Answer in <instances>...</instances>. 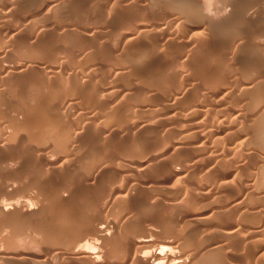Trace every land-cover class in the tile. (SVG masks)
I'll use <instances>...</instances> for the list:
<instances>
[{"label": "bare ground", "instance_id": "obj_1", "mask_svg": "<svg viewBox=\"0 0 264 264\" xmlns=\"http://www.w3.org/2000/svg\"><path fill=\"white\" fill-rule=\"evenodd\" d=\"M5 1V2H4ZM3 1V3H5L4 5H6L9 9H10V11H11V9L13 10V8H15V6L17 5V3H18V0H4ZM71 1V0H70ZM92 1V0H91ZM90 1V2H91ZM96 1V0H95ZM107 2L109 1V0H106ZM106 1L105 0H103L102 1V3L104 4V3H106ZM112 1V0H111ZM120 2L122 1V0H119ZM144 1V3H146L145 2V0H143ZM149 1V0H148ZM152 2H156V4L158 3V5H160V3L161 4H163V3H165L166 1L167 2H170V3H168V4H165V5H163V6H159L158 7V5H157V7H156V4H154L153 3V6H154V8H157V9H161L162 7H164V9H166V5H168L167 7L169 8V10L170 9H172V7H176L177 9H179L178 11H180V12H177V10L175 11V9L172 11V12H174L175 11V14H176V12H177V16L176 15H174V13H172L171 11H169L168 9V13L167 14H173L174 16H176V17H180L181 18V16H182V14L184 15V13H183V10L185 9L184 7H188L189 5H190V3H192L193 1H191L190 3H189V5L188 6H186V4H185V6L184 5H182V4H184L183 3V1L184 0H160V2L158 1L157 2V0H151ZM151 1L150 2H148V4L149 3H151ZM163 3H162V2ZM201 1V0H200ZM209 1V0H208ZM213 0H211V2H212ZM222 1V0H221ZM226 1V0H225ZM225 1H223L222 3H224ZM234 1H236V0H233V2ZM246 2V0H238L237 2H238V4H239V2ZM254 1V0H253ZM45 3H44V5H42L43 6V9H45V10H47V11H45V10H43L45 13H50V12H54V9L56 10L57 8V11H58V13L60 14L62 11V5L65 3H68V1L67 2H63V0H45L44 1ZM73 2V1H72ZM72 2L71 3H68V4H71V5H76L77 3H74V4H72ZM89 2V4L88 5H90V4H92V3H94L93 1L90 3ZM113 2H116V3H118V1H116V0H114V1H112V3ZM119 2V3H120ZM172 2H174V5L173 4H171ZM187 3L189 2V1H186ZM196 2H199V1H196ZM217 2V1H216ZM247 2H250V1H247ZM256 2V1H255ZM79 3H81L82 4V2H81V0H79V2H78V9H76L77 10V12H75V11H73V12H75L76 13V15H77V13H79V12H81V11H79L78 12V10H79V7H82L83 5H80ZM84 3H87V2H84ZM97 3H101L99 0H97ZM96 3V4H97ZM101 3V4H102ZM111 3V2H110ZM109 3V5H111L110 7H109V9L111 8L112 10L110 11L109 9H107L106 7H107V4L105 5L104 4V7L102 8V10H109V11H105V12H111L112 14H111V16L113 15V12L112 11H117V10H115V9H113V8H115V7H113L114 5L111 3L110 4ZM123 3V2H122ZM138 3H140V4H142V6L141 7H143V3H141V2H138ZM201 3H204V1L202 0L201 1ZM206 3V2H205ZM208 3V2H207ZM214 3V2H213ZM228 3H231L230 1H228ZM227 3V4H228ZM42 4H43V2H42ZM101 4H98V6H100ZM115 4V3H114ZM147 4V3H146ZM152 4V3H151ZM151 4H149V7H150V5ZM169 4H171V6L169 5ZM221 4V3H220ZM234 4H236L235 2L233 3V5L232 6H234ZM246 4V3H245ZM250 4V3H249ZM70 5V6H71ZM87 6V4H84V6ZM116 5V4H115ZM119 5V10L120 9H124V7L122 6V5H128V4H122V5H120V4H118ZM130 5V4H129ZM128 5V6H129ZM136 5H137V2H136ZM177 5V6H176ZM194 5V4H193ZM203 5V4H202ZM214 5V4H213ZM217 5V4H216ZM219 5V4H218ZM217 5V6H218ZM256 5H257V3H256ZM40 6H41V4H40ZM39 6V7H40ZM62 6V7H61ZM68 6V5H67ZM83 6V8H86V7H84ZM93 6H95L94 4H93ZM106 6V7H105ZM145 6H148V5H145ZM144 6V7H145ZM152 6V5H151ZM204 6V5H203ZM224 6H226V3H225V5ZM228 6V5H227ZM226 6V7H227ZM231 6V5H230ZM236 6V5H235ZM235 6H234V8H235ZM239 6V5H238ZM241 6H243L244 7V5H242L241 4ZM59 7H61V8H59ZM73 6H71L70 7V9L72 8ZM88 7V6H87ZM113 7V8H112ZM122 7V8H121ZM143 7V8H144ZM148 7V8H149ZM171 7V8H170ZM179 7V8H178ZM190 7H193V6H190ZM190 7H188V9H190ZM202 7V6H201ZM214 7H215V5H214ZM65 8L66 7H64V10H65ZM68 8H69V6H68ZM67 8V9H68ZM99 8H101V6L99 7ZM98 7H97V9H99ZM116 8H118V7H116ZM128 8V7H127ZM126 8V9H127ZM132 7L130 6V8L129 9H127V10H123V12H124V14L123 13H121L122 12V10H121V12H120V14H122L123 16H124V19H125V17L127 18V15L125 14V13H127L128 15L130 14V13H128V12H125V11H128V10H130ZM134 8V10H135V8H138V7H133ZM145 8H147V7H145ZM150 8H153V7H150ZM204 9L206 8V10H208V12H210V11H212L213 10V8H212V10H211V8H210V6H204L203 7ZM216 8V7H215ZM233 8V9H234ZM248 8H250V7H248ZM8 9V10H9ZM40 9H42L41 7H40ZM61 9V10H60ZM66 9V10H67ZM73 9V8H72ZM74 9H75V7H74ZM88 8H86V10H87ZM92 9V11L94 10L93 8H91ZM96 9V10H97ZM187 9V10H188ZM200 9V8H199ZM227 9V8H226ZM242 9V12L241 13H243V8H241ZM247 9V8H246ZM65 10V11H66ZM81 10H82V8H81ZM86 10H84V11H82L83 13L86 11ZM101 10V11H102ZM138 10V9H137ZM139 10H142L141 8L139 9ZM145 10V9H144ZM143 10V11H144ZM154 10V9H153ZM161 10H163V8L161 9ZM161 10H158V11H161ZM182 10V11H181ZM186 10V11H187ZM203 10V9H202ZM223 10V9H222ZM232 10V9H231ZM240 10V9H239ZM248 10V9H247ZM251 10V9H250ZM249 10V11H250ZM263 11H264V9H262ZM50 11V12H49ZM71 11V10H70ZM69 11V12H70ZM88 11H90L89 9H88ZM88 11L86 12V13H84V14H87L88 13ZM98 12L100 11V10H97ZM100 11V12H101ZM104 11H102L101 13H103V14H105L104 13ZM143 11L142 12H140L139 11V15H141V14H143ZM154 11H157L156 9L154 10ZM154 11H152V12H154ZM157 11V12H158ZM185 11V10H184ZM186 11H185V13H186ZM189 11H191V13L190 12H188V13H186V14H189V15H191L192 14V12H193V10L191 9V10H189ZM194 11H196V9L194 10ZM199 11H201V10H199ZM215 11H217L216 9H215ZM228 11V10H227ZM254 11V10H253ZM256 11V10H255ZM261 11V10H260ZM9 12V11H8ZM56 12V11H55ZM64 12V11H63ZM62 12V13H63ZM118 12V11H117ZM146 12H147V15L148 14H154V13H148L149 11H147L146 10ZM146 12H144V13H146ZM162 12V11H161ZM165 12V11H164ZM197 12L198 11H196V13H195V16H197ZM232 12H234L233 10H232ZM250 12H252V11H250ZM257 12H258V10H257ZM57 13V12H56ZM83 13H79L80 15V19L82 20L84 17H86L87 18V16H85L84 15V17L83 16H81V15H83ZM89 13H91V12H89ZM116 13V12H115ZM132 13V12H131ZM160 13V12H159ZM158 13V14H159ZM166 13V12H165ZM178 13L179 14H181V16L180 15H178ZM194 13H193V15H194ZM201 13V12H200ZM212 13V12H211ZM211 13L210 14H207V15H211ZM215 13V12H214ZM228 13V12H227ZM247 12H245V14H246ZM261 13V12H260ZM263 13V12H262ZM65 14V13H64ZM92 14H94V15H96L97 16V14H96V12H93ZM92 14H90V16H89V14H88V16L89 17H91V15ZM157 14V13H156ZM156 14H154V15H151L150 17V19H153V17H154V19L155 18H157L156 17ZM216 14V13H215ZM219 14H221V13H219ZM248 14V13H247ZM246 14V15H247ZM57 15V14H56ZM73 15V14H72ZM76 15H73V16H75V17H77ZM108 15H110V14H108ZM115 15V14H114ZM132 15H133V13H132ZM132 15L130 16V17H132ZM137 15H138V13H137ZM147 15H146V19H149V17H147ZM163 16H165V14H162ZM193 15H191V16H189V17H192ZM204 15V14H203ZM228 15V14H227ZM245 15V16H246ZM249 15H251V14H249ZM62 16V15H61ZM64 16V15H63ZM67 16H70V15H67ZM96 16H94L93 17V19H94V21H96ZM98 16H100V17H98V20H97V22H96V24H98V25H100L98 22L101 20V24H102V22L104 21V19H108V16H107V14H105L104 16H102L101 14L100 15H98ZM101 16L102 17H104L103 19H99V18H101ZM141 16H143V15H141ZM153 16V17H152ZM163 16H162V18H163ZM170 16H172V15H170ZM174 16H172V18H170L171 20L173 19V17ZM216 16V15H215ZM235 16V15H234ZM263 16V15H262ZM74 17V18H75ZM83 17V18H82ZM112 17H114V16H112ZM140 17V16H139ZM143 17H145V16H143ZM161 17V16H160ZM160 17H158V19L160 18ZM177 18V22L174 24V26L172 25V26H168L169 28H162V27H167V25H165V26H162V27H160L161 26V24H159L160 26H158V24L157 23H153V25L151 24L152 23V21H151V23H148V21H150V20H148V21H146L145 22V20L143 21V19L142 18H140L141 20H137L136 21V19L135 20H131V22L132 21H136V22H133V23H131V26H129L130 25V23H129V27H130V29H127L126 27H127V25H126V22H124V21H126L127 19H129V17L126 19V20H124L123 21V23L125 24V26H124V28L127 30V31H125V30H123V28H121L122 29V31H121V33H120V31L116 28V31H118L119 32V34L117 35V34H115V30H114V32H113V29H112V34H114V35H116V36H113V37H116L115 38V40H114V42L112 41L113 39H112V37L109 39V40H111V42H112V44L110 43V42H107L106 40L107 39H105L104 40V37L102 38V36H104V35H99L100 36V39L99 40H95L96 39V37L95 36H97L96 34H95V30H93V31H95V32H93V31H91V32H93V34H95L94 36H93V34H86V36H83V34H85L84 32H83V34H82V36H80L81 38H83V39H86V40H84V41H82L83 43H81V47L80 46H78L79 48H77V49H73V48H75V47H77V41H76V39L77 40H79L78 39V37H77V33H80V31H85V28L87 27L86 25V27H84V25L82 26V24L81 23H79L78 25H81L80 27H84V30H80L81 28L79 27V28H72L71 30H70V35H71V32H72V30L73 31H75V29L77 30L78 29V31H76V32H73L74 34H72V36L74 37V40H75V42H77V43H74V42H72V38L73 37H70V39H71V41H67V44H66V41L65 42H63V43H65L66 45H68V43H69V45L68 46H71L72 44H71V42L73 43V48L72 47H70V51H71V49H72V52L74 53V55L72 54V56H74L78 61L80 60L81 62L83 61V60H81V59H88V61H86V59L83 61V64H81V66H83L82 68H80V69H77V70H72L71 69V71H73V72H71V73H73L74 74V77L72 78V80H71V77L70 76H73V75H71L70 74V72H67L68 74H70V78L69 77H67V78H69V80L68 81H71L72 82V84L73 85H71L72 87H69V86H66V85H68L67 84V82L68 81H66L65 80V83H66V85H63V86H65V88H64V95L65 96H67L69 93L71 94V90L73 91L72 93V95H74V96H72V97H75L76 98V96L78 95H80V96H83V97H80L79 96V98H78V100H81V102L80 103H78L79 105L78 106H80V104L83 102V100H85L86 102H87V104H89L90 102H94L95 103V105H96V103H97V101L98 102H101V103H105V101H104V99H105V97H106V99L108 100V99H111L112 97H114V96H116L118 93V90L116 91V90H114V91H112V88H111V91L109 90V89H106V91H108V92H104V90L103 89H105V88H103L104 87V85H101V86H103V87H101L102 88V90H103V92H102V90H98V88L100 87L99 85L100 84H103V83H101L100 82V84L99 85H97V83H98V79L100 78V76L102 75H105V74H103L104 73V68L106 69V68H108L109 66H112V62L110 61L111 60V58H113V59H116V58H114V56H112V57H110L109 56V59L105 56V54H107V53H109V50L111 51V50H113L114 48L116 49V48H118V50H119V48H123V47H125L124 45H125V43H126V41H129V38H130V35H132L133 34V37L135 38V35H140V33H142V32H144V34L146 33L145 31H147V30H149L148 32H151L152 34H154V35H156L157 33H158V35L159 34H164V35H166V36H170L169 34H171V35H179L180 34V36L178 37V38H175V39H179V41H180V39H182V37H181V35H185L184 37H186V38H184V39H186V40H184V41H187L188 43L189 42H192L191 44H193V42L195 43V41H200V39L203 37V35L205 36V34H207V33H205L204 31H198V30H195L196 28H194V30H189L190 28H191V26H190V28H183V25H186L187 23H188V26L189 25H191V24H193L194 25V27H196V25L197 24H199V25H201V23L203 22H198V21H196V22H198V23H195V22H190V21H186L187 23L185 24L182 20L183 19H187V18H184L185 16H183V18H181L182 20H180V18ZM212 17V16H211ZM219 17V16H218ZM222 16H220V18H221ZM241 17V16H240ZM242 17H243V15H242ZM71 18V17H70ZM73 18V17H72ZM73 18V19H74ZM109 18H111L110 16H109ZM133 19L134 18H136V15L134 16V17H132ZM161 18V19H162ZM175 18V17H174ZM205 18H208V17H205ZM228 18H230V17H228ZM231 18H234V17H231ZM238 18V17H237ZM250 18V17H249ZM253 18H255V17H252V19ZM85 19V18H84ZM89 19V18H88ZM90 19H92V17L90 18ZM114 19H116V17L114 18ZM113 19V20H114ZM145 19V18H144ZM161 19H159L158 20V22L159 21H161ZM169 19V18H168ZM169 19V20H170ZM191 19V18H190ZM196 19V18H195ZM200 19H201V17H200ZM200 19H198L199 21H200ZM213 19V18H212ZM217 19V18H216ZM223 19V18H222ZM225 19V18H224ZM239 19V18H238ZM238 19H236V20H238ZM246 19V18H245ZM256 19V18H255ZM77 19L75 18V21H76ZM79 20V19H78ZM103 20V21H102ZM108 20H110V22H111V20L112 19H108ZM107 20V21H108ZM170 20V21H171ZM184 20V21H185ZM188 20V19H187ZM201 20H203V17H202V19ZM219 20V19H218ZM217 20V21H218ZM228 20V19H227ZM241 20H243L242 18H241ZM264 20V19H263ZM70 21H73V20H70ZM74 21V22H75ZM88 21V20H87ZM156 22H157V20H155ZM170 21H168L167 20V22H166V24H173V23H171ZM174 21H176V20H174ZM193 21H194V17H193ZM211 20H209V22H210ZM212 21H214V20H212ZM216 21V23H218ZM223 21V20H222ZM230 21V20H229ZM229 21H227V22H229ZM232 21V20H231ZM239 21V20H238ZM248 22L250 21V20H247ZM259 21H262V19H259ZM4 22V27L3 28H0V37H2V39L4 38V39H7V40H9L11 43V47L12 48H14V49H16V48H18L16 45L18 44L19 45V42H22L23 40H22V38H24V43L25 42H28V43H26V44H24L23 46L26 48L27 46H29L30 44L29 43H32V44H37V43H39L41 40H43L44 39V37H45V33H47L46 31L48 30H46V29H44V27H34V26H32L33 28L30 30H26V31H24V32H22V31H19V29H16L17 31H15V30H10V28H7L6 26H5V22H6V20H4L3 21ZM69 22V21H68ZM77 22V21H76ZM79 22V21H78ZM81 22V21H80ZM83 22H86V21H83ZM93 22V21H92ZM91 21H90V23H92ZM109 22V21H108ZM127 22H129V21H127ZM205 22H206V20H205ZM205 22H204V24H205ZM234 22V21H233ZM251 22H253V21H251ZM251 22H249V23H251ZM256 22H258L257 20H256ZM72 23V22H71ZM86 23H89V22H86ZM104 23H105V21H104ZM103 23V24H104ZM112 23H115V22H113L112 21ZM116 23H117V21H116ZM123 23H122V26H123ZM208 23V22H207ZM211 23H213V22H211ZM225 23V22H224ZM230 23V22H229ZM248 23V24H249ZM254 23H255V21H254ZM262 23V22H261ZM73 24V23H72ZM74 24H77V23H74ZM73 24V25H74ZM83 24H85V23H83ZM101 25V26H103L104 27V25ZM157 24V25H156ZM196 24V25H195ZM203 24V23H202ZM231 24H234V23H231ZM252 24V23H251ZM259 25H263V24H260V23H258ZM116 25V24H115ZM225 25V24H224ZM223 25V26H224ZM250 25V24H249ZM254 25V24H253ZM76 26V25H75ZM75 26H73V27H75ZM177 26H179V28L177 27ZM204 26V25H203ZM217 26V25H216ZM231 26H233V25H231ZM251 26V25H250ZM264 26V25H263ZM0 27H2V25L0 26ZM77 27V26H76ZM175 27V28H174ZM186 27V26H185ZM193 27V26H192ZM205 27V29H203V30H206V26H204ZM204 27H202V28H204ZM211 27V26H210ZM215 27V26H214ZM219 27V26H218ZM227 27V26H226ZM257 27H259V26H257ZM257 27H255V25H254V28H257ZM31 28V27H30ZM101 28V27H100ZM105 28V27H104ZM181 28H183V29H181ZM212 28V27H211ZM230 28V27H229ZM233 28H235V27H233ZM237 28V27H236ZM250 27H248L247 29H249ZM252 28H253V26H252ZM187 29V30H186ZM221 29V28H220ZM251 29V28H250ZM262 31H264V28L262 27ZM46 30V31H45ZM184 30H186L185 31V33H183V31ZM189 30V31H188ZM202 30V29H201ZM211 30H215V29H211ZM224 31H226L225 29H223ZM237 29H235V31H236ZM245 30V29H244ZM253 30V29H252ZM257 30V29H256ZM261 30V29H260ZM220 31V30H219ZM224 31L222 32V33H224ZM251 31V30H250ZM255 31V30H254ZM257 31H259V30H257ZM261 31V32H262ZM204 32V33H203ZM213 32V31H212ZM217 32V31H216ZM221 32V31H220ZM230 32V31H229ZM240 32H242V31H240ZM240 32H238V33H240ZM245 32H247L246 30H245ZM252 32V31H251ZM137 33V34H136ZM238 33H236V34H238ZM252 33H255V32H252ZM258 33V32H257ZM77 34V35H76ZM135 34V35H134ZM144 34H142V35H144ZM162 34H161V37H162ZM216 34H218V33H216ZM221 34V33H220ZM231 34V33H230ZM242 34H244V33H242ZM248 34V33H247ZM261 34V33H260ZM47 35V34H46ZM93 36V39H94V37H95V39L92 41V43L94 42V41H96L97 43H101V41L100 40H104V41H102L103 42V46L104 47H108V45H104V42L106 41L107 42V44H111V49L109 48V49H106V48H104L103 46H102V44H101V46L104 48V49H106V51H107V53H104L103 55L105 56L104 57V59L106 58V60H108V61H110V64L111 65H109V63H107L108 61H106V60H103V55L102 56H100V53H103L104 52V50H102V49H100L97 53H99V55L98 56H100V57H98L97 55H94L95 57L97 56L98 58H100L99 60L100 61H102V63L101 62H99V60L97 59V58H92V59H89V56L91 57V53L90 52H93L92 50V48H94V46L92 47V44H91V42L88 40L91 36ZM136 36V37H140V36ZM141 35V36H142ZM163 35V36H164ZM222 35V34H221ZM221 35H217V36H220L221 38H222V36ZM240 35V34H239ZM238 35V37H240ZM256 35V34H255ZM42 36H44V37H42ZM58 36H60V35H58ZM87 36H89V37H87ZM99 36H97V38L99 37ZM145 36H147L146 38H148V39H150L149 37H148V34H146V35H144V37ZM150 36V35H149ZM157 36V35H156ZM155 36V37H156ZM160 36V35H159ZM165 36V37H166ZM209 36H212V35H209ZM244 37H246V38H249V36L247 37V36H245V35H243ZM253 36V35H252ZM61 38H62V36H60ZM59 37V38H60ZM69 36H66V39H69L68 38ZM75 37H77V38H75ZM84 37H87V38H84ZM133 37H131V38H133ZM144 37H142V38H144ZM151 37L153 38V35H151ZM170 37H173V36H170ZM169 37V38H170ZM181 37V38H180ZM214 37V36H213ZM232 37V36H231ZM243 37V38H244ZM251 37V36H250ZM257 37H258V35H257ZM261 37V36H260ZM262 37H264L263 36V32H262ZM261 37V38H262ZM46 38V37H45ZM80 38V39H81ZM109 38V37H108ZM130 38V39H131ZM145 38V39H146ZM159 39H160V37H158ZM163 38V37H162ZM161 38V39H162ZM168 38V39H169ZM208 38V37H207ZM217 38H219V37H217ZM256 38V37H255ZM261 38H259V39H261ZM172 39H174V38H171V41H172ZM199 39V40H198ZM210 39V38H209ZM216 39V38H215ZM228 39H230V38H228ZM242 39V38H241ZM245 39V38H244ZM250 39V38H249ZM251 39H253V38H251ZM250 39V40H251ZM258 39V40H259ZM1 40V39H0ZM54 40H56V38L54 39ZM61 40V39H60ZM65 40V38L64 39H62V41H64ZM91 40V39H90ZM193 40H195V41H193ZM222 40H225V39H222ZM238 40V39H237ZM254 40V39H253ZM262 40V39H261ZM39 41V42H38ZM44 41V40H43ZM81 41V40H80ZM99 41V42H98ZM146 41H148L147 39H146ZM146 41L144 42V44H143V48H142V45H141V48H139L138 50V52H140L139 54L140 55H137V56H135L134 54H133V56H135V57H133L131 54H129V56L127 57V54H126V56H124L125 55V53H122L123 54V59H122V62H118V59H120V61H121V58H120V56H119V54H121V53H115V54H118V55H116V56H119L118 58H117V62L116 61H114V62H116V64H117V66L115 65V66H113V68H115V70H112V69H107V71L105 70V72H106V74H107V72H109L110 70L111 71H114V72H116V70L118 71L117 73H118V75L119 74H121V75H123L124 76V74H122L123 72H125V74L126 73H128V72H133L134 73V75H136V77L137 76H139L140 75V78H142L141 80H143V82H141V84H140V81H139V85H137L136 83H134L135 85H137L136 86V90L138 91V89H140L141 91H139V92H145V90L147 91V89L146 88H144L143 89V87H144V85L146 84L145 83V81L147 82L150 78L152 79V77L154 76L155 77V79L156 78H158V77H156L155 75H156V73L157 74H159V71H156V70H159V69H161V68H157V67H154V65L153 64H150V63H152V62H154L153 61V58H154V56H155V54H157L156 52H158L159 53V51H155L156 50V48H154V46L152 45V46H150L149 45V43H146ZM150 41V40H149ZM148 41V42H149ZM175 41H177L178 42V40H175ZM175 41H173L174 43H175ZM182 41V40H181ZM180 41V42H181ZM212 41H214V40H212ZM219 41V40H218ZM226 41V40H225ZM239 41H240V39H239ZM238 41V43H240ZM245 41V40H244ZM45 42V41H44ZM47 43L49 42V41H46ZM53 42V41H52ZM105 42V43H106ZM197 42V43H198ZM222 42V41H221ZM233 42V41H232ZM235 42V41H234ZM262 42H263V40H262ZM12 43H14V44H16L15 46H13L12 45ZM46 43V44H47ZM99 43V44H100ZM128 43V42H127ZM145 43L147 44V45H145ZM179 43V42H178ZM187 43V44H188ZM196 43V45H198L199 46V44H200V42H199V44H197ZM207 43V42H206ZM211 43V42H210ZM214 43V42H213ZM220 43V42H219ZM219 43H217V44H219ZM226 43H229V41H227ZM252 43V42H251ZM250 43V44H251ZM258 43V42H257ZM256 43V44H257ZM42 44H45V43H42ZM54 44H57V43H55L54 42ZM71 44V45H70ZM79 44H80V42H79ZM95 44V47H96V43H94ZM93 44V45H94ZM177 44V43H176ZM184 44L185 45H187L186 43H182V45H183V47H180V49L181 48H185L184 47ZM222 44V43H221ZM235 44H237V43H235ZM243 43H241V45H242ZM259 44V43H258ZM27 45V46H26ZM41 45V44H40ZM59 45H62V44H59ZM65 45V46H66ZM74 45H76L75 47H74ZM179 45H181V44H179ZM179 45H177V46H179ZM223 45H224V43H223ZM229 45H230V43H229ZM232 46H233V44H231ZM243 45H245V44H243ZM248 45H249V43H248ZM260 45V46H259ZM259 45H257V46H255V43H254V45L252 44V46H255V47H253V54L254 55H258V52H260L259 53V55L258 56H260V54L263 52L264 53V44H261V42H260V44ZM20 46V45H19ZM43 47H42V51H45L44 49H45V45H42ZM45 46V47H44ZM101 46L100 45H98V48H101ZM189 45H187L186 46V49H187V47H188ZM193 46H194V44H193ZM197 46V47H198ZM202 46V45H201ZM213 46H214V44H213ZM232 46H228L227 47V44H225V46L223 47V49L225 50V47H227L229 50V52H231V47ZM236 46H238V44L236 45ZM246 46V45H245ZM251 46V45H250ZM249 46V47H250ZM16 47V48H15ZM30 47V46H29ZM33 47H35V46H33ZM33 47H30L31 49H29L30 51L32 50V48ZM38 49L40 48L39 47V44H38V46H36ZM49 47H51L50 45H49ZM54 47H56L55 45H54ZM57 47H59V46H57ZM63 47V46H62ZM67 47V46H66ZM92 47V48H91ZM114 47V48H113ZM140 47V46H139ZM217 47V46H216ZM215 47V48H216ZM219 47H221V46H219ZM234 47V50H236V47H235V45L233 46ZM240 47V46H239ZM247 47V46H246ZM19 48H21V46L19 47ZM34 49L33 50V53L34 52H38V51H41V49L40 50H38V49ZM44 48V49H43ZM63 48H65V47H63ZM68 48V47H67ZM67 48H66V50H67ZM179 48V47H178ZM191 48H193L192 47V45H191ZM191 48H188V49H191ZM196 48V47H195ZM195 48H193L194 50H197V48L195 49ZM202 48H204V47H202ZM222 48V47H221ZM221 48H219V49H221ZM226 48V49H227ZM238 48V47H237ZM242 49H243V47H241ZM248 48V47H247ZM247 48H245V49H247ZM251 48V47H250ZM24 49V48H23ZM22 49V50H23ZM27 49V48H26ZM27 49V50H28ZM90 49H92V50H90ZM114 49V50H115ZM193 49H191V51H193ZM198 49L200 50V46L198 47ZM206 48H204L203 50H205ZM212 49V48H211ZM245 49H244V51H245ZM13 50V49H12ZM17 50V49H16ZM36 50H38V51H36ZM55 50V49H54ZM57 50H60V47L59 48H57ZM56 50V51H57ZM62 50V51H61ZM60 51L61 52H63L64 51V49H61ZM68 50V52H70ZM74 50V51H73ZM113 50V51H114ZM117 50V49H116ZM123 50V49H122ZM121 50V51H122ZM199 50H197L196 52H198ZM202 50V49H201ZM202 50V51H203ZM206 50H208L209 51V49L207 48ZM239 49H237L236 51H238ZM21 51V50H20ZM90 51V52H89ZM96 49L94 50V53L96 54ZM103 51V52H102ZM120 50L118 51V52H121ZM190 51V50H189ZM220 51V50H219ZM250 51H252V48L247 52L248 53V55L249 54H251V52ZM60 52V53H61ZM64 52H66V51H64ZM68 52H67V55H68ZM112 52V51H111ZM111 52L109 53V54H111ZM115 52V51H114ZM114 52H112V53H114ZM117 52V51H116ZM178 52V51H177ZM181 52V51H180ZM184 52V51H183ZM201 52V51H200ZM57 54H58V52H56ZM59 53V54H60ZM93 53V54H94ZM188 53V52H187ZM189 53H195V52H189ZM206 53H208V52H206ZM223 53V52H222ZM235 52L232 50V54L233 55H228V54H223L224 56L223 57H225V58H227V60H225V59H220V57L222 58V55L220 56V55H217V54H220V52L219 53H216V56L212 59L214 62H213V64H211V63H209L210 61H212V60H210V61H208L207 60V62L209 63V65L211 64V66H212V68L210 69V67H209V65L207 66V67H209V70H208V72H207V74H206V76H202L201 78L202 79H200V81H197L198 83H194L193 81H192V79L190 78L191 77V75L189 76V78L187 77V79H185L184 78V76H186L185 74H181L180 73V71L179 70H177V68L175 69V65L171 68V66L172 65H170V68H169V65L168 64H170V62H167L168 64H166V62H164V61H162L163 63L160 65V67H163L162 69H165V70H167V72H168V74H169V72H170V74H169V78L172 80V82H174L176 79H179L180 80V78H184L185 79V81H186V83H183V84H185L184 85V89L183 90H181V89H179V88H177V86L174 88V86H173V88H172V91L170 92V96H172L173 98H171L173 101L171 102L170 101V98L169 97H167L166 98V93H168L167 91H169L170 90V88L168 89V90H166V92H164L165 94H164V97L168 100V98H169V101H170V103L172 104H170L169 102H165L164 100H163V93L161 94L162 96V100L161 101H163V102H165V103H163L161 106L159 105L158 106V104L155 102V105H157L158 106V108H156L157 106H155L154 107V109H149V107H148V109H139V107L137 106V105H140V104H138V103H141V102H139V100H135V99H132V102L131 103H128V102H130L131 100L129 99V98H126V99H128V100H130V101H125L126 99H124L123 97H120V95H122L124 92H122V91H119V92H122L119 96H117V98H115L114 97V99H118V97H120L119 99L121 100H124V103H122V106L120 107V108H122L123 106H126V104L125 103H127V107H123V109L124 110H122V111H126L125 112V114H122V112L120 111V108L118 109L119 110V112H121V114H122V116L123 115H125V116H127L129 113V119H131V116L132 115H135V114H137V113H140L141 111H145L143 114V116H139L138 118L137 117H133L132 116V118H134L133 120L135 121H133V120H131V122L128 124V126H130V127H132V126H135V129L137 130V127L138 128H141V129H139L140 130V132H141V134H138L139 135V137L136 139L134 136H132V135H130V134H133V133H135V131H133V130H135L134 128L131 130V133L130 132H128L129 134H128V136H125V137H123L124 136V133H125V135L127 134V132H123V136H122V134H120V133H122V132H119L121 129H123L124 127L126 128V126H127V124L126 123H124V124H126L125 126H124V124L123 123H121V125L120 126H118V128H117V132H116V134H114V136L112 137L111 135H109V133L108 132H106L107 134H108V136H111L110 138H113L114 140L116 139L115 137H116V135L117 134H119V135H117V136H119V138H120V136H121V138H120V141L118 140L119 138L117 137V142L115 143V141H114V143L115 144H118L119 145V142H120V146H118L119 148H121L122 146H121V144H123L124 145V147L125 146H129V148L131 149V150H135L136 151V149L138 150V153H139V155L141 154L140 152H143V154H145V155H142V157L141 156H138V157H135L136 155H133V151H131V152H129V148L128 149H124L123 147L121 148L122 150L124 149V152H129V154L131 153V155H133V156H131V155H128V153L127 154H125L124 153V155H121V156H119L120 154H118V153H120L121 151H117L116 149V151L114 150V149H112L114 152H118L117 153V158L115 157V159L118 161V163L116 162V161H114V160H111V161H114V162H111L110 161V155L111 156H113V152L112 153H110V155L108 154H106V156H108L109 158V161L107 160V159H102V161L103 160H107L106 161V163H109V166H110V168L111 167H113L114 165L116 166V168H112L113 170L114 169H116L117 171L115 172L114 171V173H112V174H110V172L112 171L113 172V170L112 169H110L109 168V170H111L110 172H108L109 170L108 169H104V168H101L99 165H97V162L100 160V159H98L97 160V162H91L90 163V161H89V158H90V160H92L93 158H94V155H95V158L97 157V153H99L98 155V157L97 158H99V157H101V156H103V155H101V151H99L98 150V152H97V150L95 151V154L93 155L92 153H90L91 154V156L93 155V158H91L90 157V155H88V154H86L87 156H89L88 157V161H89V163H88V166H89V164H92V165H90L91 166V168H90V166L89 167H87L86 168V166H83V167H78V165H75L73 168H76V169H74V171H69V173H63V172H59V170H62L63 168H65V167H62L61 166V164H60V162H63L62 161V159L64 160V157H60L59 158V160H58V156L56 157V159H55V156H53V158L52 159H47V164L49 163V164H52L53 166H56V167H54V173H57V171H58V173L57 174H54L53 175V177L55 178V179H53V178H51V179H49V180H53V182H51L50 184H48V185H46V186H44L43 184H42V182H44L43 180L44 179H46V178H44V177H42L43 179H41L42 180V182H39V179L38 178H33V179H35L36 181H35V183H36V187L38 186V187H40L41 188V190H40V192H38V191H36V190H34V191H36V192H38V193H41V194H39V196H41V195H44V197L43 196H41L42 198H44V200H46L47 199V197L49 198V197H51V199H50V201L53 199V200H55L56 202H57V204H58V211L60 210L59 209V207H65V209L67 210V207L66 206H73V207H68V209H69V213H72V214H69V219H68V217L66 218L65 216H67L68 214H65V215H63L62 213V215H63V217L62 216H60L61 217V220L64 218V219H66L65 221H64V219L59 223L60 225L58 226H55V227H53L52 226V228H54V230L55 231H53V229H51V227H50V230L51 231H45V229L46 228H44V230L43 229H39L40 230V233H39V231H37L38 232V234L40 235V237H41V239L43 238V234H45L46 236H44V238H43V240H45L46 239V237H47V235L48 234H46V232L47 233H49V232H53V233H51V235L49 236V237H47V238H50V240H45L44 241V243L46 244V242L47 241H52L51 243L49 242V245H45L44 247L45 248H42V249H44V252H42V253H40V252H36L35 251V253H32V252H28V251H26V250H24V249H19V248H21V247H17L16 249H13V250H10V249H12L13 248V245H12V243H14L13 241H12V243L10 242V241H6L7 243H11V245H8V244H6V242L4 243V241H3V238H7V237H5V236H7V233H9V231H10V229H11V231L13 232V233H16V234H19L20 236H22V238L24 239L25 238V240H26V237H23V235L25 234L24 232H23V230H20V226L21 227H23L22 225H24V224H22V221L24 220V219H22V217L23 216H25V214H28V213H32V209H31V207H29V206H26V205H23V206H19L18 207V205H20V203L21 202H19V204L17 205H14L13 206V204H11V202H9L8 204L9 205H12L13 207H9V206H7L8 204L6 203V200H5V198H3L2 197V195H1V193L3 192V190L5 191V189H3V188H1L3 185H4V188H8V186H6L5 184H8V182L10 183V184H12V183H15V184H12V185H14V187H15V185L18 183V182H20L21 180H22V178H21V176H20V178H21V180L18 178V176L19 175H23L24 176V174H21V173H19V172H22V171H19V169H21V166L20 165H23V164H20V162L22 163H24V161H18L17 159H20V158H18L17 157V159L15 158H12V157H9V156H2V157H0V237H1V239H2V241L3 242H1V240H0V264H104V263H102L101 261L100 262H98L97 260L99 259L100 260V255L101 254H99V253H102V252H98V254H93V252L95 253V251H98V250H100V251H103V250H101V248L99 247V246H97L99 243H95V244H97L96 246L98 247L97 249L94 247V245L92 244V243H94L93 241L94 240H92V242H90V240L89 239H92V238H95V239H97L98 240V242H104V240L105 239H107L106 237H108V235L110 234V233H112V230H114L117 226V222H115V221H113V224H104V222H102V221H104V216H105V214H104V212H102L103 210H101L100 208H104L106 205L107 206H109V207H106V208H111L110 206H112L113 205V203H115V205H119V207L117 208V211L120 209H122L121 210V212H120V210H119V212H120V214H119V216H117L118 218H120V219H118V223L119 224H121L125 229H123V227L122 226H119V224H118V227L120 228V227H122V229H123V231H122V233H127V232H130V233H128V234H125V237H123L122 236V238L119 240V241H121V240H123L124 238L126 239L128 236H126V235H130L132 232V236H130V237H128L127 239H126V241H124V243L123 242H120V244H118L117 246H120V247H117V248H119V249H115V251H121L122 249L125 251V253L123 252V250H122V252L124 253V256H125V258H124V256H122L121 254H120V252H119V254L117 253V252H115V253H117L118 254V256H120V258L121 257H123L122 259H124V261L122 262V264H127V263H129V264H223V259L221 260V259H219L218 258V256L219 255H221V253L220 254H218V252H217V255L214 257V260H212L211 258V256H209V257H206V256H208V252H207V255L206 256H203L202 255V253L200 252V251H203V250H201V249H198V248H200L201 247V245H197V246H195L193 243L196 241L197 242V240L198 239H192L191 237L193 236V237H195V233H200L202 230H204V231H202L203 233H205V230H208V231H210L211 230V232L213 231V228H212V223L214 222V219H215V217L216 218H220V216H216V213H220V208L222 207L223 208V206H220V208H219V206H218V208L217 207H214V206H210L209 207V204H208V202H206L207 204H208V206L206 207V203H205V205H204V203L203 202H205L204 200H206L207 201V199L210 197V199L213 201L212 203L214 204V203H217V202H215L212 198H214V195L215 194H218V196H220L219 195V193L221 194V192H224V193H222V195L224 196V195H226L227 193H231V194H233L232 196H231V202H233L231 205H235V206H239V209H240V211H238L239 209L237 208L236 210H235V212L236 211H238V214L237 215H239L240 216V214H244L243 215V218H245V219H247V218H249L247 215H248V213H249V211L250 212H252L253 210H255V208H258L259 210H255L256 211V213H257V211H260V209H262V208H259V207H253V210L251 211V210H249L248 211V207L247 206H251L252 205V203H251V205L250 204H247V203H245V201H247V198H248V196L250 197V195L249 194H253V193H257L258 191L262 194V195H258V193L256 194V195H258L257 196V198L259 197V196H262L263 198H264V101H263V99H264V96H261L260 97V99L259 100H257V101H252V100H255V98H258L260 95H264L263 93H264V68L262 69V68H256V67H254L255 68V70H254V68H252L253 66H251V64H248V67L249 68H252V69H250L251 71H247L248 70V68L247 67H245V68H243V67H240V68H237V65H244V63L246 62H242V61H240V60H236L235 58H237V57H235V58H233L234 57V55L235 54H237L238 55V53L241 55V53H240V51L239 52H237V53H235ZM262 53V54H263ZM39 54H41V52H39ZM53 54H55V53H53ZM61 54H63V53H61ZM69 54H71V52L69 53ZM92 54V55H93ZM108 54V55H109ZM115 54H113V55H115ZM179 55L181 54V53H178ZM192 54H190L191 55V57L189 58H185V57H183L182 59H185L184 61H186L185 63H187L188 61H189V63L188 64H186V66H184L183 68L185 69V67H188V68H186L187 69V71H189V72H191V74H194V73H192V71L194 70V71H196V60L197 59H199L200 58V56H199V58L194 54L193 56H196V57H193L192 56ZM199 54V53H198ZM197 54V55H198ZM205 54V53H204ZM209 54V53H208ZM208 54H206V55H208ZM244 54V53H243ZM246 54V53H245ZM11 55H15V53L14 54H11ZM37 55H38V53H37ZM65 55V54H64ZM63 55V56H64ZM199 55H201V54H199ZM210 55H211V53H210ZM214 55H215V53H214ZM213 55V56H214ZM240 55H239V57H240ZM115 56V57H116ZM130 56H132V57H130ZM184 56H188V54L187 55H185V53H184ZM204 56V55H203ZM212 56V55H211ZM210 56V58H212ZM233 56V57H232ZM243 56V55H242ZM257 56V57H258ZM12 57V56H11ZM14 57V56H13ZM67 57V56H66ZM70 57V56H69ZM73 57V58H74ZM125 57H127V58H131V59H127V58H125ZM156 57H157V55H156ZM217 57V58H216ZM219 57V58H218ZM247 57V56H246ZM245 57V58H246ZM254 57H256V56H254ZM180 58V57H179ZM195 58H197L196 60H195ZM206 58L207 57H205L204 56V58H203V60H205L206 61ZM259 58H262V56L261 57H259ZM263 58H264V54H263ZM262 58V60L264 61V59ZM113 59H112V61H113ZM154 59H157V58H154ZM201 59H202V57H201ZM201 59H199V61L201 60ZM207 59H209V58H207ZM217 59H219L220 60V62L217 60ZM238 59V58H237ZM240 59V58H239ZM246 59H249V58H246ZM258 59V58H257ZM160 60H162V59H159V61ZM166 60H168V59H166ZM195 60V61H194ZM203 60H201V61H203ZM216 60V61H215ZM223 60H225V61H223ZM251 60V59H250ZM256 60V59H255ZM259 61H260V59H258ZM79 61V62H80ZM104 61H106V65L105 66H107L108 65V67H105L103 64H105V62ZM150 61V62H149ZM169 61V60H168ZM199 61H198V64H200V63H202V62H200L199 63ZM204 61V63H206ZM218 61V62H217ZM223 61V62H222ZM263 61H260V62H263ZM147 62H149L148 64H149V66L151 67L152 65V67L151 68H148L149 66H148V64H147ZM156 62H158V59H157V61ZM172 62H173V60H172ZM196 64H195V63ZM251 62H253L252 63V65H254V66H257V65H259V63H257V64H255V61H251ZM258 62V61H257ZM47 64H48V62H46ZM146 63V64H145ZM159 63H161V62H159ZM208 63H206V64H208ZM246 63H248V62H246ZM245 63V64H246ZM33 64H35V63H33ZM114 64V63H113ZM173 64H174V62H173ZM176 64V63H175ZM198 64H197V66H198ZM261 64V63H260ZM27 64H25L24 65V67H21L22 68V70L23 69H25L26 67H28V66H26ZM45 65V64H44ZM48 65H52L51 64V62H50V64H48ZM156 65H157V63H156ZM155 65V66H156ZM247 65V64H246ZM246 65H244V66H246ZM251 67H250V66ZM1 66H2V68H1ZM26 66V67H25ZM31 66V65H30ZM29 66V67H30ZM53 66V65H52ZM52 66L51 67H49V68H52ZM104 66V67H103ZM202 66H206V65H202ZM261 66H262V64H261ZM264 66V65H263ZM47 67V66H46ZM45 67V68H46ZM53 67H55V65L53 66ZM66 67V66H65ZM201 67V66H200ZM200 67H198L197 69H200ZM206 67V68H207ZM39 68V67H38ZM44 67H42V69H43ZM44 68V69H45ZM182 68V67H181ZM202 68H205V67H202ZM4 69V70H3ZM9 70L8 68H6V67H4L3 65H0V99H1V101H3V102H5V103H3V102H0V104L1 103H3V106L5 105V106H7V103H6V101H5V97L3 98V96L2 95H4V93H3V89L2 88H4L3 86H6L5 85V83H8L7 85L9 86V87H11V86H13V85H10V84H12V83H14L16 80H14L15 79V77H17V81H18V79L23 83V81L25 80L24 78L25 77H27V76H25V74L23 75L22 74V72L23 71H25V70H27L28 68H26L25 70H23V71H21V73H20V66H19V71H15V70H13L14 72H11L10 70L9 71H7V70ZM12 69V68H11ZM17 69V68H16ZM29 69H31V68H29ZM28 69V70H29ZM57 69V68H56ZM178 69H180V68H178ZM185 69V70H186ZM262 69V70H261ZM49 70H52V69H49ZM58 70H60V72H61V69H58ZM58 70H55V71H58ZM63 71L62 72H64V70H66V69H62ZM109 70V71H108ZM165 70H163L166 74H167V72L165 71ZM180 70H182V69H180ZM203 70L204 69H202L201 71L203 72ZM252 70H254V71H252ZM6 71V72H5ZM33 71V70H32ZM55 71H48V69H47V72H55ZM66 71H68V70H66ZM182 71H184V70H182ZM198 71H200V70H197V72ZM206 71H207V69H206ZM28 72H30V71H28ZM61 72V73H62ZM160 72H162V70L160 71ZM13 73V80H14V82H12L13 80L11 79V77H12V74ZM25 73H26V71H25ZM32 73V72H31ZM45 74H46V76H48V77H50V74H48V73H46V70H45V72H44ZM59 72H57V74H58ZM110 73V72H109ZM117 73H115V75H117ZM139 73V75H137ZM182 73H184V72H182ZM210 75H209V74ZM21 75V76H25L24 78H23V81H22V78L19 76V78H18V75ZM34 74V73H33ZM63 74V73H62ZM62 74H58L59 75V77L56 75V72H55V75L58 77V79L60 80V77H61V80L60 81H64V80H62L65 76H60V75H62ZM66 74V73H65ZM128 74H130V73H128ZM164 73L162 72V74H159V75H161L162 77L164 76V75H166V74H164ZM204 74H205V72H204ZM36 75V74H35ZM55 75H51L52 76V78H54L55 77ZM110 75V74H109ZM114 74H113V76H109V77H114L115 76ZM120 75V76H121ZM131 75V74H130ZM129 75V76H130ZM159 75H157V76H159ZM28 76H30V75H28ZM54 76V77H53ZM67 76V75H66ZM107 76H108V74H107ZM120 76H117V77H120ZM126 76L127 75H125L124 76V78H126ZM129 76H128V79H129ZM199 77L201 76L200 74L198 75ZM197 76V77H198ZM40 77V76H39ZM44 77V76H43ZM57 77H55V78H57ZM63 77V78H62ZM108 77V78H109ZM130 77H134L133 75L132 76H130ZM136 77H134V78H136ZM194 77V76H193ZM196 77V78H197ZM21 78V79H20ZM35 78V77H34ZM110 78V79H111ZM138 79H139V77H137ZM165 78H167V80L169 79L168 78V75L167 76H165ZM195 78V77H194ZM10 79L12 80L11 82L12 83H10ZM47 79V78H46ZM58 79H55V80H58ZM66 79V78H65ZM127 79V78H126ZM148 79V80H147ZM159 79H161L160 78V76H159V78L157 79V80H153L154 81V83L156 82V81H159ZM170 79H169V81H170ZM27 80V79H26ZM53 81V84H57V83H55V82H58V81ZM113 80H115V78L113 79ZM125 80V79H124ZM133 80V79H132ZM134 80H136V79H134ZM133 80V81H134ZM162 80H166V79H162ZM179 80H177V82H179ZM28 81H33L32 79L31 80H28ZM36 82H39L38 81V79L37 80H35ZM41 81L43 82L44 81V78H43V80H42V78H41ZM97 81V82H96ZM152 81V80H151ZM182 81H184V80H182ZM184 81V82H185ZM35 82V83H36ZM42 82H40L41 84H42V86H43V89H45L44 88V83H42ZM129 82V81H128ZM131 82V81H130ZM137 82V81H136ZM160 83L159 84H161V82L162 81H159ZM164 83L166 82V84H167V81H163ZM171 82V81H170ZM169 82V83H170ZM20 83V82H19ZM33 83H34V81H33ZM33 83H31L30 84V86H28V87H31V85L33 84ZM46 83V82H45ZM60 82H58V85H60L59 84ZM125 83H126V81H125ZM157 83V82H156ZM163 83V84H164ZM175 83V82H174ZM173 83V84H174ZM14 84H17V83H14ZM24 84H26V83H24ZM41 84H39L38 85V83H37V85H36V87H40L41 86ZM49 83H46L45 85H48ZM64 84V83H63ZM153 84V83H152ZM23 85V84H22ZM126 85H130V84H127L126 83ZM126 85H124L123 84V86L125 87ZM150 85V84H149ZM156 85V84H155ZM178 85H180V86H182L181 85V83H179ZM8 86H6V87H8ZM18 86V88H15V89H20V87H21V85H17ZM16 85L14 86V87H17ZM41 86V87H42ZM49 86V85H48ZM52 86V85H51ZM53 86H57V85H53ZM51 87V88H54V90H55V87ZM61 86V85H60ZM60 86H58L56 89H58V90H60V89H62ZM97 86H99V87H97ZM122 86V85H121ZM131 86H134V85H131ZM154 86V85H153ZM160 86V85H159ZM162 86V85H161ZM164 86H166V85H164ZM172 86V85H171ZM179 86V87H180ZM5 87V88H6ZM27 87V86H26ZM60 87V88H59ZM67 87V88H66ZM112 87V86H111ZM124 87H121V88H123L122 90H125V89H127V88H125L124 89ZM146 87H148V86H146ZM150 87V86H149ZM157 87H158V85H157ZM167 87H169V86H167ZM22 89L24 88L23 86L21 87ZM32 89H31V93H29V88H28V90L26 89V88H24V89H26L27 90V94L25 93V94H23V96H27L28 97V95L29 94H32V90H33V85H32V87H31ZM50 88V87H49ZM48 88V89H49ZM69 88V89H68ZM72 88V89H71ZM120 88V89H121ZM135 88V87H134ZM138 88V89H137ZM152 88V87H151ZM164 87H161L160 89H163ZM180 88H182V87H180ZM15 89H10L9 88V90H11L13 93L15 92ZM41 89V88H40ZM40 89H38V88H36V90H34V91H37L36 93H38V90H39V92H40ZM43 89H41V90H43ZM46 89H47V87H46ZM45 89V90H46ZM48 89L46 90V92L48 91ZM71 89V90H70ZM115 89H119V88H116L115 87ZM5 90H7V91H9L8 89H5ZM21 90V89H20ZM51 90V89H50ZM53 90V89H52ZM51 90V91H52ZM53 90V91H54ZM68 90H70V91H68ZM158 90V89H157ZM156 90V91H157ZM164 90V91H165ZM18 92H17V95H19L18 93H20V95H22V92H20L19 90H17ZM22 91H24V90H22ZM52 91V92H53ZM67 91L69 92V93H67ZM150 91H151V89H150ZM155 91V90H154ZM163 91V90H162ZM46 93L45 91H41L39 94L41 95L42 93ZM49 92V91H48ZM60 92V91H59ZM59 92H53V98H54V96H56L57 94L56 93H59ZM142 92V93H143ZM217 92H219V93H217ZM11 93V92H10ZM35 93V94H36ZM50 93V92H49ZM49 93H46V97H47V94L49 95ZM152 93V92H151ZM154 93V92H153ZM158 93V92H157ZM8 94V93H7ZM6 94V95H7ZM12 94V93H11ZM33 94H34V92H33ZM30 95L31 96V98H32V96L34 97V98H32V99H30V97L29 98H27L26 100H24V99H22L23 101H21V102H18V100H17V102L16 101H12V102H14V104H16L15 105V107H14V105L13 104H11V106L13 105V108H9L8 106V109L7 110H5V112L3 111V113H5L6 115H10L11 116V118H10V120L9 121H5V119L6 118H9V117H5L6 115L5 114H3L2 112V115H4V120H2V121H5V122H9V124L8 125H10V123H11V126H13V125H15L16 123H18V120H19V118L21 117V116H24V115H26L25 117H28L29 118V111L32 109V108H37L38 110H39V108H40V100H41V97L39 96V94L37 95V97H36V95ZM51 94V93H50ZM56 94V95H55ZM67 94V95H66ZM143 94H145V93H143ZM156 94V93H155ZM247 94V95H246ZM14 94H12V96H13ZM15 95H16V92H15ZM16 95V96H17ZM20 95H19V97L17 96V97H13V98H21L20 97ZM43 95V94H42ZM62 95H63V93H61V96H60V98H63L62 97ZM63 95V96H64ZM76 95V96H75ZM152 95V94H151ZM156 95H158V94H156ZM166 95V96H165ZM209 95V96H208ZM216 95H218V97H217V99L215 98V96ZM10 96V95H9ZM9 96H7V98H6V100L8 99V100H10V99H12L11 98V96L9 97ZM25 96V97H26ZM44 96H45V94H44ZM50 96V95H49ZM64 96V97H65ZM71 96V95H70ZM70 96H68L69 98H70ZM77 96V97H78ZM124 96V95H123ZM154 96V95H153ZM159 96V95H158ZM169 96V95H168ZM208 96V97H207ZM242 96H244V98H245V100L247 101L248 99H252V100H249V101H247L248 102V107L250 106V107H252V110L254 111V112H256V116H257V114L260 116H258V117H256V118H260V121L258 120L257 122H255V123H257V124H255L254 123V125H256V127H254V128H256V129H253L252 131H254V130H256L257 132H255V133H259V136H258V134H255V136H248L247 134H245L244 135V131L243 130H241V131H243L242 133V138H238V142L240 143V145L238 144V142L236 143L237 145H239V146H237V147H235L236 149H238V151L236 150H234L232 147H228V148H232L234 151L233 152H229L228 154H229V156H227V158L230 160V156H232L231 158H235V159H233V163L235 164V163H237V162H234V160H236L237 159V161H241V163H240V167H242L243 169H244V164L246 165L247 163H249L250 162V155L253 153L250 149V151L248 150L247 152H245L244 151V147L245 146H242L241 147V145H243V144H245V143H247V144H245L246 145V147L247 146H251V144H253L254 146V148H253V150L254 149H256V151H258L257 150V148H255V145L258 147V149L260 148V149H262V151H260L259 150V152H261L260 154H257V153H255V156H256V154H257V161H253L254 162V165H255V167H253V169H252V176H253V184H251V183H249V182H247V181H244L243 179V181L242 182H244V183H242V184H238L239 186H237L236 184L238 183V180L237 179H240V178H243V177H240V172H239V176L238 177H233V175H230L229 174V172L230 171H228V168L227 167H225V165L224 166H222L224 169H220V171L218 172L217 171V168H216V170H213L212 168H210L209 169V171H212V173L209 175V177L208 176H205V174L203 175V176H205L204 177V180H202V181H200V178L202 177V175L200 176V175H195L196 173H194V172H196L198 169L196 168V166H195V164H196V162H195V160H193L194 162H195V164H192V163H194V162H192V161H190L189 163H187V165L188 164H190V166H186V162H184L185 164V166L186 167H189V168H187V169H185V170H187V172L185 173V170H184V173L185 174H187V177L186 178H190V179H192L193 177H196V176H200L199 178H198V181L197 182H195L196 180L195 179H197V177L194 179H192V180H194L193 182L194 183H196V184H192V182H190L189 183V181H186L187 183H188V186L187 185H185V184H187L186 182H185V186H187V187H185V188H188L187 189V191H185L186 189H184V193H185V195H182V196H184V197H182L181 199H175V198H177V197H175L174 198V195H172V197H164V198H159V196L161 195V194H159V196H155L154 194H155V192H153L154 190H151L154 194H152V193H149V192H147L148 194H145V193H143L142 191H141V189L143 188L144 189V187L146 188V186H144V187H142V186H139V183L141 182V180L143 179L142 177H144V176H142V175H144V173L148 176L149 174L148 173H146L147 171L150 173L151 171H149L152 167H154V166H158V167H160L161 165H163V166H161V167H166V166H164L165 164H169L168 162L169 161H166V163H165V161H164V157L167 155V153H170L169 152V150L171 151V149H167V148H165V149H163V151H160V152H158V153H155V154H153V153H151V152H149V151H151V150H153L154 151V149H152V147L153 146H151L150 147V143L148 144V142L150 141L149 139H151V134L150 133H148V131H156L157 132V128L159 127L158 125H160V124H163L164 122H167V118H169V117H167V116H171V110L169 111V108L170 107H172L173 106V102H174V104H175V102H177L178 103V100L180 101V100H182L183 101V99L185 100L184 101V103L186 104L185 105V108H186V111H185V109H184V111L186 112V114L184 113V111H183V114H182V116L185 114V122H186V124H185V128H184V137H183V140H184V138H185V142H184V144L185 145H187V147H189V148H192V149H194V148H196V147H199V148H197L198 150H200L201 151V149H202V146H205V145H207V142H209L210 143V140H211V142H213L212 140H216V141H220V139H222V138H226L227 137V135L229 134V133H231V132H227V130L229 131L230 130V128L232 127V125H234L235 124V122H233L232 121V123L233 124H231V127H229L228 126V124L226 125V123H231V118H229V120H228V116H229V113L231 112V114H232V112H236L237 110L235 109L234 110V106L232 105L233 103H234V101L232 102V100H233V98L234 97H236L237 99H242ZM10 99H9V98ZM51 97V96H50ZM201 97H203V98H208L207 100H209L210 98L209 97H211V98H213L212 100H210V101H213L214 100V102H209L208 101V103H207V101H202V98ZM246 97H248V98H246ZM2 98H3V100H2ZM48 98V97H47ZM59 98V97H58ZM66 98L67 97H65V99L63 98V100L62 99H58V100H61V101H63V102H61V101H59V107H60V111H62V113H65V114H67L66 112V110H69L70 108L72 109V107H73V109L75 110H79L78 108H77V104H75L76 102H77V100H74L73 98L71 99L72 100V102H75L74 104H75V106H76V108L74 107V106H72V105H70V104H72V102L70 101H68L67 102V100H66ZM159 98H160V96H159ZM181 98H183V99H181ZM215 98V99H214ZM243 98V99H244ZM29 99V100H28ZM43 99V98H42ZM50 100H52L51 98H49ZM56 99V98H55ZM83 99V100H82ZM113 99V100H114ZM165 99V100H166ZM201 99V100H200ZM205 99V100H206ZM236 99V100H237ZM242 99V100H243ZM13 100V99H12ZM21 100V99H20ZM44 100V99H43ZM58 100L57 101H51V102H57L58 103ZM106 100V101H107ZM119 100V101H120ZM155 100H156V98H155ZM154 100V101H155ZM157 100H158V98H157ZM235 100V99H234ZM45 101H47L46 99H45ZM103 101V102H102ZM119 101H117V102H119ZM136 102V101H138V103L137 104H135V103H133V102ZM159 101H160V99H159ZM182 101H180V102H182ZM61 102V103H60ZM114 102V101H113ZM179 102V103H180ZM8 103H9V101H8ZM43 103H45V102H43ZM56 103V104H57ZM67 103V104H66ZM93 103V104H94ZM106 103H108V105L109 104H112V103H110V102H106ZM159 103V102H158ZM161 103V102H160ZM176 103V104H177ZM178 103V104H179ZM10 104H9V106H10ZM48 104H50V101H49V103ZM47 102H46V107H47ZM54 105H56L55 103H53ZM99 103H97V105H98ZM114 104H115V102H114ZM124 104V105H123ZM142 104V103H141ZM236 104V103H235ZM86 105V104H85ZM104 106L106 105V104H103ZM117 105V104H116ZM121 105V104H120ZM154 105V104H153ZM236 105H238V104H236ZM10 106V107H11ZM37 106V107H36ZM71 106V107H70ZM84 106V105H83ZM90 106V105H89ZM91 106H92V104H91ZM136 106V107H135ZM184 106V105H183ZM238 106H240V105H238ZM238 106H236V108L238 107ZM6 107V108H7ZM45 107V106H44ZM43 107V108H44ZM55 108H54V110H56L57 108H56V106H54ZM70 107V108H69ZM88 107V106H87ZM99 107H100V105H99ZM102 107V106H101ZM117 108H118V105L116 106ZM115 106L113 107L114 109H115V111H116V108ZM143 107H144V105H143ZM150 107H152V106H150ZM218 107H219V109H218ZM248 107L246 108V109H248ZM0 108H1V105H0ZM51 108V107H50ZM68 108V109H67ZM81 108H82V106H81ZM86 108V107H85ZM84 107H83V110H86ZM104 108V107H103ZM113 108H111V110L113 109ZM127 108V109H126ZM153 108V107H152ZM156 108V109H155ZM5 109V107L4 108H2V110H4ZM47 109V108H46ZM52 109H53V107H52ZM66 109V110H65ZM241 109V108H240ZM1 110V109H0ZM1 110V111H2ZM42 110V109H41ZM88 110H89V108H88ZM88 110H86V111H88ZM130 110V111H129ZM141 110V111H140ZM232 110H234V111H232ZM242 110V109H241ZM241 110H238V111H241ZM244 110V109H243ZM249 110V109H248ZM251 109H250V111H252ZM43 111V110H42ZM50 111V110H49ZM48 111V112H49ZM66 111V112H65ZM85 111V112H86ZM246 111V110H245ZM250 111H247V112H250ZM39 112H41V111H39ZM47 112V111H46ZM51 112H53V110H51ZM55 112V111H54ZM57 112V111H56ZM77 114H82V113H80L81 112V110H80V112L79 111H75ZM79 112V113H78ZM83 112V111H82ZM90 112V111H89ZM88 112V113H89ZM110 113H111V111H109ZM119 112H117V113H113V111H112V115H111V117L112 116H114V114H115V116L117 115V114H119ZM129 112V113H128ZM234 112V113H235ZM254 112H253V114H254ZM0 113V114H1ZM31 113V112H30ZM34 113V112H33ZM32 113V114H33ZM43 112H41V114H42ZM45 113V112H44ZM50 113V112H49ZM84 113V112H83ZM90 113H92V112H90ZM124 113V112H123ZM142 113V112H141ZM40 114V113H39ZM48 114V113H47ZM52 114H54V113H52ZM57 114H59V115H61V113H58L57 112ZM86 114V113H85ZM81 115V118L84 120L85 118H83L82 116H86V115ZM127 114V115H126ZM230 114V115H231ZM237 114H242V113H238L237 112ZM237 114L235 113V114H233V116L234 115H236L237 116ZM244 114H245V112H244ZM249 114H251V113H249ZM2 115H1V117H0V119L2 118ZM13 115H15V116H13ZM31 115V114H30ZM45 116H46V114H44ZM55 115V114H54ZM54 115H49V117H52V116H54ZM59 115H58V117H59ZM71 115V114H70ZM70 115L68 116V117H70ZM75 115L76 114H74V116H72L71 117V119L73 120L74 118L76 119L75 121H77V123L81 120L80 118H78V116L77 117H75ZM88 115H90V116H94V113H92V114H88ZM86 116L87 118V120H88V122H90L89 121V118H90V116ZM239 115V116H240ZM252 115V114H251ZM17 116V118H14V117H16ZM32 116V115H31ZM35 116H37V114L35 115ZM40 116V115H39ZM48 116V115H47ZM46 116V117H47ZM65 116V115H64ZM63 116V117H64ZM92 116V117H93ZM108 116V115H107ZM138 116V115H137ZM263 116V117H262ZM43 116L41 115V117L40 118H42ZM49 117H48V119H44V121L46 120H49ZM56 117V119H57V115L56 116H54V118ZM62 117V118H63ZM95 117V116H94ZM117 117L118 118H121L120 116H118L117 115ZM114 118V117H112L113 119H110V116H109V118L108 117H106V119L108 118V120L110 119V121L111 120H114V119H117L118 121H120L118 118ZM124 117V116H123ZM230 117H232V116H230ZM252 117V116H251ZM254 117H255V114H254ZM23 118V117H22ZM32 118V117H31ZM30 118V119H31ZM39 117H38V119H40ZM104 118H105V115H104ZM125 118V117H124ZM124 118L122 119L121 118V121L122 120H124ZM137 118V119H136ZM234 118V120H235V116L233 117ZM237 118V117H236ZM253 118V117H252ZM256 118H254V119H256ZM262 118H263V120H262ZM3 119V118H2ZM17 120V122H16V120ZM34 119V118H33ZM50 119H53V118H50ZM56 119H54V121L56 120ZM59 119V118H58ZM57 119V120H58ZM65 119H68V121H69V118H67V116L66 117H64V120ZM70 119V120H71ZM77 119H80L79 121L77 120ZM105 119V120H106ZM254 119L252 120V121H254ZM25 120V119H24ZM24 120H23V122H24ZM26 120H29V119H26ZM34 120H36V119H34ZM55 121V122H53L52 121V123H55L56 124V126H55V124L54 125H52V126H49L50 124H52L51 122H47V123H50L47 127H45V126H43L44 128H48L49 130H46V132L47 131H50V129L52 128V130H51V133H52V135L50 136V133L49 132H47L48 134H46V136L44 137V139L45 138H48V137H50V138H48V139H46V140H44V143H46L45 141H50L51 143H52V140H53V143H55V141H56V143H60V144H56V145H60L59 146V148H61V149H63V150H66V149H70L69 150V152L71 153V150L73 149V148H75L76 146H75V143L76 144H80L81 143V147L83 146L82 144V140L84 141V140H86V139H90V138H92V137H96L97 138V136H98V134H96V135H92L91 134V131H90V128L93 126V127H95L94 126V124L92 125V126H88L89 127V130L88 129H86V128H83V127H81V128H78L76 125H73V124H75V122L72 124V123H70V122H68L67 123V120L66 121H64V123H67V124H62L63 123V119L61 120V122L58 120V121ZM91 120H93V119H91ZM1 121V122H2ZM30 121V120H29ZM37 121H39V120H37ZM49 121H51V120H49ZM82 121V120H81ZM85 121L86 120H84V123H85ZM126 121H128L129 122V120H126ZM240 121V120H239ZM238 121V122H239ZM242 121V120H241ZM16 122V123H15ZM22 122V121H21ZM27 122V121H26ZM42 122V121H41ZM60 122V123H59ZM83 122V121H82ZM111 122H113V121H111ZM115 122H116V120H115ZM246 122V121H245ZM13 123H15V124H13ZM32 123V122H31ZM31 123H30V125H31ZM34 123V122H33ZM40 123V122H39ZM43 123V122H42ZM47 123H45V125L47 124ZM101 123H103L102 121H101ZM114 123V122H113ZM113 123H110V124H113ZM117 123H119V122H116V124ZM237 123V122H236ZM241 123V122H240ZM242 123H244V121H242ZM241 123V124H242ZM246 123H249V121L248 122H246ZM3 124V123H2ZM6 124V125H7ZM23 124V123H22ZM25 124V123H24ZM26 124H29V123H26ZM35 124V123H34ZM37 124V123H36ZM69 124H71V125H69ZM115 123H114V125H116ZM123 124V125H122ZM4 125V124H3ZM2 125V126H3ZM30 125H28V127H31ZM89 125H91V122H90V124ZM96 125V124H95ZM108 125V127L110 126L109 125V123L107 124ZM237 125H239V123L237 124ZM243 125H245V124H243ZM23 126V125H22ZM25 126V125H24ZM24 126H23V128H24ZM36 126H40V125H36ZM101 126H105V128H101ZM117 126V125H116ZM122 126H124V127H122ZM4 127V126H3ZM10 127V126H9ZM19 127V126H18ZM41 127V126H40ZM39 127V128H40ZM43 127H41V128H43ZM49 127H51V128H49ZM92 127V128H93ZM96 127H98L99 128V125L97 124L96 125ZM106 125H105V122L103 123V125H100V128L101 129H106ZM154 127H157V128H154ZM246 125L244 126V128L246 129ZM250 127L252 128V125H250ZM4 128H6V126L4 127ZM4 128H1V130L2 129H4ZM12 128V127H11ZM11 128H8L9 130L11 129ZM14 128H17V125H16V127H14ZM36 127H34V129H35ZM38 128V127H37ZM43 128V129H44ZM59 128V129H58ZM83 128V129H82ZM91 128V129H92ZM97 128V129H98ZM99 128V129H100ZM110 128H112V129H109V130H111L110 132H112V130L113 129H115L114 127H110ZM121 128V129H120ZM235 128H237V127H235ZM249 128V127H248ZM20 129V128H19ZM27 129V128H26ZM94 129V128H93ZM108 129V128H107ZM119 129V130H118ZM234 129V128H233ZM238 129V128H237ZM12 130V129H11ZM14 130V129H13ZM17 130V129H16ZM16 130H14V131H16ZM38 130V129H37ZM56 130V131H55ZM116 130V129H115ZM125 130H127V131H130V129L128 130V127H127V129H125ZM138 130V131H139ZM232 130V129H231ZM230 130V131H231ZM249 130V129H248ZM6 131V130H5ZM29 131H31V130H29ZM28 131V129H27V132H25V134L26 133H28L29 132ZM42 131V130H41ZM53 131H55V132H57V133H55V134H58L57 136H56V138H55V136L53 137V138H51L52 136H53ZM93 131V133L95 134L96 133V131H98V130H92ZM101 132H102V130H100ZM100 131L98 132V133H100ZM158 131H159V129H158ZM233 131H235L236 133H238L237 131H236V129H234ZM238 131H239V129H238ZM2 132V131H1ZM4 132V131H3ZM7 132H8V130H7ZM16 132H18V131H16ZM246 132L249 134V131H247V129H246ZM245 132V133H246ZM10 133H12V135H14L13 133H15V132H13V131H10L9 132V134ZM31 133V132H30ZM33 133H36V132H34L33 131ZM38 133V132H37ZM44 133V132H43ZM60 133V134H59ZM103 133H104V130H103ZM105 133V134H106ZM143 133V134H142ZM147 133H148V136H147ZM152 134H154L153 132H151ZM234 132H232V134H233ZM236 133H234V134H236ZM241 133V132H240ZM9 134H6V136L9 138V136H11V135H9ZM21 134V133H20ZM19 134V135H20ZM38 134H40V133H38ZM105 134H102L101 133V135H105ZM112 135H113V132L111 133ZM144 134H146V136H143L142 138H141V135H144ZM231 134V137L233 136ZM239 134V133H238ZM252 135H253V133H251ZM2 135V134H1ZM18 135V134H17ZM16 135V136H17ZM21 135H23V134H21ZM28 135H29V133H28ZM33 135H35V134H33ZM32 135V136H33ZM37 135V134H36ZM42 135V134H41ZM47 135H48V137H47ZM101 135H99L98 136V139H100V141H101V139L103 138V137H101V138H99ZM131 137H130V136ZM136 135V134H135ZM137 135V136H138ZM150 135V136H149ZM38 136V135H37ZM42 136H44V135H42ZM92 136V137H91ZM162 136V135H161ZM226 136V137H225ZM236 136V135H235ZM234 136V138H236ZM258 136V137H257ZM4 137V136H3ZM18 137V136H17ZM16 137V138H17ZM29 137H31L30 135H29ZM34 137V136H33ZM41 137V136H40ZM104 137H107V135L106 136H104ZM162 137H165V135L164 136H162ZM228 137H230L229 135H228ZM230 137V138H231ZM239 137H240V135H239ZM252 137V138H251ZM256 137V139H253V138H255ZM5 138V137H4ZM11 138V137H10ZM9 138V139H10ZM25 138H27V139H29L28 137H25ZM24 137H23V139H25ZM32 138V137H31ZM35 138V137H34ZM140 138V139H139ZM159 138V137H158ZM161 138V137H160ZM159 138V139H160ZM234 138H232L233 140H234ZM3 139V138H2ZM13 139V138H12ZM15 139V138H14ZM33 139V138H32ZM37 139H39V138H37ZM37 139H36V141H37ZM50 139H52V140H50ZM88 139V140H89ZM94 140H97V139H95V138H93ZM19 141H20V139H18ZM30 140V139H29ZM91 140V139H90ZM104 140H105V138H104ZM224 140H226V139H224ZM229 140V139H228ZM233 140H229V141H233ZM235 140H237V139H235ZM251 140V141H250ZM255 142V143H253V141ZM3 141V140H2ZM6 141H8V140H6ZM10 141V140H9ZM13 141V140H12ZM18 141V142H19ZM23 141V140H22ZM25 141V140H24ZM100 141H98V142H100ZM103 141V140H102ZM222 141V140H221ZM248 141H249V144H248ZM17 142V141H16ZM15 142V143H16ZM21 142V141H20ZM32 142V141H31ZM39 142H41V141H39ZM86 142H89V141H84V144H86ZM93 142V140H91L89 143H92ZM95 142V141H94ZM110 142V141H109ZM224 141H222V143H223ZM236 142V141H235ZM7 143V142H6ZM23 143V142H22ZM21 143V144H22ZM29 143V142H28ZM49 143V142H48ZM111 143V142H110ZM206 143V144H205ZM227 143H229V142H226V144ZM231 143V142H230ZM4 144H5V142H4ZM4 144H2V145H4ZM19 144V143H18ZM20 144V145H21ZM31 144V143H30ZM33 144H36L37 145V143H34V141H33ZM40 144V143H39ZM88 144V143H87ZM95 144V143H94ZM106 144V143H105ZM108 145H109V143H107ZM112 144H113V142H112ZM183 144V146L185 147V145ZM218 144V143H217ZM220 144V143H219ZM1 145V146H2ZM6 145H10V143H8V144H6ZM13 145V144H12ZM25 145H26V143H25ZM27 145H29V144H27ZM44 145V144H43ZM52 145V144H51ZM114 145V144H113ZM208 145H210V144H208ZM228 145H230V144H228ZM0 146V147H1ZM5 146V145H4ZM19 146V145H18ZM35 145H33V147H34ZM46 146V145H45ZM75 146V147H74ZM78 146V145H77ZM88 145H86V147H87ZM90 146V145H89ZM94 146V145H93ZM99 146V145H98ZM104 146V145H103ZM116 146V145H115ZM114 146V147H115ZM171 147V145H168V147ZM173 146V145H172ZM177 146V145H176ZM175 146V148H177ZM224 146H226V145H224ZM224 146H222L224 149H225V147ZM232 146H235V145H232ZM15 147V146H14ZM28 147H32V144L30 145V146H28ZM33 147H32V150H33ZM36 147V146H35ZM39 147V146H38ZM49 147V146H48ZM58 147V146H57ZM85 147V148H86ZM104 147H106V146H104ZM169 147V148H170ZM207 147V146H206ZM227 147V146H226ZM2 148V147H1ZM4 148V147H3ZM6 148H9V147H5L4 149H6ZM25 148H27L26 146H25ZM25 148H23L24 149V151H25ZM50 148V147H49ZM83 148V150H84V147H82ZM89 149H90V147H88ZM112 148V147H111ZM118 148V149H119ZM189 148H187V149H189ZM223 148H222V150H223ZM249 148H251V147H249ZM16 150H17V148H15ZM28 149V148H27ZM39 149V148H38ZM58 149V148H57ZM92 149H95V148H92ZM105 149V148H104ZM103 149V150H104ZM106 149H107V147H106ZM151 149V150H150ZM204 149V148H203ZM231 149V150H232ZM248 148H246V150H247ZM9 150H11V148L9 149ZM22 150V149H21ZM35 150V149H34ZM43 150V149H42ZM62 150V151H63ZM74 150H76V149H74ZM80 150V149H79ZM82 150V149H81ZM78 151V152H82V151ZM100 150H102V149H100ZM111 150V151H112ZM139 150H140V152H139ZM198 150H194V151H197V153L199 152ZM210 150V149H209ZM227 149H225V151H226ZM1 151V150H0ZM8 151V150H7ZM15 151V150H14ZM17 151H20V150H17ZM27 151H29V149L27 150ZM26 151V152H27ZM40 151V150H39ZM47 151H49V150H47ZM46 151V152H47ZM54 151H55V149H54ZM58 151H59V149H58ZM88 151V150H87ZM90 151H92L91 149H90ZM135 151H134V154H135ZM189 151V150H188ZM191 152H192V150H190ZM224 151V150H223ZM229 151V150H228ZM228 151H226V152H228ZM2 152V151H1ZM10 152V151H9ZM16 152V151H15ZM15 152H14V154H15ZM23 152V151H22ZM26 152H24L25 154H26ZM32 151H30V153H31ZM57 152V151H56ZM65 152V151H64ZM103 152V151H102ZM148 152V153H147ZM156 152V151H155ZM205 152H206V150H205ZM214 152H215V150H214ZM222 152V151H221ZM250 152H252V153H250ZM28 153V152H27ZM39 153V152H38ZM51 153H53V152H51ZM60 153V152H59ZM73 153V152H72ZM85 153V152H84ZM87 153V152H86ZM94 153V152H93ZM149 153H151V155L149 154ZM197 153L195 154V155H197ZM210 153H211V151H210ZM0 154H4V152L3 153H0ZM6 154V153H5ZM9 154V153H8ZM17 154H20V153H17ZM33 154V153H32ZM35 154V153H34ZM37 154V153H36ZM45 154V152L43 153V155ZM62 154V153H61ZM65 154V153H64ZM76 154V153H75ZM78 154V153H77ZM116 154V153H115ZM122 154H123V152H122ZM166 154V155H165ZM208 154H209V152H208ZM217 154H220V152H218ZM224 154L225 153H223V154H220V156L221 155H223L224 156ZM254 154V153H253ZM11 155V154H10ZM13 155V154H12ZM54 155H56V154H54ZM67 155H69L70 157H71V155L70 154H67ZM82 155H84V154H81V156ZM105 155V154H104ZM187 155V154H186ZM206 155V154H205ZM212 155H213V153H212ZM211 155V156H212ZM226 155V154H225ZM29 156V155H28ZM28 156H26L27 158H28ZM30 156H32V155H30ZM38 155H35V159H36V157H37ZM39 156H40V154H39ZM48 156V155H47ZM49 156H51V155H49ZM106 156H104L105 158H106ZM223 156H221V157H223ZM235 156V157H234ZM24 157V156H23ZM66 157H68V156H66ZM65 157V160H64V163L65 164H63L64 166L65 165H67L68 163H66L67 162V158ZM70 157H68V158H70ZM84 157H86V156H84ZM84 157H80L81 159H78V163L80 162L79 160H81V162H82V160L84 159ZM167 157V156H166ZM194 157L195 156H193V158L192 157H190V158H192V159H194ZM202 156L200 155V158H201ZM215 157H219V156H215ZM226 157V156H225ZM253 157V156H252ZM251 157V158H252ZM26 158V159H27ZM30 158V157H29ZM28 158V159H29ZM40 158V157H39ZM42 158V157H41ZM40 158V159H41ZM51 158V157H50ZM73 158V157H72ZM112 159L114 158V157H111ZM199 158V159H200ZM203 158H205V156L203 155ZM207 158V157H206ZM213 158V157H212ZM217 158H216V160H217ZM24 159V158H23ZM40 159H36V161H38V160H40ZM74 159V158H73ZM73 159H72V161H73ZM86 159V158H85ZM186 159V158H185ZM221 159H224V158H221ZM228 159H227V161H228ZM248 160V159H250L249 161H244V160ZM253 160H254V158H252ZM32 160H34V159H30V162H29V160L27 161V164L26 165H29L28 163H30V166L31 165H33V164H31V162L32 163H34ZM70 160V159H69ZM87 160V159H86ZM85 160V162H88V161H86ZM173 160V159H172ZM196 160H198V158L196 159ZM201 161H203L202 159H200ZM198 161V162H200V164H202L203 162H201V161ZM216 160H212L213 162L215 161L216 162ZM232 160V159H231ZM26 161H25V163H26ZM44 161H46V160H44ZM59 161V162H58ZM93 161V160H92ZM94 161H96V159H94ZM186 161V160H185ZM218 161V160H217ZM220 162H222L223 160H219ZM218 161V162H219ZM242 161H244L243 163H242ZM71 161H69V163H70ZM75 162V161H74ZM84 162V161H83ZM82 162V163H83ZM100 162V161H99ZM98 162V163H99ZM104 162V161H103ZM165 164H164V163ZM174 162V161H173ZM206 162V161H205ZM219 162V164L218 163H216V164H218L220 167H218V166H216V167H218V168H222L221 167V163ZM225 162V164H226V161H224ZM229 162V161H228ZM232 162V161H231ZM231 162H229V166H230V164H231ZM24 163V164H25ZM44 163H46V162H44ZM56 163H58L59 165H54V164H56ZM81 163V164H82ZM95 163H96V165H95ZM110 163H111V165H110ZM113 163H117V165L116 164H114V165H112ZM76 164H77V160H76ZM103 163L101 162V165H102ZM174 164V163H173ZM214 163H211V164H208L209 166H211V165H213ZM215 164V165H216ZM224 164V163H223ZM222 164V165H223ZM250 164H253V163H250ZM36 165H38V164H36ZM41 165H43V164H41ZM44 165H46V164H44ZM51 165V166H52ZM83 165H87V163H85V164H83ZM104 165H106V164H104ZM169 165H171V163L169 164ZM168 165V166H169ZM203 165H205V163L203 164ZM254 165H252V166H254ZM29 166V167H30ZM34 166V165H33ZM32 166V167H33ZM49 165H47V168H49L50 169V167L51 166H49ZM73 165H71V166H68L67 167V170H70L71 168L70 167H72ZM94 166H96V169H95V173H94V175H93V173H91L90 172V170L92 171V167H94ZM107 166V165H106ZM175 166V165H174ZM174 166H173V169H174ZM202 166V165H201ZM208 166V167H209ZM227 166V165H226ZM233 166H239V164H235V165H233ZM232 166V167H233ZM252 166H250V167H252ZM18 167H20V168H18ZM23 167V166H22ZM42 167V166H41ZM43 167H45V166H43ZM62 167V168H61ZM86 168V169H88V168H90L89 170H86V169H83L82 171H84V170H86V171H89L88 173L89 174H92L91 176L92 177H90L89 176V174L87 173H85L86 171H84V172H82L81 173V169L82 168ZM170 167H172V166H170ZM176 167V166H175ZM198 168H199V172L201 173V172H203V171H201L200 170V168H203V167H200V166H197ZM207 166L205 165V168H206ZM213 167H215V166H213ZM247 168H250L249 167V164H247V166H246ZM24 168H25V166H24ZM24 168H22V169H24ZM37 168H39V167H37ZM52 168V167H51ZM73 168L71 169V170H73ZM79 168H80V170H79ZM108 168V167H107ZM155 168V167H154ZM157 168V167H156ZM164 168H162V169H164ZM180 168V167H179ZM230 168V167H229ZM237 169H239L240 170V168H238V167H236ZM13 169H15L16 170V173H19V175H15L16 173L14 172V175H12V171H15V170H13ZM42 169H44V168H41V169H39V171H42ZM45 169H46V167H45ZM94 169V168H93ZM153 169V168H152ZM161 169V168H160ZM169 169V168H168ZM173 169H171L170 168V170H173ZM207 169V168H206ZM231 169V168H230ZM236 169V170H237ZM242 169V170H243ZM17 170H18V172H17ZM25 170V169H24ZM34 170V169H33ZM37 171H38V169H36ZM52 170L53 169H51V172H52ZM108 170V171H107ZM155 170V169H154ZM154 170H153V172H154ZM165 170V169H164ZM170 170H168L169 172H170ZM182 170V169H181ZM203 170H205V169H203ZM241 170V172H243ZM245 170V169H244ZM27 171V170H26ZM29 171V170H28ZM32 171V170H31ZM36 171V172H37ZM38 171V172H39ZM63 171V170H62ZM64 171H65V169H64ZM129 171H132V176H134V172H135V177H136V175H140L141 176V180H138L139 178L138 177H133V178H135V179H131L132 178V176H130L131 174H128V173H130ZM157 171L158 172H160L158 169H157ZM166 171V170H165ZM175 171H178L177 170V168H175ZM179 171H180V169H179ZM209 171H205V172H203V173H207V172H209ZM231 171H234V170H231ZM238 171V170H237ZM247 171H249V170H247ZM246 171V172H247ZM35 172V171H34ZM35 172V173H36ZM66 172V171H65ZM93 172V171H92ZM105 172H106V174L107 175H111V176H113L112 178H111V176H110V178H109V176H108V180H110L111 182L108 184L109 186L107 187V188H105V187H102V184L101 183H105L104 182V178L106 179L107 177H105V176H107V175H105ZM126 172H128L127 174H125ZM156 172V171H155ZM174 172V171H173ZM199 172H197V173H199ZM246 172H244V174L243 175H241V176H244L245 175V173ZM251 172V169H250V171L249 172H247L248 174ZM23 173V172H22ZM25 173V172H24ZM46 173V172H45ZM44 173V174H45ZM48 173H50V170H49V172ZM48 173H46V174H48ZM53 173V172H52ZM52 173H50L51 175V177H52ZM109 173V174H108ZM152 173V172H151ZM175 173H178V172H175ZM238 173V172H237ZM11 174V175H10ZM29 174V173H28ZM39 174V173H38ZM45 174V175H46ZM167 174V173H166ZM182 175V176H186V175ZM193 174L195 175V176H193ZM209 174V173H208ZM30 176H31V174H29ZM35 175V174H34ZM49 175V174H48ZM48 175H46V176H48ZM129 175V176H128ZM153 175V174H152ZM163 175V174H162ZM236 175V174H235ZM29 176V177H30ZM165 176V175H164ZM181 176V177H182ZM231 176V177H230ZM28 177V178H29ZM34 177V176H33ZM90 177V178H89ZM163 177V176H162ZM161 177V178H162ZM192 177V178H191ZM208 177V178H207ZM244 177H248L247 176V174L244 176ZM25 178H27V177H25ZM146 178V177H145ZM151 178H153L152 176H150V179ZM160 178V179H161ZM165 178V177H164ZM183 178V177H182ZM206 178V179H205ZM232 178H233V180H232ZM32 179V180H33ZM48 179V178H47ZM57 179V180H56ZM149 179V178H148ZM149 179V180H150ZM163 179V178H162ZM234 179H236V180H234ZM23 180H25L24 178H23ZM22 180V181H23ZM40 180V181H41ZM99 180V181H98ZM135 180H138V181H140V182H137L138 183V185L137 186H139L138 188H141L140 189V194H141V192L143 193V194H145V197H144V195L142 194V197H140L141 195H139L138 193H135V191H133V189H134V187L133 186H135L136 185V181ZM143 180H145V179H143ZM147 180V179H146ZM149 180L148 181H146V182H149ZM185 180V179H184ZM246 180H248V179H246ZM249 180H250V176H249ZM11 181V182H10ZM47 181V180H46ZM95 181H98L97 182V185H96V183H94ZM135 181V182H134ZM151 181V180H150ZM153 181V180H152ZM235 181H236V184H235ZM26 182V181H25ZM28 182V181H27ZM33 183H34V180L32 181ZM145 182V183H146ZM246 182V183H245ZM31 183V182H30ZM34 183V184H35ZM39 183H41V184H39ZM45 183V182H44ZM49 183V182H48ZM133 183H135V184H133ZM21 183H19L18 185H20ZM99 184V185H98ZM142 184H143V182H142ZM147 184V183H146ZM149 184H151L152 185V183H149ZM234 184H235V186H234ZM26 185V184H25ZM28 185V184H27ZM26 185V186H27ZM32 185V184H31ZM42 185V186H41ZM87 185V186H86ZM141 185V184H140ZM6 186V187H5ZM148 186V185H147ZM154 186V185H153ZM233 186H234V188H233ZM239 188V192L237 191L238 189H237V187ZM253 186V188L255 187V188H257L258 189V191L256 192L255 191V189H253L254 190V192L252 193V192H250L248 189H251L250 187H252ZM25 187V186H24ZM133 187V188H132ZM236 187V188H235ZM10 188V187H9ZM19 188V187H18ZM44 188V189H43ZM135 188H137V187H135ZM150 188V187H149ZM173 189L175 188V187H172ZM233 188V189H232ZM14 189V188H13ZM28 189V188H27ZM36 189H38V188H36ZM84 189H89L88 191H83ZM142 189V190H143ZM231 189H232V191L234 190V189H236V190H234V191H236V192H238L237 194H236V196H235V194L234 193H232V191H231ZM7 190V189H6ZM12 189H10V190H7V191H9V193L11 194L12 192H10ZM15 190V189H14ZM21 189H19V190H16V191H20ZM42 190H43V192H42ZM45 190V191H44ZM95 190H97V192L99 193V192H101V197H98V198H100V201H102V202H100L101 204H100V207L98 206L99 204H98V201L95 199V194H93L92 195V192H94ZM99 190V191H98ZM136 190V189H135ZM175 190V189H174ZM173 190V191H174ZM177 190V189H176ZM175 190V191H176ZM253 190H251V191H253ZM30 191V190H29ZM33 191V192H34ZM47 191V192H46ZM136 191H138V189L136 190ZM169 191H172V189L171 190H169ZM172 191V192H173ZM174 191V192H175ZM14 192V191H13ZM46 192V193H45ZM135 194H138V195H134V193ZM144 192H146V191H144ZM225 192H227L226 194H225ZM248 192H250L249 194H248ZM8 193V192H7ZM7 193H5L6 195H5V197L7 196V197H9V194H7ZM17 193V192H16ZM16 193H14V194H16ZM21 193H22V191H21ZM35 193V192H34ZM34 193L32 194V195H34ZM91 193V194H90ZM94 193H96V191L94 192ZM159 193V192H158ZM157 193V194H158ZM176 193H178L179 194V192H177L176 191ZM183 193V194H184ZM229 193V194H230ZM259 193V194H260ZM13 194V195H14ZM19 194V193H18ZM24 194H26V193H24ZM23 194V195H24ZM170 194V193H169ZM230 194V195H231ZM4 195V194H3ZM17 195V194H16ZM36 195H38V194H36ZM90 195V197H88V200L90 199H92V198H94L95 200V202L97 201V206L98 207H96L95 205H96V203H94V205H92V203L91 202H89V201H87L85 198L87 197V196H89ZM91 195L92 196H94V197H91ZM99 194H97L96 196H100ZM165 195H167V194H165ZM177 195V194H176ZM25 196V195H24ZM35 196V195H34ZM171 196V195H170ZM180 196V195H179ZM226 196H228V195H226ZM226 196H225V198H226ZM252 196V195H251ZM11 197H16V196H11ZM10 197V198H11ZM21 197V196H20ZM41 197H39V200H41L40 201V203L43 201V199H40ZM140 197V199H138ZM161 197H163V195H161ZM181 197V196H180ZM220 197H222V196H220ZM27 198V197H26ZM97 198V199H98ZM230 198V197H229ZM7 199V198H6ZM31 199H34V198H31ZM103 199V200H102ZM210 199H208V201L210 200ZM227 199V198H226ZM250 199H255V195L254 196H252ZM9 200V199H8ZM21 200V199H20ZM28 200V199H27ZM36 200V199H35ZM34 200V201H35ZM82 200H86L87 202H89V203H86L85 201H82ZM251 200V201H252ZM262 200H264V199H262ZM12 201V200H11ZM38 201V200H37ZM227 201H229V199L227 200ZM251 201H248V202H251ZM260 201V200H259ZM8 202V201H7ZM17 202V201H16ZM15 202V203H16ZM24 202H26V201H24ZM45 202V201H44ZM52 202V201H51ZM54 202V201H53ZM83 202H85L84 204H87V206L88 207H90V206H92V208H93V206H95L96 208H99L100 210H101V213H103L102 214V216L104 217H102L103 218V220L101 221V220H99L100 218V212H98V211H100V210H98L97 209V212L99 213V215H97V216H99V217H97V218H94L95 217V215L97 214V212H96V209H92L91 207V209H92V213H91V217L88 215H86V213L88 212H91V210L89 209V208H87L84 204H83ZM92 202H93V200H92ZM116 202H118V203H116ZM211 202V201H210ZM226 202V201H225ZM257 202V201H256ZM14 203V204H15ZM46 203V202H45ZM200 203V205H198ZM212 203H211V205H212ZM227 203V202H226ZM263 205H264V203H263V201L261 202ZM27 204V203H26ZM29 204V203H28ZM33 204V203H32ZM44 204V203H43ZM52 204V203H51ZM54 204V203H53ZM73 204V205H72ZM75 204V205H74ZM82 204V205H81ZM246 204H247V206H246ZM36 205V204H35ZM90 205V206H89ZM120 205H121V207L122 208H120ZM198 205V206H197ZM216 205V204H215ZM218 205V204H217ZM259 205V204H258ZM257 205V206H258ZM262 205V206H263ZM39 206V205H38ZM41 206V205H40ZM44 206V205H43ZM114 206V205H113ZM112 206V208L114 209V211L116 210V207L114 208ZM233 206L232 207H230V206H228V207H230V208H232L233 209ZM256 206V205H255ZM15 207V208H14ZM35 207V206H34ZM45 207V206H44ZM51 207V206H50ZM50 207H48V208H46V210L47 209H49ZM54 207H56V205L54 204ZM224 207H226V205L224 206ZM228 207H226V209L225 208H223L224 210H227V208ZM252 207V206H251ZM12 208H14V210H17V214H19V213H22L23 214V212H25L24 213V215L21 217V219L20 220H22L21 221V225L19 224V223H17L16 221H20V220H17L16 218H18L19 216H20V214H19V216L18 217H14V216H17V214L16 213H14V214H16V215H13L12 213V211H13V209ZM43 208V207H42ZM41 208V209H42ZM70 208H71V210H70ZM104 209L106 212H108V210L107 209ZM112 208H111V210H112ZM204 208H209V211H207V209L205 210V211H207L206 213L204 212ZM41 209H39L40 211H41ZM50 209H52V208H50ZM64 208L62 209L61 208V210H64L63 211V213L66 211ZM249 209H250V207H249ZM12 210V211H11ZM61 210H60V212H61ZM86 210H87V212H86ZM88 210H90V211H88ZM93 210H95V212H96V214L94 215V217L92 218V214L94 213V211ZM222 210V209H221ZM31 211V212H30ZM45 211V210H44ZM43 210H42V212L41 213H43L44 212ZM50 211V210H49ZM54 211V210H53ZM57 211V213L58 214H60L59 212ZM72 211V212H71ZM116 211V212H117ZM218 211V212H217ZM10 212H12V213H10ZM26 212H28V213H26ZM46 212V215H47V212L48 211H45ZM55 212V211H54ZM223 212V211H222ZM224 212H228V215H231L229 212H231V211H224ZM223 212V213H224ZM239 212H240V214H239ZM36 213H38V212H36ZM35 213V214H36ZM40 213V212H39ZM49 213V212H48ZM51 213V212H50ZM74 213V214H73ZM260 213L262 214H257V215H260V216H263V217H261L262 218V220H264V210L261 212L260 211ZM9 214V215H8ZM33 214V213H32ZM45 214V213H44ZM118 214V213H117ZM11 215H13V217H10ZM30 215L31 214H29L28 216L30 217ZM46 215H44V216H46ZM50 215V214H49ZM221 215V214H220ZM225 215V214H224ZM227 215V216H228ZM252 215V214H251ZM33 216V215H32ZM48 216V215H47ZM52 216H54V214L52 215ZM223 216V215H222ZM221 216V217H222ZM226 216V217H227ZM233 216V215H232ZM250 216V215H249ZM10 217V218H9ZM27 217V216H26ZM29 217H27V218H29ZM34 217V216H33ZM36 217V216H35ZM34 217V218H35ZM42 217V216H41ZM117 217L116 218H114V220L116 219V221H117ZM225 217V216H224ZM225 217V218H226ZM240 217H242V216H240ZM247 217V218H246ZM255 217H258V216H255L254 215V219L256 220V219H259V218H255ZM11 218H15L16 219V221L15 222H13V221H11ZM25 219V220H28V219ZM43 218V217H42ZM53 218V217H52ZM58 218V217H57ZM253 218V217H252ZM14 219V220H15ZM19 219V218H18ZM30 219H32V218H30ZM46 219V218H45ZM55 219V218H54ZM53 219V220H54ZM68 219V220H67ZM229 219V218H228ZM253 219V220H254ZM25 220H24V222H25ZM47 220H48V218H47ZM106 220V219H105ZM113 220V219H112ZM223 219H221V221H222ZM232 220H233V217H232ZM234 220H237V218H236V216H235V219ZM232 221V222H236V221ZM242 221L244 220V219H241ZM247 220H249V219H247ZM247 220H244V223H245V221H247ZM252 220V221H253ZM29 222H30V220H28ZM35 221V220H34ZM42 221V220H41ZM43 221H46V220H43ZM42 221V222H43ZM49 221H50V219H49ZM64 221V222H63ZM228 221V220H227ZM242 221H241V223H236V224H239V225H233V224H231L230 222H229V224H231V225H227V226H229L226 230L228 231V235H229V237L230 236H233V233L235 234V232H239V228H241V229H243L242 227H244L245 228V226H242V227H239L240 226V224H242ZM257 221V220H256ZM256 221H255V224H257L256 223ZM28 222V223H29ZM32 222H33V220H32ZM37 222H39V221H37ZM51 223L53 222L52 220L50 221ZM55 222V221H54ZM53 222V223H54ZM57 222V221H56ZM216 222H219V221H216ZM226 221H224V223H225ZM259 222V221H258ZM260 222H261V220H260ZM264 221H262V223H263ZM28 223H26V224H28ZM33 223H36V222H33ZM33 223H31V225L33 224ZM40 223V222H39ZM46 223H49V222H46ZM52 223V224H53ZM63 223V224H62ZM107 223H110V221L109 222H107ZM162 225V227H164L165 228V230L167 231V229H170V228H173L174 227V229H177V228H175V227H177V226H182V231H184L185 232V237H184V240H185V243L184 242H182V241H180V239H181V237H180V235H179V237L180 238H178L179 240H176V241H180L181 242V245L183 244H185L184 246H186V248L185 247H182V248H184L183 250H178V251H172V250H170L171 248H172V246H171V248L170 249H168L169 247L167 246V248L166 249H168L167 251H166V249H164V248H161L160 246L161 245H159V247L160 248H156L157 246H155V248H151V247H153L154 245H155V243H154V241H152V239L150 240L149 239V237H148V234L150 235V233H151V235L153 234V235H155V234H158V232L157 231H155V232H157V233H153L154 232V230H156L155 229V226L158 224L159 225V227H161L160 226V224ZM247 223V222H246ZM250 223V221H248V223H247V226H251V225H248ZM235 224V223H234ZM254 224V226H257V225H255ZM18 225H19V227H18ZM29 225V224H28ZM30 225V226H31ZM35 225V224H34ZM48 226H49V224H47ZM51 225V224H50ZM56 225V224H55ZM112 225V226H111ZM164 225V226H163ZM218 225V224H217ZM223 225V224H222ZM17 226V227H16ZM37 226L38 227H40L39 226V224H37ZM37 226H35V227H37ZM46 225H44V226H42V227H45ZM225 226V225H224ZM246 226V227H247ZM26 227V228H25ZM25 230L27 229V228H31V227H29V226H27V225H25ZM34 227V228H35ZM115 227V228H114ZM219 227H220V225H219ZM16 228H18V229H16ZM34 228H32L33 230H34ZM49 228V227H48ZM47 228V229H48ZM179 228V229H180ZM212 228V229H211ZM214 228H216V225H215V227ZM222 227H220V229H221ZM224 228H226V227H224ZM248 228V227H247ZM249 228H251V227H249ZM22 229V228H21ZM36 229H38V228H36ZM36 229H35V231H36ZM46 229V230H47ZM121 228H120V230H122ZM138 229H141V230H139V232H138ZM161 229V228H160ZM173 229V230H174ZM210 229V230H209ZM220 229H218V230H220ZM223 229V228H222ZM15 230H18L20 233H18V231L17 232H14ZM32 230V231H33ZM43 230V231H42ZM119 230V229H118ZM124 230L125 231H127V232H124ZM135 230V231H134ZM197 230H200V232H198ZM215 230H217V228L215 229ZM214 230V231H215ZM225 229H223V231H225V232H219V233H222L223 235H225L224 237H226L227 235H226V231ZM29 231V230H28ZM111 231V232H110ZM163 231V230H162ZM171 231V230H170ZM169 231V232H170ZM197 231V232H196ZM207 231V232H208ZM241 231V230H240ZM243 231V230H242ZM242 231L240 232L242 235H240V237L239 238H241V236H243V237H249L248 235H251V234H248L249 232H252L251 230L250 231H248L246 234H245V232H246V230H244V233H242ZM254 231H256V232H258V233H261L260 235H262V234H264V223L263 224H261L260 225V223L258 224V227L256 228V229H254ZM12 232L11 233H9V234H11L10 236H11V238H13L12 236ZM26 232H27V230H26ZM41 232H43V233H41ZM110 232V233H109ZM115 232H120V231H115ZM115 232H113V233H115ZM136 232V233H135ZM168 232V231H167ZM171 232H173V231H171ZM170 232V233H171ZM178 232H180V230L178 231H175V232H173V233H178ZM22 233H24V234H22ZM35 233V232H34ZM33 233V234H34ZM112 233V234H113ZM121 233V232H120ZM120 233H118V234H120ZM183 232H181V234H182ZM193 233L195 234V235H193ZM203 233H201V234H203ZM213 233V232H212ZM215 234H216V232H214ZM218 233V234H219ZM225 233V234H224ZM37 234V236H39ZM180 234V233H179ZM200 234V235H201ZM209 234V233H208ZM218 234H216V235H218ZM232 234V235H231ZM237 234V233H236ZM236 234H235V236H233V237H237L236 236ZM35 235V234H34ZM114 235V234H113ZM112 235V236H113ZM151 235H150V237H151ZM163 235V233H161L160 234V236H162ZM165 235V234H164ZM163 235V236H164ZM199 235V236H200ZM204 235H207V234H204ZM210 235V234H209ZM245 235V236H244ZM247 235V236H246ZM14 236H16V235H14ZM19 236V237H20ZM29 236V235H28ZM33 236V235H32ZM36 236V235H35ZM36 236V237H37ZM110 236V235H109ZM202 236V235H201ZM211 236H214V235H212L211 234ZM210 236V237H211ZM219 236V235H218ZM252 236V235H251ZM255 236V235H254ZM9 237V236H8ZM16 237H18V236H16ZM15 237V238H16ZM120 236L118 235V238H119ZM148 237V238H147ZM166 237H168V236H166ZM203 237V236H202ZM233 237H231L230 239L231 240H233ZM257 237V236H256ZM10 238V237H9ZM10 238V239H11ZM14 238V239H15ZM29 238V237H28ZM32 238V237H31ZM109 238H111V237H108V239ZM168 238H171V237H168ZM172 238H174V239H176V237H174V235L172 236ZM216 237L214 236V239H215ZM221 237H217V239L219 240ZM226 238H228V236L226 237ZM234 238V239H235ZM244 238V239H245ZM252 238V237H251ZM9 239V240H10ZM20 239H21V237H20ZM37 239H39L38 240V242L40 241V244L42 243L41 242V239L40 238H36L35 239V241H37ZM52 239V240H51ZM203 239H205L204 237H203ZM206 239H209L208 238V235H207V237H206ZM205 239V240H206ZM210 239H213L212 237L210 238ZM209 239V240H210ZM217 239H215L216 241H217ZM223 239V238H222ZM221 239V240H222ZM236 239H238V237L236 238ZM236 239H235V241H236ZM242 239V238H241ZM240 239V240H241ZM244 239H242L241 241H243ZM247 239V238H246ZM246 239L244 240V241H246ZM255 239V238H254ZM253 239V240H254ZM261 239V238H260ZM6 240H8V239H6ZM12 240V239H11ZM16 240V239H15ZM17 240H19V238H17ZM30 240V239H29ZM181 240H183V238L181 239ZM191 240H195L193 243H191ZM205 240L203 241L204 242V244H208L207 242H209L208 240H207V242L205 243ZM214 240V241H215ZM226 240H228L229 241V239H226ZM251 240V239H250ZM258 240V239H257ZM263 240V239H262ZM262 240H258L259 242L261 241V247H260V249H261V252L263 251L264 252V241H262ZM23 241V240H22ZM90 243H89V242ZM107 241V240H106ZM105 241V242H106ZM115 241V240H114ZM118 241V240H117ZM116 241V242H117ZM169 241V240H168ZM176 241H174V242H176ZM199 241H200V239H199ZM227 241V242H228ZM234 241V242H235ZM241 241L239 242V244H241ZM243 241V242H244ZM95 242H97V241H95ZM104 242V243H105ZM116 242H114V243H116ZM154 243V245H153V243ZM179 242V243H180ZM202 242V241H201ZM211 242V241H210ZM220 242V241H219ZM226 242V241H225ZM253 242H255V241H253ZM259 242H257V243H259ZM16 243H18V242H16ZM30 243H31V241H30ZM100 243V244H101ZM121 243H123V245H122V247H121ZM158 243V242H157ZM171 243V242H170ZM179 243H178V245H179ZM199 243V242H198ZM212 243V242H211ZM235 243H237V242H235ZM234 243V244H235ZM244 243H247V241L246 242H244ZM252 243V242H251ZM39 244V243H38ZM99 244V245H100ZM176 244H177V242H176ZM196 244V243H195ZM203 244V243H202ZM214 244H216L217 245V243H215L214 242ZM230 244V243H229ZM259 244V245H260ZM16 245V244H15ZM19 245V244H18ZM91 245H93L92 247L93 248H95V250L93 251V249H92V247H91ZM153 245V246H152ZM167 245V244H166ZM180 245V246H181ZM208 245H210V246H212L211 244H208ZM207 245V246H208ZM216 245H214V246H216ZM221 245V244H220ZM219 244H218V246H220ZM223 245H225V247H226V243L225 244H223ZM223 245H221L222 247H223ZM231 245H233V242L231 243ZM230 245V246H231ZM242 245V244H241ZM246 245V244H245ZM251 245V244H250ZM10 246V247H9ZM17 246V245H16ZM15 246V247H16ZM21 246V245H20ZM40 246V245H39ZM170 246V245H169ZM206 246V245H205ZM214 246H212V247H214ZM218 246H216V250H218L217 249V247ZM220 246V247H221ZM227 246H228V243H227ZM234 246V245H233ZM12 247V248H11ZM14 247V248H15ZM33 247L35 248V244L33 245ZM41 247H43V246H41ZM90 247V248H89ZM164 247V246H163ZM219 247V248H220ZM221 247V248H222ZM224 247V248H225ZM238 247V246H237ZM241 247V246H240ZM247 247H250V246H247ZM255 247V246H254ZM88 248L89 249H92V250H88ZM100 248V249H99ZM106 248V247H105ZM111 248H113V246L111 247ZM114 248H115V246H114ZM148 248H151L150 249V251H145V249H147V250H149ZM176 248V247H175ZM180 248V247H179ZM209 249V247H206V248H204L203 247V249L204 250H206V249ZM215 248V247H214ZM223 248V249H224ZM252 248V247H251ZM257 248V247H256ZM173 249V248H172ZM211 250H212V252L213 251H215V250H213L212 248H210ZM222 249V250H223ZM225 249H229V247H226ZM232 249V248H231ZM241 249H242V247L240 248V252H242L241 251ZM200 250V251H199ZM211 250H210V254L209 255H211L212 253H211ZM220 250L221 249H219V252H220ZM251 250H253V249H251ZM257 250V249H256ZM42 251V250H41ZM110 251H112V252H114V250H110ZM207 251H209V250H207ZM224 251V253H225V250H223ZM231 252L232 251H235V249L234 250H230ZM239 251V249H237V252ZM111 252V253H112ZM227 252H229V251H227ZM230 252V253H231ZM255 252V251H254ZM261 252H260V254H258L256 257L257 258H259L260 256H261ZM262 252V253H263ZM97 253V252H96ZM106 253V252H105ZM110 253V252H109ZM243 253V252H242ZM249 253H251L250 251H249ZM117 254H115V256L117 255ZM214 254V253H213ZM215 254H216V252H215ZM214 254V255H215ZM232 254H234L233 252H232ZM231 254V255H232ZM238 254V253H237ZM244 254V253H243ZM252 254V253H251ZM250 254V255H251ZM100 257H99V256ZM109 255V254H108ZM223 255H225V254H223ZM227 255V254H226ZM244 255H247V254H244ZM263 256H264V253L262 254ZM109 256H111L112 257V255L110 254ZM229 256H230V254H229ZM234 256V255H233ZM232 256V258H234L233 260H235V259H237V258H235V257H233ZM239 256V255H238ZM237 256V257H238ZM242 256V255H241ZM241 256H240V258H241ZM248 256V255H247ZM246 256V257H247ZM263 256H261L260 258H261V260H263ZM99 257V258H98ZM103 257V256H102ZM101 257V258H102ZM222 257H225V256H222ZM231 257V256H230ZM229 257V258H230ZM244 257V256H243ZM245 257V258H246ZM253 257V256H252ZM119 258V257H118ZM219 259V262L217 263V261L215 260V259ZM226 258V257H225ZM239 258V257H238ZM245 258H243V260H245ZM247 258H249V257H247ZM256 258V260H258ZM109 259L111 260V258L109 257ZM109 259L107 258V260L109 261ZM114 259H116V258H114ZM113 259V260H114ZM121 259V260H122ZM217 259V260H218ZM103 260V262L105 261L104 259H102ZM117 260V259H116ZM120 260V259H119ZM120 260V261H121ZM230 259H228L227 258V261H229ZM249 260H251V258H249ZM248 260V261H249ZM255 259H254V264H258V262L256 261ZM260 260V259H259ZM108 261H106L107 263H108ZM224 261H226V259H224ZM247 261V260H246ZM111 262V261H110ZM235 262V261H234ZM241 262H243L242 260H241ZM249 262H251V261H249ZM263 262H264V260H263ZM225 263H227V262H224V264ZM230 263H233V261H229V264ZM239 262H237V264H238ZM262 262H259V264H261ZM114 264V263H113ZM242 264V263H241ZM244 264H246L245 262H244ZM248 264H250V263H248ZM251 264H252V262H251ZM262 264H264V263H262Z\"/></svg>", "mask_w": 264, "mask_h": 264}, {"label": "rangeland", "instance_id": "obj_2", "mask_svg": "<svg viewBox=\"0 0 264 264\" xmlns=\"http://www.w3.org/2000/svg\"><path fill=\"white\" fill-rule=\"evenodd\" d=\"M3 1L4 0H0V26L2 25V27H0V28H3L4 27V20H6V22H5V26L7 27V28H10V30H15V31H17L16 29H19V31H22V32H24V31H28L29 29L31 30L33 27L32 26H34V27H44V29H48L46 32L47 33H45V37L44 36H42V37H44V41L43 40H41L39 43H37V44H32V43H29L30 45V47H33V46H35V47H33L32 48V50L30 51L29 49H31L29 46H27L26 48L28 49H26L23 45L24 44H26V43H28V42H25L24 43V38H22V42H19V45L21 46V48H19L20 46L17 44H14V43H12V45L13 46H17L18 48H16V49H14V48H12L11 47V42L9 41V40H7V39H2V37H0V65H3L4 67H6V68H8L11 72H14L13 70H17V71H19V66H20V73H21V71H23V70H25L26 68H31V69H27V70H25L26 71V73H25V71H23L22 72V74L24 75L25 74V76H27V77H25V76H21L20 74L18 75V78H19V76L22 78H24L25 80L23 81V78H22V81H23V83L18 79V81H17V77H15V79L14 80H16L15 82H14V80H13V73L11 74L12 75V77H11V79L13 80H11L10 79V83H12V82H14V83H17V84H14V83H12V84H10V85H13V86H11V87H9L7 84L8 83H5V85L6 86H8V87H6V86H3L4 88H2L4 91H3V93H4V95H2L3 96V98L5 99V101H6V103H7V106L9 107V108H13V105H14V107H15V105L17 104H14V102H12V101H16L17 102V100H18V102H21V101H23L22 99H24V100H26L27 98H29L30 97V99H32V98H34L33 96H32V98H31V96L30 95H34L37 91H34V90H36V88H38V89H43V86H42V84L40 83V82H42L41 81V78H42V80H43V78H44V81L42 82V83H44L43 85H44V88L46 89V87H47V89H48V91L51 93H49L48 91L46 92V90L45 89H43V90H41L40 89V92L41 91H45L46 93H49V95L51 96H49L48 94H47V97H46V93H42L41 95L39 94L40 92H39V90H38V93H36L35 95H36V97H37V95L39 94V96L41 97V102H40V108H39V110L37 109V108H32L30 111H29V118L28 117H25L26 115H24V116H21L20 118H19V120H18V123H16L17 122V120H16V124L15 123H13V124H15V125H13V126H11V123H10V125H8L9 124V122H5V121H9L10 120V118H11V116L8 114V115H6L5 113H3V111L5 112V110H7L8 109V107L7 106H3V103H5V102H3V101H1V99H0V102H3V103H1L0 105H1V110H2V108H4L5 107V109L4 110H0V113L2 112L3 114H5L6 116L5 117H9V118H4V115H2V113L0 114V117H1V115H2V118L0 119V146L2 145V144H4V142H5V146L4 145H2L1 147H0V150L2 151H0V153H3L4 152V154H0V157H2V156H9V157H12V158H16L17 159V157L18 158H20V159H17L18 161L20 160V161H24V163H25V161L27 160H29V162H30V159H34V160H32L34 163H32L31 162V164H33V165H31L30 166V163H28L29 165H26L27 164V161H26V163L24 164L23 162L21 163L20 162V164H23V165H20L21 166V169H19V171H22V172H19V173H21V174H24V176L23 175H19V173H16V170L15 169H13V170H15V171H12V175H14V172L16 173L15 175H19L18 176V178L21 180V178H22V180H23V178L25 179V180H21L20 182H18L16 185H15V187H14V185H12V184H15V183H12V184H10L9 182H8V184H5L6 186H8V188H4V185L1 187V188H3V189H5V191L3 190V192L1 193V195H2V197L3 198H5V200H6V203L8 204L9 202H11V204H13V206L14 205H18L19 204V202H21L20 203V205H18V207L20 206H23V205H26V206H29V207H31V211H32V213H28V212H26V213H28V214H25V216H23L24 215V213L25 212H23V214L22 213H19L20 214V216H19V214H17V210H14V208H12L13 209V213L12 212H10V213H12L13 215H16L17 214V216H14L15 218L16 217H18V218H16L17 220H20L21 219V217H22V219H26L27 217H29L28 215L29 214H31L30 215V217L29 218H27L28 220H30V222L28 221V220H25V222H24V220L22 221V220H20L19 222L18 221H16V219L15 218H11V221H13V222H17V223H19L20 225H21V221H22V224H24V225H22L23 227H21L20 226V230H23V232L25 233H22V234H24L23 235V237H26V240H25V238L23 239L22 238V236H20L19 234H16V233H13L12 231H11V229H10V231H9V233H11L12 232V237L13 238H11V234H9V233H7V236H5V237H7V238H3V241H4V243L6 242V241H10L11 243H12V241L14 242V243H12V245H13V248L12 249H10V250H13V249H16L18 246L19 247H21V248H19V249H24V250H26V251H30V252H32V253H35V251L36 252H40V253H42V252H44V249H42V248H45L44 246L47 244V245H49V242L51 243L52 241H47L46 242V244L44 243V241L47 239V240H50V238H47V237H49L50 235H51V233H53V232H49V233H47L46 232V234H48L47 235V237H46V239L45 240H43V238H44V236H46L45 234H43L42 236H43V238L41 239V237H40V235L38 234V232L37 231H39V233H40V230L41 229H43L44 230V228H48L47 230L45 229V231H51L50 230V227H51V229H53V231H55L54 230V228H52V226L53 227H55V226H59L60 224V222L64 219H62L61 220V217L60 216H62L63 217V215H65V214H68L67 216H65L66 218L69 216V214H72V213H69L68 211H69V209H68V207H73V206H66L67 207V210L65 209V207L63 206V207H59V209L61 210V208L63 209H65L66 211L63 213V211L64 210H61V212H60V210L58 211V204H57V202L55 201V200H51L50 201V199H51V197H47V199L46 200H44V198H42L41 196H43L44 197V195H41V196H39V194H41V193H38V192H40V190H41V188L40 187H36V183H35V179H33V178H38L39 179V182H42V180L41 179H43L42 177H44V178H46V179H44L43 181L45 182H42V184L44 185V186H46V185H48V184H50L51 182H53V180H49V179H51V178H53V179H55L54 177H53V175L54 174H57L58 173V171H57V173H54L55 171H54V167H56V166H53L52 164H47V159H52L53 158V156H55V159H56V157L58 156V160H59V158L62 156V157H64V160H65V157L66 156H68V157H70L69 155H67V154H70L71 155V157L70 158H68V157H66L67 158V162L66 163H68L67 165H63V164H65L64 163V160L62 159V161L63 162H60V164H61V166L62 167H65V168H63L62 170H59V172H63V173H69V171L71 172V171H74V169H76L77 167L75 166V165H78V167H83V166H86V168L87 167H89L90 165H92V164H89V166H88V163H89V161H90V163L92 162H97V160L98 159H100L98 162H97V165H99L101 168H106V169H108L109 170V168H110V166H109V163H106V161L108 160L109 161V157L108 156H106V154L108 155H110V153H112L113 154V156H111L110 155V161L111 160H114L115 159V157L117 158V153L118 152H114L112 149H116L117 151H121L120 153H118V154H120L119 156H121V155H124V153L125 154H127L128 153V155H131V153L129 154V152H131V151H133V150H131L130 148H129V146H125L124 147V145L123 144H121V146L124 148V149H130L129 150V152H124V149L122 150L121 148H119L118 146H120V142H119V145L118 144H115L118 140L120 141V138H121V136H120V138H119V136H117V135H119V134H117L116 135V139L114 140L113 138H110L111 136L113 137L114 136V134H116V132H117V128H118V126H120L121 125V123H130L131 122V120H133L134 118H132V116L133 117H139V116H143L144 114V110L143 111H141L142 109H148V107H149V109H154V107L155 106H157V105H155V102L158 104V106L160 105H162L163 103H165V102H169L170 103V101L172 102L173 100L171 99V98H173L172 96H170V92L172 91V88H173V86H174V88L177 86V88H179V89H181V90H183L184 88V85L185 84H183V83H186V81H185V79H187V77L189 78V76L191 75V79H192V81L194 82V83H198L197 81H200V79H202L201 77L202 76H206V74H207V72H208V70H209V67H210V69L212 68V66H211V64H213V58L216 56V53H219L220 52V54H217V55H222V58L220 57V59H225V60H227V58H225V57H223L224 55L223 54H228L229 56L230 55H233L232 54V50L235 52V53H237V52H239L240 51V53H241V55L238 53V55L237 54H235L234 55V57L233 58H235V57H237V58H235L236 60H240V61H242L243 59V61L242 62H248V63H244V65H246V66H244V65H237V68H240V67H243V68H245V67H247L248 68V70L247 71H251L250 69H252V68H254V67H256V68H258L259 66V68H264V61L262 60V58H263V54L261 53L260 54V56H258L259 55V53L260 52H258V55H254L253 54V47H255V46H257V45H259L260 44V42H261V44H264V37H262V32H263V36H264V31H262L263 29H262V27L264 28V11L262 10V9H264V0H246V2L244 1V2H239V4H238V0H236V1H234L236 4H234V6H235V8H234V6H232L233 5V0H213L212 2H211V0H203L204 1V3H201V1L200 0H184L183 1V3L184 4H182V5H184L185 6V4H186V6H188L189 5V3L191 2V1H193L192 3H190V5L188 6V7H190V6H193V7H190V9H188V7L186 8V7H184L185 9V11H186V13H188V12H190L191 13V11H189V10H193V12H192V14L191 15H193V13L195 12L196 13V11H198L197 12V16H195V13H194V15L192 16V17H189V16H191V15H189V14H186L185 13V11L183 10V13H184V15L182 14V16H181V14H179L178 13V15H180L181 16V18H183V16H185L184 18H187L186 20L185 19H181L179 16V18H180V20H182L185 24L187 23L186 21H190V22H195V23H200V22H202L201 23V25H199V24H195L196 25V27H194V23L193 24H191V25H189L188 26V23L186 24V25H183V28L185 29V28H190V26H191V28L189 29V30H194V28H196L195 30H198V31H206L205 33H207V34H205V36L203 35V37L200 39V44H199V42L198 41H195V40H193V41H195V43L193 42V44H194V46H193V44H191L192 42H187V41H184V40H186V39H184V38H186V37H184L185 35H181V37H182V39H180V41H179V39H175V38H178L179 36H180V34L177 36V35H171V34H169L170 36H173V37H170V36H166V35H164V34H162V37H161V34H159L158 35V33L156 34V35H154V34H152L151 32H148L149 30H147V31H145L146 33L144 34V32H142V33H140V35H138L137 33V35L138 36H140V37H136L137 35H135V38L133 37V34L132 35H130V38L131 37H133V38H129V41H126V43H125V47H123V48H119V50L121 51L122 49V51L121 52H118L119 50H118V48H114L113 50L115 51H113V50H111L112 52H114V53H112L110 50H109V53L111 52V54H109V53H107V51H106V49H111V44H112V42H111V40H109L111 37H112V41L114 42V40H115V38L116 37H113V36H116V35H114V34H112V29H113V32H114V30H115V34H119V32L118 31H116V28L120 31V33H121V31H122V29L121 28H123V30H125V31H127L125 28H124V26H125V24L123 23V21L124 20H126L128 17H129V19H127L126 21H124V22H126V25L128 24L129 25V23H130V25L129 26H131V23H133V22H136L138 19L139 20H141L140 18H142L143 19V21L145 20V22L146 21H148V20H150V21H148V23H151V21H152V25H153V23L155 22V23H157L158 24V26H160L159 24H161V26L160 27H162V26H165V25H167V27L165 26V27H162V28H169L170 26H174V24L177 22V18L178 17H176L177 15V12H180V11H178L179 9H177L175 6L174 7H172L173 5H174V2H172L171 4H173L172 6H171V4H169L171 7H172V9H170L169 10V8L167 7L168 5H166L165 7H166V9H164V7H162L163 8V10H161V9H157V8H154V6H153V3L154 4H156V2H152L151 0H145V2L147 3H144V1L143 0H122L121 2L119 1V0H116V1H118V3H116V2H113L112 3V1H114V0H109L108 2L106 1V3H104L105 5L107 4V9H109V7L111 6V5H109V3L111 2L114 6L113 7H115V8H113V9H115V10H117V11H112L113 12V15L112 16H114V17H112L111 16V12L109 13H107V12H105V11H111L112 9L110 8L109 10H102V8L104 7V4L102 3V1L103 0H99L101 3H97V0L95 1V0H92L94 3H92V4H90V5H88L89 4V2L91 1V0H81V2H82V4L81 3H79L80 5H83L84 6V4H87V6L85 5L84 7H86V8H88L90 11H88V9L86 10V8H83V6L82 7H79V10H78V12L79 11H81V12H79V13H83L82 11H84V10H86L84 13H86L87 11H88V13L87 14H84L83 13V15H81V16H83L84 17V15L85 16H87V18L86 17H82L83 19L81 20L80 18V14L79 13H77V15H76V13L75 12H77V10L76 9H78L77 7L79 6L78 5V2H79V0H63V2L65 1V2H67L68 1V3H71L72 1V4H74V3H77L76 5L74 4V5H71V4H68V3H64L61 7H59V8H61L60 10L63 12H61L60 14L58 13V11H57V9L55 10L54 9V12H50V13H45L43 10H45V9H43V6L42 5H44V1L45 0H18V3H17V5L15 6V8H13V10L11 9V11H10V9L6 6V5H4L5 3H3ZM91 1V2H92ZM151 1V3H149V4H151L150 5V7H153V8H150L149 7V4H148V2H150ZM160 2V0H157V2ZM163 1V0H162ZM161 1V2H162ZM179 1V0H178ZM181 1V0H180ZM186 1H189L188 3L186 2ZM196 1H199V2H196ZM217 1V2H216ZM223 1H225L224 3H222ZM228 1H230L231 3H228ZM247 1H250V2H247ZM256 1V2H255ZM5 2V1H4ZM42 2H43V4H42ZM84 2H87V3H84ZM90 2V3H91ZM120 2V3H119ZM124 4H130L129 6L128 5H122L123 3ZM136 2H137V5H136ZM138 2H141V3H143V7L145 6V5H148V6H145V7H147V8H143V7H141L142 6V4H140V3H138ZM182 2V1H181ZM206 2V3H205ZM208 2V3H207ZM214 2V3H213ZM97 3V4H96ZM110 3V4H111ZM116 5H115V4ZM163 3V2H162ZM168 3H170V2H165V3H163V4H161L160 3V5H158V3L156 4V7H157V5H158V7L160 6H163V5H165V4H168ZM221 3V4H220ZM225 3H226V6H224L225 5ZM228 3V4H227ZM246 3V4H245ZM250 3V4H249ZM256 3H257V5H256ZM40 4H41V6H40ZM93 4L95 5V6H93ZM98 4H101L100 6H101V8H99L100 6H98ZM118 4H120V5H122L123 7H124V9L123 10H127V9H129L130 8V6L132 7L130 10H128V11H125V12H128V13H130L129 15L127 14V13H125L126 15H127V18L125 17V19H124V16L122 15V14H120V12H121V10L122 9H120L119 10V5ZM188 4V5H187ZM194 4V5H193ZM206 7V6H210V8H211V10H212V8H213V10L212 11H210V12H208V10H206V8L204 9L203 7V5ZM215 5V7H214V5ZM218 6H217V5ZM241 4L242 5H244V7L243 6H241ZM69 6V8H68V6ZM73 6L71 9H70V7L71 6ZM231 5V6H230ZM239 5V6H238ZM42 8V9H40V7ZM109 6V7H108ZM177 6V5H176ZM202 6V7H201ZM64 7H66L65 8V10H64ZM74 7H75V9H74ZM97 7L99 8V9H97ZM116 7H118V8H116ZM128 7V8H127ZM133 7H138V8H135V10H134V8ZM149 7V8H148ZM170 7V8H171ZM248 7H250V8H248ZM81 8H82V10H81ZM91 8H93L94 10L92 11V9ZM122 8V7H121ZM127 8V9H126ZM142 9V10H139V9ZM175 9V11L177 10V12H176V14H175V11L174 12H172L174 9ZM179 8V7H178ZM200 8V9H199ZM227 8V9H226ZM234 8V9H233ZM241 8H243V13H241L242 12V9ZM248 10H247V9ZM9 9V10H8ZM102 10V11H104V13L105 14H107V16H108V19H112L111 20V22H110V20H106V19H104V21H105V23H104V21L102 22V24L104 25V27L103 26H101L102 24L100 23L101 22V20L98 22L100 25H98V24H96V22H97V20H98V17H100V16H98V15H102V16H104L105 14H103V13H101L100 11L98 12L97 10ZM138 9V10H137ZM145 9V10H144ZM156 9L157 11L158 10H161V11H154V10ZM171 11L172 13H174V15H176V16H174L173 14H167L169 11ZM196 9V11H194ZM203 9V10H202ZM215 9L217 10V11H215ZM223 9V10H222ZM234 11V12H232V10ZM240 9V10H239ZM251 9V10H250ZM71 10V11H70ZM75 11V12H73V11ZM123 10H122V12L121 13H123L124 14V12H123ZM144 10V11H143ZM146 10L147 11H149L148 13H154V14H156V17L158 16V17H160L159 19H161L162 18V14H165V16H163V18L161 19V21H159L158 22V17L157 18H155L154 19V17H153V19H150L151 17V15H154V14H148L147 15V12H146ZM199 10H201V11H199ZM228 10V11H227ZM252 11V12H250V11ZM254 10V11H253ZM256 10V11H255ZM257 10H258V12H257ZM261 10V11H260ZM9 11V12H8ZM45 11H47V10H45ZM57 13H56V12ZM70 11V12H69ZM120 11V12H119ZM139 11L140 12H142L143 11V14H141V15H143V16H145V17H143V16H141V15H139ZM152 11H154V12H152ZM166 13H165V12ZM182 11V10H181ZM89 12H91V13H89ZM93 12H96V14H97V16L96 15H94V14H92ZM116 12V13H115ZM133 13V15H132V13ZM144 12H146V13H144ZM160 12V13H159ZM201 12V13H200ZM212 12V13H211ZM216 14H215V13ZM228 12V13H227ZM245 12H247L246 14H245ZM261 12V13H260ZM263 12V13H262ZM65 13V14H64ZM137 13H138V15H137ZM159 13V14H158ZM210 14L211 13V15H207V14ZM219 13H221V14H219ZM57 14V15H56ZM76 15L77 17H75V16H73V15ZM88 14H89V16H90V14H92L91 15V17H92V19H90L91 17H89L88 16ZM108 14H110V15H108ZM115 14V15H114ZM204 14V15H203ZM228 14V15H227ZM249 14H251V15H249ZM62 15V16H61ZM64 15V16H63ZM67 15H70V16H67ZM132 15V17H134L135 15H136V18H132V17H130ZM146 15H147V17H149V19H146ZM170 15H172V16H174L173 17V19L171 20L170 18H172V16H170ZM216 15V16H215ZM235 15V16H234ZM242 15H243V17H242ZM246 15V16H245ZM263 15V16H262ZM94 16H96V21H94V19H93V17ZM101 16V18H99V19H103L104 17H102ZM109 16L111 17V18H109ZM140 16V17H139ZM212 16V17H211ZM219 16V17H218ZM220 16H222L221 18H220ZM241 16V17H240ZM71 17V18H70ZM75 17L77 20V22L75 21V18L73 19V18ZM80 17V18H79ZM116 17V19H114ZM193 17H194V21H193ZM200 17H201V19H202V17H203V20H201L200 19ZM205 17H208V18H205ZM228 17H230V18H228ZM231 17H234V18H231ZM239 19H238V18ZM250 17V18H249ZM252 17H255V18H253L252 19ZM89 18V19H88ZM145 18V19H144ZM171 20H169V19ZM191 18V19H190ZM196 18V19H195ZM213 18V19H212ZM217 18V19H216ZM223 18V19H222ZM225 18V19H224ZM241 18L243 19V20H241ZM246 18V19H245ZM79 19V20H78ZM114 19V20H113ZM136 19V21H132L131 22V20H135ZM198 19H200V21L198 20ZM219 19V20H218ZM228 19V20H227ZM236 19H238V20H236ZM259 19H262V21H259ZM70 20H73V21H70ZM88 20V21H87ZM155 20H157V22L155 21ZM167 20L168 21H170L171 23H173V24H166V22H167ZM174 20H176V21H174ZM185 20V21H184ZM205 20H206V22H205ZM209 20H211L210 22H209ZM212 20H214V21H212ZM218 20V21H217ZM223 20V21H222ZM230 20V21H229ZM232 20V21H231ZM247 20H250L249 22H251V21H253V22H251V23H249ZM256 20L258 21V22H256ZM69 21V22H68ZM75 21V22H74ZM79 21V22H78ZM81 21V22H80ZM83 21H86V22H89V23H86V22H83ZM90 21L92 22V23H90ZM112 21L113 22H115V23H112ZM116 21H117V23H116ZM127 21H129V22H127ZM196 21H198V22H196ZM216 21L218 22V23H216ZM227 21H229V22H227ZM234 21V22H233ZM254 21H255V23H254ZM74 24V23H77V24H72V23ZM204 22H205V24H204ZM208 22V23H207ZM211 22H213V23H211ZM225 22V23H224ZM262 22V23H261ZM79 23H81L82 24V26L84 25V27H86L85 28V31H80V30H84V27H80L81 25H78ZM83 23H85V24H83ZM122 23H123V26H122ZM168 23V22H167ZM231 23H234V24H231ZM251 25H249V24ZM258 23H260V24H263L262 26L261 25H259ZM87 24V25H86ZM116 24V25H115ZM156 24V25H157ZM225 24V25H224ZM255 25V27H257V26H259V27H257V28H254V25ZM77 27H76V26ZM86 25V26H85ZM127 25V29H130V27ZM206 26L207 28H206V30H203V29H205V27L204 26ZM217 25V26H216ZM224 25V26H223ZM231 25H233V26H231ZM73 26H75V27H73ZM81 28L79 31H80V33H77L76 31H78V29L76 30L75 29V31H73L72 30V32H71V35L69 34L70 33V30L72 29V28H79V27ZM169 26V27H168ZM186 26V27H185ZM193 26V27H192ZM212 28H211V27ZM215 26V27H214ZM219 26V27H218ZM227 26V27H226ZM252 26H253V28H252ZM31 27V28H30ZM101 27V28H100ZM178 28H179V26H177ZM202 27H204V28H202ZM230 27V28H229ZM233 27H235V28H233ZM237 27V28H236ZM248 27H250L249 29H247ZM175 28V27H174ZM183 28H181V29H183ZM221 28V29H220ZM186 29V30H187ZM202 29V30H201ZM211 29H215V30H211ZM223 29H225L226 31H224ZM235 29H237L236 31H235ZM247 31V32H245V30ZM253 29V30H252ZM259 30V31H257V30ZM261 29V30H260ZM93 30H95V31H93ZM186 30H184L183 31V33H185V31ZM188 30V31H189ZM221 32H220V31ZM252 32H255V33H252ZM255 30V31H254ZM78 31V32H79ZM91 31H93V32H95V34L97 35V36H99V35H104V36H102V38L104 37V40L105 39H107L106 41L107 42H110L111 44H107V42L105 43L104 42V45L106 46V45H108V47L106 46V47H104L103 46V42L102 41H104L103 39L102 40H100L101 41V43L99 44V43H97L96 41L97 40H99L100 39V36L97 38V36H95L96 37V39H95V37H94V39L96 40V41H94L93 43H92V41L94 40L93 39V36L95 35V34H93V32H91ZM213 31V32H212ZM217 31V32H216ZM224 31V33H222ZM230 31V32H229ZM240 31H242V32H240ZM262 31V32H261ZM73 32H76L77 34V37H78V39L79 40H77L76 39V41L78 42H75V40H74V37L72 36V34H74ZM83 32L85 33V34H83ZM187 32V31H186ZM203 32V33H204ZM238 32H240V33H238ZM258 32V33H257ZM104 33V34H103ZM216 33H218V34H216ZM222 35H221V34ZM231 33V34H230ZM236 33H238V34H236ZM242 33H244V34H242ZM248 33V34H247ZM261 33V34H260ZM47 34V35H46ZM82 34H83V36H86V34H93V36H91L89 39L87 38V37H89V36H87V37H84V38H87L90 42H91V44H92V47L94 46V48H92V49H90V50H92L93 52H90L91 53V57L89 56V59H92V58H97L98 60L100 59V58H98V57H100V56H102L104 53H107V54H105V56L109 59V56L110 57H112V56H114V58H116V59H113V58H111V64H112V66H109L108 67V65L107 66H105L106 65V61H108V60H106V58L104 59V55L102 56L103 57V60H106V61H104L105 62V64H103L105 67H108V68H104V73L103 74H105V75H101L100 76V78L98 79V83H97V85H99L100 84V82L101 83H103V84H100L99 86H97V87H99L98 88V90H102V88L101 87H103V86H101V85H104V87L103 88H105V89H103L104 90V92H108L109 90L111 91V88H112V91H114V90H118V94L120 95L122 92H124L122 95H120V97H123L124 99H126V98H129L130 100H128V99H126L125 101H130V102H128V103H131L132 102V99H135V100H139V102H141V103H138V101H134L133 103H135V104H140V105H137L138 107H139V109H141L140 111L142 112H140V113H137V114H135V115H132L131 116V119H129V114L127 115V116H125V115H123L122 116V114H125V112L127 111H122V110H124L123 109V107L125 108V107H127V103H125L126 104V106H123L122 108H120L121 106H122V103H124V100H120L119 98L120 97H118V99H114V97L115 98H117V96H119L118 94L116 95V96H114V97H112L111 99H106V97H105V99H104V101H105V103L103 102V103H101V102H98L97 101V103H99L98 105H97V103H96V105H95V103L93 104L92 102H90L89 104H87V102L85 101V100H83V102L80 104V106H78L79 104L78 103H80L81 102V100H78V98H79V96L77 97L76 95V98L75 97H72V96H74V95H72L73 93V91L71 90H68V91H70L71 92V94L67 91V93H69L67 96H65L64 94L66 93H64L63 91H64V88H65V86H63V85H66V83H65V80L66 81H68L69 80V78L71 77V80H72V78L74 77V74L73 73H71V72H73V71H71V69L72 70H77V69H80V68H82L83 66H81V64H83V61L86 59H81V60H83L82 62L80 61H78L74 56H72V54L74 55V53L72 52V49H71V51L69 50L70 49V47H72L73 46V43L72 42H74V43H77L78 45H77V47H75L76 45H74V47L75 48H73L74 50L75 49H77V48H79L78 46H80L81 45V43H83L82 41H84V40H86V39H83V38H81L80 36H82ZM99 34V35H98ZM117 34V35H118ZM142 34H144V35H146V34H148V37L150 38V39H148V38H146L147 36H145L144 37V35H142ZM240 34V35H239ZM256 34V35H255ZM58 35H60V36H62V38L60 37V36H58ZM142 35V36H141ZM150 35V36H149ZM151 35H153V38L151 37ZM164 35V36H163ZM209 35H212V36H209ZM217 35H221L222 36V38L220 37V36H217ZM238 35L240 36V37H238ZM243 35H245V36H249V38L251 39V38H253V39H249V38H246V37H244ZM253 35V36H252ZM257 35H258V37H257ZM66 36H69L68 38L69 39H66ZM111 36V37H110ZM156 36V37H155ZM166 36V37H165ZM214 36V37H213ZM232 36V37H231ZM247 36V37H248ZM251 36V37H250ZM262 38H261V37ZM60 37V38H59ZM70 37H73L72 38V42H71V46H68L69 45V41H71V39H70ZM77 37H75V38H77ZM109 37V38H108ZM142 37H144V38H142ZM158 37H160V39L158 38ZM170 37V38H169ZM180 37V38H181ZM208 37V38H207ZM217 37H219V38H217ZM245 39H244V38ZM256 37V38H255ZM56 38V40H54ZM65 38V40L64 41H62V39H64ZM81 38V39H80ZM149 41H146V39ZM162 38V39H161ZM169 38V39H168ZM171 38H174V39H172V41H171ZM210 38V39H209ZM216 38V39H215ZM228 38H230V39H228ZM242 38V39H241ZM259 38H261L262 40H263V42H262V40L261 39H259ZM61 39V40H60ZM91 39V40H90ZM93 39V40H92ZM222 39H225V40H222ZM238 39V40H237ZM239 39H240V41H239ZM259 39V40H258ZM69 40V41H68ZM81 40V41H80ZM175 40H178V42L177 41H175ZM199 40V39H198ZM212 40H214V41H212ZM219 40V41H218ZM245 40V41H244ZM46 41H49L48 43L46 42ZM53 41V42H52ZM66 41V44H67V41L69 42L68 43V45H66L65 43H63V42H65ZM146 41V43H149V45L150 46H154V48H156V50L155 51H159V53L158 52H156L157 54H155V56H154V58H157L158 59V62H156L157 61V59H154L153 58V61L154 62H152V63H150V64H153L154 65V67H157V68H161V69H159V70H156V71H159V74H162V72L164 73V74H166L163 70H165V69H162L163 67H160V65L163 63L162 61H164V62H166V64H168L167 62H170V64H168L169 65V68H170V65H172L171 66V68L174 66L175 67V69L177 68V70H179L180 71V73L181 74H187L186 76H184V78H180V80L179 79H176L174 82H172V80L169 78V74H170V72H169V74H168V72H167V70H165L166 72H167V74L166 75H164L163 77L161 76V75H159V74H157L156 73V77H158L159 78V76H160V78L161 79H159V81H162L161 82V84H159L160 82L159 81H156L155 83H154V81L155 80H157L158 78H156L155 79V77L153 76L152 77V79L150 78L147 82L145 81V85H144V87H143V89L144 88H146L147 89V91L145 90V92H143V93H145V94H143L142 92H139V91H141L140 89H138L139 87L137 86V85H139V81H140V84H141V82H143V80H141L142 78H140V75H139V73L137 74V75H139V76H137V77H139V79L136 77V75H134V73L132 72H128V73H130V74H128V73H126L125 74V72H123L122 74H124V76L125 75H127L126 76V78H124V76L123 75H121V74H119L118 75V71L116 70V72H114V71H109V72H107V74H108V76H107V74H106V72H105V70L107 71V69H109L110 67V69H112L113 68V66H117V64H116V60H117V58L120 56V58H121V61H120V59H118V62L120 63V62H122V59H123V54L122 53H125V55L124 56H126V54H127V57L129 56V54H131L132 56H133V54L135 55V56H137V55H140L139 53L140 52H138L139 50V48H141V45H142V48H143V44H144V42ZM173 41H175V43L173 42ZM222 41V42H221ZM227 41H229V43H230V45H229V43H226ZM233 41V42H232ZM235 41V42H234ZM238 41L240 42V43H238ZM54 42L55 43H57V44H54ZM79 42H80V44H79ZM128 42V43H127ZM198 42V43H197ZM207 42V43H206ZM211 42V43H210ZM214 42V43H213ZM220 42V43H219ZM252 42V43H251ZM259 44H258V43ZM24 43V44H23ZM42 43H45V44H42ZM47 43V44H46ZM94 43H96L97 45H96V47H95V44ZM145 43V45H147ZM177 43V44H176ZM182 43H188L187 45H189L188 47H187V49H186V46L187 45H185L184 44V47L185 48H181L180 49V47H183V45H182ZM196 43L197 44H199V46H200V50L198 49V45H196ZM217 43H219V44H217ZM222 43V44H221ZM223 43H224V45H223ZM235 43H237L238 44V46H236L237 44H235ZM241 43H243V44H245V45H241ZM248 43H249V45H248ZM251 43V44H250ZM254 43H255V46H252V44L254 45ZM257 43V44H256ZM38 44H39V49L36 47V46H38ZM41 44V45H40ZM59 44H62V45H59ZM94 44V45H93ZM101 44H102V46L104 47V48H106V49H104L102 46H101ZM152 44V45H151ZM179 44H181V45H179ZM213 44H214V46H213ZM225 44H227V47L228 46H232L231 44H233V46L235 45V47H236V50L237 49H239L238 51H236V50H234V47L232 46L230 49H231V52H229L230 50L227 48V47H225V50L223 49V47L225 46ZM42 45H45L44 47H45V51H42ZM49 45L51 46V47H49ZM54 45L56 46V47H54ZM68 47H66V46ZM98 45H100L101 46V48H98ZM177 45H179V46H177ZM191 45H192V47L193 48H197V50H199L198 52H196L197 50H194L193 48H191ZM202 45V46H201ZM251 45V46H250ZM57 46H59L60 47V50L61 49H64V51H66V52H61L60 50H57V48H59V47H57ZM65 47V48H63V47ZM140 46V47H139ZM198 46V47H197ZM217 46V47H216ZM219 46H221V47H219ZM240 46V47H239ZM252 48V51H250L251 52V54H249L248 55V51L251 49L250 47ZM260 46V45H259ZM81 47V46H80ZM179 47V48H178ZM202 47H204V48H208L209 49V51L208 50H203L204 48H202ZM216 47V48H215ZM238 47V48H237ZM241 47H243V49L241 48ZM24 48V49H23ZM38 49V50H40L41 49V51H38V50H36V51H38V52H34L33 53V50L34 49ZM66 48H67V50H66ZM141 48V49H142ZM188 48H191V49H193V51H191V49H188ZM195 48V49H196ZM212 48V49H211ZM219 48H221V49H219ZM227 48V49H226ZM245 48H247V49H245ZM13 49V50H12ZM23 49V50H22ZM55 49V50H54ZM96 49V54L94 53V50ZM100 49H102V50H104V52L103 53H100V56H98L99 55V53H97ZM203 51H202V50ZM244 49H245V51H244ZM21 50V51H20ZM57 50V51H56ZM68 50L71 52V54H69L70 52H68ZM73 50V51H74ZM98 50V51H97ZM190 50V51H189ZM220 50V51H219ZM229 50V51H228ZM76 51V50H75ZM117 51V52H116ZM178 51V52H177ZM181 51V52H180ZM184 51V52H183ZM201 51V52H200ZM39 52H41V54H39ZM56 52H58V54L56 53ZM63 53V54H61V53ZM67 52H68V55H67ZM188 52V53H187ZM189 52H195V53H189ZM206 52H208V53H206ZM223 52V53H222ZM15 53V55H11V54H14ZM37 53H38V55H37ZM53 53H55V54H53ZM60 53V54H59ZM94 53V54H93ZM115 53H121V54H119V56H116V55H118V54H115ZM178 53H181L180 55L178 54ZM184 53H185V55H187L188 54V56H184ZM201 54V55H199V54ZM205 53V54H204ZM210 53H211V55L213 56L214 55V53H215V55L212 57L211 55H210ZM244 53V54H243ZM246 53V54H245ZM65 54V55H64ZM93 54V55H92ZM102 54V55H101ZM109 54V55H108ZM113 54H115V55H113ZM190 54H192V56L195 54L198 58H199V56H200V58L199 59H201V57H202V59L201 60H203V58H204V56L205 57H207V58H209V59H207L206 58V61L205 60H203V61H199V59H197V58H195V60H196V63L198 64V61H199V63L200 62H202V63H200V64H198V66H197V64H196V67L198 68V67H200V69H197L196 68V71H192V73H194V74H191V72H189V71H187V69L186 68H188V67H185V69L183 68L184 66H186V64H188L189 63V61L187 62V63H185L186 61H184L185 59H182L183 57H191V55ZM198 54V55H197ZM206 54H208V55H206ZM64 55V56H63ZM94 55H97L96 57L94 56ZM156 55H157V57H156ZM204 55V56H203ZM239 55H240V57H239ZM243 55V56H242ZM12 56V57H11ZM14 56V57H13ZM67 56V57H66ZM70 56V57H69ZM116 56V57H115ZM132 56H130V57H132ZM135 56H133V57H135ZM196 56H193V57H196ZM210 56L212 57V58H210ZM247 56V57H246ZM254 56H256V57H254ZM258 56V57H257ZM262 56V58H259V57H261ZM74 57V58H73ZM127 57H125V58H127ZM132 57V58H133ZM180 57V58H179ZM231 57V56H230ZM249 58V59H246V58ZM186 58V59H187ZM217 58V57H216ZM219 58V57H218ZM240 58V59H239ZM260 59V61H263V62H260L258 59ZM112 59H113V61H112ZM127 59H131V58H127ZM159 59H162V60H160L159 61ZM166 59H168V60H166ZM251 59V60H250ZM256 59V60H255ZM264 59V58H263ZM124 60V59H123ZM172 60H173V62H174V64H173V62H172ZM194 60V61H195ZM207 60L208 61H210V60H212V61H210L209 63H211L210 65H209V63L207 62ZM219 62H220V60L219 59H217ZM225 60H223V61H225ZM255 61V64H257V63H261L262 64V66H261V64L259 63V65H257V66H254V65H252V63L253 62H251V61ZM86 61H88V59H86ZM110 61H108L107 63H109V65H111L110 64ZM114 61H116V62H114ZM204 61L206 62V63H208V64H206V63H204ZM216 61V60H215ZM217 61V62H218ZM222 61V62H223ZM258 61V62H257ZM46 62H48V64H50V62H51V64L54 66L55 65V67H53L52 65H48ZM99 62H101L102 63V61H100L99 60ZM150 62V61H149ZM149 62H147V64L149 63ZM159 62H161V63H159ZM33 63H35V64H33ZM114 63V64H113ZM156 63H157V65H156ZM176 63V64H175ZM25 64H27L26 66H28V67H26L25 69H23L22 70V68L21 67H24V65ZM45 64V65H44ZM146 64V63H145ZM248 64H251V66H253L252 68H249L248 67ZM254 64V63H253ZM31 65V66H30ZM152 65V66H153ZM156 65V66H155ZM202 65H206V66H202ZM209 65V67H207ZM30 66V67H29ZM47 66V67H46ZM52 66V68H49V67H51ZM66 66V67H65ZM103 66V67H104ZM148 66H149V64H148ZM151 66V67H152ZM250 66V65H249ZM250 66V67H251ZM39 67V68H38ZM42 67H46L45 69L43 68L42 69ZM118 67V66H117ZM150 66L148 67V68H151ZM173 67V68H174ZM182 67V68H181ZM202 67H205V68H202ZM207 67V68H206ZM1 68H2V66H1ZM12 68V69H11ZM17 68V69H16ZM57 68V69H56ZM178 68H180V69H182V70H184V71H182V70H180V69H178ZM47 69H48V71H55V70H58V69H61V72L63 71L62 69H66V70H68V71H66V70H64V72H60V70H58V71H55L56 72V75L59 77V75L58 74H62V75H60V76H65L62 80H64V81H60L61 80V77H60V80L58 79V77L55 75V72L53 73H49V72H47ZM49 69H52V70H49ZM202 69H204L203 70V72L201 71ZM206 69H207V71H206ZM246 69V68H245ZM261 69V70H262ZM4 70V69H3ZM7 70V69H6ZM9 70H7V71H9ZM33 70V71H32ZM45 70H46V73H48V74H50V77H48V76H46V74L44 73L45 72ZM112 70H115V68H113ZM162 70V72H160ZM197 70H200V71H198L197 72ZM254 70H255V68H254ZM254 70H252V71H254ZM1 71V70H0ZM28 71H30V72H28ZM71 71V72H70ZM264 71V70H263ZM6 72V71H5ZM32 72V73H31ZM57 72H59L58 74H57ZM67 72H70V74L71 75H73V76H70V74H68ZM182 72H184V73H182ZM204 72H205V74H204ZM34 73V74H33ZM66 73V74H65ZM115 73H117V75H115ZM36 74V75H35ZM55 75V77H57V78H55L54 76V78H52V76L51 75ZM111 76H113V74L115 75L114 77H109L110 75ZM136 74V73H135ZM201 75L200 77L198 76V75ZM209 74V73H208ZM28 75H30V76H28ZM67 75V76H66ZM70 77H69V76ZM121 75V76H120ZM134 76V77H136V78H132V77H130V76ZM157 75H159V76H157ZM168 75V78L170 79V81H169V79L167 80V78H165V76H167ZM210 75V74H209ZM40 76V77H39ZM44 76V77H43ZM117 76H120V77H117ZM128 76H129V79H128ZM195 78H194V77ZM198 76V77H197ZM35 77V78H34ZM67 77H69V78H67ZM109 77V78H108ZM197 77V78H196ZM20 78V79H21ZM47 78V79H46ZM66 78V79H65ZM111 78V79H110ZM115 78V80H113ZM27 79V80H26ZM33 80L34 81V83H33V81H28V80ZM38 79V81L39 82H36L35 80H37ZM55 79H58V80H55ZM68 79V80H67ZM125 79V80H124ZM134 79H136V80H133ZM162 79H166V80H162ZM198 79V80H197ZM58 81V82H60L59 84L62 86H60V85H58V82H55V83H57V84H53V81ZM139 80V81H138ZM152 80V81H151ZM154 80V81H153ZM177 80H179V82H177ZM182 80H184V81H182ZM197 80V81H196ZM12 81V82H11ZM125 81H126V83L127 84H130L129 86L128 85H126V83H125ZM129 81V82H128ZM131 81V82H130ZM137 81V82H136ZM163 81H167V84H166V82L164 83ZM20 82V83H19ZM36 82V83H35ZM49 83L48 85H45L46 83ZM97 82V81H96ZM170 82V83H169ZM24 83H26V84H24ZM31 83H33L32 85H33V90H32V94H29L28 95V97L26 96H23V94H27V90H28V88L30 89L29 90V93H31V87H32V85H31V87H28V86H30V84ZM37 83H38V85L39 84H41V86L40 87H36V85H37ZM64 83V84H63ZM134 83H136L137 85H135ZM153 83V84H152ZM164 83V84H163ZM174 83V84H173ZM179 83H181V85L182 86H180V85H178ZM23 84V85H22ZM67 84L68 85H66V86H69V87H72L71 85H73L72 84V82L71 81H68L67 82ZM123 84L124 85H126L125 87L123 86ZM150 84V85H149ZM156 84V85H155ZM17 86V85H21V87L23 86L24 88H26V89H22L21 87H20V89H15V88H18V86L17 87H14V86ZM53 85H57V86H53V87H55V90H54V88H51ZM122 85V86H121ZM131 85H134V86H131ZM154 85V86H153ZM157 85H158V87H157ZM160 85V86H159ZM162 85V86H161ZM164 85H166V86H164ZM172 85V86H171ZM176 85V86H175ZM27 86V87H26ZM58 86H60L62 89H60V90H58V89H56ZM112 86V87H111ZM136 86L138 87L137 89H138V91L136 90ZM146 86H148V87H146ZM150 86V87H149ZM167 86H169V87H167ZM182 87V88H180V87ZM6 87V88H5ZM59 87V88H60ZM115 87L116 88H119V89H115ZM121 87H124V89L125 88H127V89H125V90H122L123 88H121ZM135 87V88H134ZM152 87V88H151ZM161 87H164L163 89H160ZM9 88L10 89H15V92H16V95H17V90H19L20 92H22V95H20V93H18L19 95H20V97L21 98H13V97H19V95H15V92L13 93L11 90H9ZM67 88V87H66ZM121 88V89H120ZM170 88V90L169 91H167L168 93H166V98L167 97H169L170 98V101H169V98H168V100L164 97V92H166V90H168ZM5 89H8L9 91H7V90H5ZM53 89L55 92H59V93H56L55 95L56 96H54V98H53V92L51 91V90ZM69 89V88H68ZM106 89H109L108 91H106ZM114 89V90H113ZM150 89H151V91H150ZM158 89V90H157ZM166 89V90H165ZM22 90H24V91H22ZM103 90H102V92H103ZM155 90V91H154ZM157 90V91H156ZM163 90V91H162ZM165 90V91H164ZM14 91V90H13ZM119 91H122V92H119ZM14 94L13 96H12V94ZM33 92H34V94H33ZM152 92V93H151ZM154 92V93H153ZM158 92V93H157ZM8 93V94H7ZM61 93H63V95L65 96V97H67L66 98V100H67V102L70 100L71 102H72V98L74 99V100H77V102L75 103V102H72V104H70V105H72V106H74L75 108H76V106H77V108L79 109V110H74L73 109V107H72V109L70 108L69 110H66L65 112L67 113V114H65V113H62V111H60V107H59V101H61V100H58V99H62L63 100V98L65 99V97L62 95V97L63 98H60V96H61ZM158 94L159 96H160V98H159V96L158 95H156V94ZM163 93V94H162ZM217 93H219V92H217ZM7 94V95H6ZM44 94H45V96H44ZM53 94V95H52ZM152 94V95H151ZM163 96H162V95ZM264 94V93H263ZM11 96V98L13 99H10L9 97ZM71 95V96H70ZM124 95V96H123ZM154 95V96H153ZM169 95V96H168ZM247 95V94H246ZM7 96H9L8 98L10 99V100H6V98H7ZM68 96H70V98L68 97ZM163 97V100L165 101V102H163V101H161L162 100V97ZM209 96V95H208ZM207 96V97H208ZM261 96H264V95H260L258 98H255V100H252V99H248L247 101H249V100H252V101H257V100H259L260 99V97ZM59 97V98H58ZM80 97H83V96H80ZM217 97H218V95H216L215 96V98L217 99ZM3 98H2V100H3ZM44 100H43V99ZM49 98H51L52 100H50ZM56 98V99H55ZM84 98V97H83ZM155 98H156V100H155ZM157 98H158V100H157ZM202 98V101H207V103H208V101L209 102H214V100L213 101H210V100H212L213 98H211V97H209L210 99L209 100H207L206 98H203V97H201ZM214 98V99H215ZM244 98V96H242V99ZM246 98H248V97H246ZM21 99V100H20ZM45 99L47 100V101H45ZM114 99V100H113ZM159 99H160V101H159ZM166 99V100H165ZM181 99H183V98H181ZM206 99V100H205ZM235 99V100H234ZM236 97H234L233 98V100H232V102L234 101V103L232 104L234 107V110L236 109L237 111L235 112L234 110H232V111H234L236 114H237V112L239 113H242L241 115L240 114H237V116L236 115H234L235 116V120H234V116H233V114H235L234 112H232V114H231V112L229 113V116H228V120H229V118H231V123L229 124V123H226V125L228 124V126L229 127H231V124H233L232 123V121L233 122H235V124L234 125H232V127L230 128V130L228 131L227 130V132H231V133H229L228 135L231 137V134H232V132H234V133H236L235 131H233L234 129H236V131L239 133H236V134H232L233 136L230 138V137H228V135H227V137L226 138H222V139H220V141L218 142V141H216L215 139L214 140H212L213 142H211V140H210V143L209 142H207V145H205V146H202V149H201V151L200 150H198L197 148H199V147H196V148H194V149H192V148H189V147H187V145H185L184 144V142L186 141L185 140V138H184V140H183V137H184V128H185V124H186V122H185V114H186V108H185V103H184V99H183V101L182 100H180V101H182V102H180L179 100H178V103L177 102H175V104H174V102H173V106L172 107H170L169 108V111L171 112V116L169 115V116H167V117H169V118H167V122H164L163 124H160V125H158L159 127L157 128V127H154V128H157V132L156 131H151V132H153L154 134H152L150 131H148V133H150L151 134V139H149L150 141L148 142V144L150 143L151 145H150V147L151 146H153L152 147V149H154V151L153 150H151V151H149V152H151V153H153V154H155V153H158V152H160V151H163V149H165V148H167V149H171V151L169 150V152L170 153H167V157L165 156L164 158V161L166 160V161H169L168 163L170 164L171 163V165H167V164H165L166 163V161H165V165L164 166H166L165 168L164 167H161V166H163V165H161L160 167H158V166H154V167H152L149 171H151L150 173L147 171L146 173H148L149 175L147 176L145 173H144V175H142V176H144V177H142L143 179H145V180H143L142 178H141V176L139 175H136V177H140L138 180H141V182L140 181H138V180H135L136 181V185L135 186H133L134 187V189H133V191H135V193H138L139 195H141L140 197H142V194L143 193H145V194H148L147 192H149V193H152V194H154L153 192H155V196L157 197V196H159V194H161V195H163V197H161V195L159 196V198H164V197H172V195H174V198L175 197H177V198H175L176 200L179 198V199H181L182 197H184V196H182V195H185V193H184V189H186L185 191H187V189L188 188H185V187H187L188 186V183L186 182V181H189V183L190 182H192V184H196V183H194L193 181L194 180H192L193 178L195 179L196 177H197V179H195L196 181L195 182H197L198 181V178L202 175V177L200 178V181H202V180H204V177L205 176H208L209 177V175L212 173V171L213 170H216V168H217V171L219 172L220 171V169H224L222 166H224L225 165V167H227L228 168V171H230L229 172V174L230 175H233V177H238L239 175V172H240V177H243V178H240V179H237L238 180V183L236 184V179H234V180H236L235 181V184L237 185V186H239L240 184H242V183H244V182H242L243 180L244 181H247V182H249V183H251V184H253V176H252V169H253V167H255V165H254V162L253 161H257V154H260L261 152H259V150L260 151H262V149H258V147L255 145V148H257V150L258 151H256V149H254L253 150V144H251V146H247L246 147V145L245 144H247V143H245V144H243V145H241V147L242 146H245L244 147V151L245 152H247L249 149L254 153H252V152H250V153H252L251 155H250V159H248V160H244V161H249L250 160V162L249 163H247V164H249V167L250 166H252V165H254V166H252V167H250V168H247L246 166H247V164L245 165L244 164V169L242 168V167H240V163H241V161H237V159L236 160H234V162H237V163H235L236 165L237 164H239V166H233V165H235L234 163H233V159H235V158H231L232 156H230V160L227 158V156H229V152H233L236 148L235 147H237V146H239L240 145V143L238 142L239 140H238V138L240 139V138H242L241 136H242V134L244 133V135L245 134H247L248 136H255V134H258V136H259V133H255V132H257L258 130L256 129V128H254V127H256V125H254V123L255 122H257L258 120L260 121V118L258 119V118H256V117H258L259 115L257 114V116H256V112H254L253 110H252V107H248V102L245 100V98L242 100V99H237ZM29 100V99H28ZM58 100V103L57 102H51V101H57ZM108 102H110V103H112V104H109L108 105V103H106L107 101ZM120 100V101H119ZM155 100V101H154ZM201 100V99H200ZM8 101H9V103H8ZM49 101H50V104H48L49 103ZM69 101V102H70ZM115 102V104H114V102ZM117 101H119V102H117ZM263 101H264V99H263ZM43 102H45V103H43ZM46 102H47V107H46ZM61 102H63V101H61ZM60 102V103H61ZM122 102V103H121ZM159 102V103H158ZM161 102V103H160ZM13 104L12 106H11V104ZM53 103H57L56 105H54ZM77 104L76 106H75V104ZM177 103V104H176ZM238 104V105H240V106H238V105H236V104ZM9 104H10V106H9ZM67 104V103H66ZM86 104V105H85ZM91 104H92V106H91ZM103 104H106L105 106L103 105ZM118 105V108L116 107L117 105ZM121 104V105H120ZM154 104V105H153ZM171 104V103H170ZM209 104V103H208ZM84 105V106H83ZM90 105V106H89ZM99 105H100V107H99ZM124 105V104H123ZM143 105H144V107H143ZM172 105V104H171ZM184 105V106H183ZM45 106V107H44ZM54 106H56V110H54ZM81 106H82V108H81ZM88 106V107H87ZM102 106V107H101ZM116 107L117 109H116V111H115V109L113 108V107ZM150 106H152V107H150ZM158 106L156 107V108H158ZM236 106H238L237 108H236ZM7 107V108H6ZM37 107V106H36ZM44 107V108H43ZM51 107V108H50ZM52 107H53V109H52ZM83 107L86 109V110H88V108H89V110L88 111H86V110H83ZM104 107V108H103ZM136 107V106H135ZM248 107V109H246ZM47 108V109H46ZM111 108H113L112 110H111ZM120 108V111L122 112V114H121V112H119V109ZM155 108V109H156ZM185 109V111H184V109ZM242 110H241V109ZM43 111H42V110ZM68 109V108H67ZM127 109V108H126ZM218 109H219V107H218ZM244 109V110H243ZM250 109L252 110V111H250ZM50 110V111H49ZM51 110H53V112H51ZM80 110H81V112H80ZM238 110H241V111H238ZM246 110V111H245ZM39 111H41V112H43L42 114H41V112H39ZM47 111V112H46ZM50 113H49V112ZM55 111V112H54ZM58 113H61V115H59V114H57V112ZM75 111H79L80 113H82L83 115L86 113L87 115L88 114H92V113H94V116L92 117V116H90V115H88V116H90V118H89V121L91 122V125H89L90 124V122H88V118L86 117V116H82L83 118H85L84 120H86L85 121V123H84V120L81 118V115L80 114H77ZM84 113H83V112ZM86 111V112H85ZM92 112V113H90V112ZM109 111H111V113L109 112ZM112 111H113V113H117V112H119V114H117L118 116H120L122 119L124 118V120H122L121 121V118H118L117 117V115L115 116V114H114V116H112V117H114V118H118L120 121H118L117 119H114V120H111V121H113L115 124H116V122H119V123H117L116 125H114V123L113 122H111L110 121V119H113L112 117H111V115L113 114L112 113ZM130 111V110H129ZM183 111H184V115L182 116V114H183ZM247 111H250V112H247ZM31 112V113H30ZM34 112V113H33ZM45 112V113H44ZM78 112V113H79ZM89 112V113H88ZM124 112V113H123ZM244 112H245V114H244ZM253 112H254V114H255V117H254V114H253ZM33 113V114H32ZM40 113V114H39ZM48 113V114H47ZM52 113H54V114H52ZM127 113V112H126ZM249 113H251V114H249ZM32 116H31V115ZM37 114V116H35ZM44 114H46V116L44 115ZM71 114V115H70ZM74 114H76L77 116H78V118H80V119H77L79 122L77 123V121H75L76 119L74 118L73 120L71 119V117L72 116H74ZM111 114V115H110ZM231 114V115H230ZM40 115V116H39ZM41 115L43 116L42 118H40L41 117ZM49 115H54V116H56L57 115V119L61 122V120L63 119V123L62 124H67L68 122H70V123H74L75 122V124H73V125H76L78 128H81V127H83V128H86V129H88L89 130V127L90 126H92L93 124H94V126L95 127H91L90 128V131H91V134L94 136V135H96V134H98V136L99 135H101V133L102 134H105L106 132H108L109 133V135H111V136H108V134L106 133L105 135H101L99 138H101V137H103L102 139H101V141H100V139H98V136H97V138L94 136V137H92V138H90L91 140H93V142L92 143H89L91 140L89 139H86L87 141H89V142H86V144H84V141H86V140H82V147H84V150H83V148L80 146L81 145V143L80 144H76L75 143V148H73L72 150H71V153L69 152V150L70 149H66V150H63V149H61V148H59V146L60 145H56V144H60V143H56V141H55V143H53V140L52 139H50V140H52V143L48 140V141H45L46 143H44V140H46V139H48V138H50V137H48V133L47 132H49L50 133V136L52 135V133H51V130H52V128L51 127H49V128H51L50 129V131H47L46 132V130H49L48 128H44L43 126H45V127H47L50 123H47V122H51L52 123V121L53 122H55L57 119H56V117L54 118V116H52V117H49ZM58 115H59V117H58ZM65 115V116H64ZM70 115V117H68ZM75 115V117H77ZM104 115H105V118H104ZM108 115V116H107ZM138 115V116H137ZM240 115V116H239ZM13 116H15V115H13ZM66 117L67 116V118H69V121H68V119H65L64 120V117ZM109 116H110V119L108 120V118H109ZM230 116H232V117H230ZM253 118H252V117ZM23 117V118H22ZM32 117V118H31ZM38 117L40 118V119H38ZM48 117H49V120H51V121H49V120H45L44 121V119H48ZM63 117V118H62ZM106 117H108L107 119H106ZM237 117V118H236ZM260 117V116H259ZM263 117V116H262ZM14 118H17V116L16 117H14ZM17 118V119H18ZM31 118V119H30ZM36 119V120H34V119ZM44 118V119H43ZM50 118H53V119H50ZM73 118V117H72ZM87 118V119H86ZM136 118V119H137ZM254 118H256V119H254ZM5 119V121H2V120H4ZM25 119V120H24ZM26 119H29V120H26ZM54 119H56L55 121H54ZM71 119V120H70ZM91 119H93V120H91ZM106 119V120H105ZM254 119V121H252ZM258 119V120H257ZM23 120H24V122H23ZM37 120H39V121H37ZM57 120V121H58ZM67 120V123H64V121H66ZM115 120H116V122H115ZM126 120H129V122L128 121H126ZM135 120V119H134ZM133 120V121H134ZM240 120V121H239ZM244 121V123H242V121ZM262 120H263V118H262ZM2 121V122H1ZM22 121V122H21ZM27 121V122H26ZM43 123H42V122ZM101 121L104 123L105 122V125L107 126L106 127V129H101V128H105V126L103 127V126H101V128H100V125H103V123H101ZM239 121V122H238ZM248 122L249 121V123H246V122ZM32 122V123H31ZM35 124H34V123ZM40 122V123H39ZM59 122V123H60ZM135 122V121H134ZM237 122V123H236ZM242 124H241V123ZM4 125H3V124ZM8 123V124H7ZM23 123V124H22ZM25 123V124H24ZM26 123H29V124H26ZM30 123H31V125H30ZM37 123V124H36ZM45 123H47L46 125H45ZM109 123V127H108V124ZM110 123H113V124H110ZM123 123V124H124ZM239 123V125H237ZM7 124V125H6ZM55 123H52V124H50L49 126H52V125H54ZM98 124L99 125V128L98 127H96V125ZM120 124V125H119ZM122 124V125H123ZM126 124H124V126L126 125ZM128 124H127V126H126V128L124 127V126H122V127H124L123 129H121L119 132H122V133H120V134H122V136H123V132H127V134L125 135V133H124V136L123 137H125V136H128V132H130L131 133V130L134 128L135 129V126H132V127H130V126H128ZM243 124H245L247 127H246V129H247V131H249V134L246 132V129L244 128V126L245 125H243ZM255 124H257V123H255ZM5 127L6 126V128H4L3 126ZM16 125H17V128H14V127H16ZM24 126V128H23V126ZM28 125H30L31 127H28ZM36 125H40L41 127H43V128H41L40 126H36ZM69 125H71V124H69ZM250 125H252V128L250 127ZM10 126V127H9ZM19 126V127H18ZM55 126H56V124H55ZM89 126V127H88ZM12 127V128H11ZM34 127H36L35 129H34ZM38 127V128H37ZM40 127V128H39ZM110 127H114L115 129H113L112 130V132H113V135L111 134L112 132H110L111 130H109V129H112V128H110ZM127 127H128V130L130 129V131H127V130H125V129H127ZM235 127H237L238 129H239V131H238V129L237 128H235ZM249 127V128H248ZM1 128H4V129H2L1 130ZM8 128H11L10 130L8 129ZM20 128V129H19ZM28 129V131L29 130H31V131H29L28 133H29V135L33 138H31V137H29V135H28V133H26L25 134V132H27V129ZM82 128V129H83ZM98 128V129H97ZM108 128V129H107ZM234 128V129H233ZM16 130V131H18V132H16V131H14V130ZM38 129V130H37ZM59 129V128H58ZM139 129H141V128H138L137 127V130L135 129V130H133V131H135V133H133V134H130V135H132V136H134L136 139L139 137V135L138 134H141V132H140V130ZM158 129H159V131H158ZM245 130L244 132L243 131H241V130ZM249 129V130H248ZM253 129H256V130H254V131H252ZM6 130V131H5ZM7 130H8V132H7ZM42 130V131H41ZM92 130H98V131H96V133L94 134L93 133V131ZM100 130H102V132L100 131ZM103 130H104V133H103ZM119 130V129H118ZM139 130V131H138ZM2 131V132H1ZM4 131V132H3ZM10 131H13V132H15V133H13L14 135H12V133H10L9 134V132ZM33 131L34 132H36V133H33ZM56 131V130H55ZM55 131H53L54 133H53V136L51 137V138H53L54 136H55V138H56V136L58 135V134H55V133H57V132H55ZM100 131V133H98ZM31 132V133H30ZM40 133V134H38V133ZM44 132V133H43ZM241 132V133H240ZM243 132V133H242ZM246 132V133H245ZM23 134V135H21V134ZM148 133H147V136H148ZM251 133H253V135L251 134ZM2 134V135H1ZM6 134H9V135H11V136H9V138L6 136ZM18 134V135H17ZM20 134V135H19ZM33 134H35V135H33ZM38 136H37V135ZM44 135V136H42V135ZM46 134H48L47 135V137L48 138H45L44 139V137L46 136ZM60 134V133H59ZM136 134V135H135ZM143 134V133H142ZM18 137H17V136ZM35 137H33V136ZM107 135V137H104V136H106ZM129 135V136H130ZM138 135V136H137ZM164 136L165 135V137H162V136ZM236 135V136H235ZM239 135H240V137H239ZM5 138H4V137ZM41 136V137H40ZM143 136H146V134H144V135H141V138L143 137ZM150 136V135H149ZM234 136L236 137V138H234ZM257 136V137H258ZM17 137V138H16ZM23 137L25 138V137H28L29 139H27V138H25V139H23ZM117 137L119 138L118 140H117ZM131 137V136H130ZM160 139H159V138ZM251 137V138H252ZM260 137V136H259ZM3 138V139H2ZM13 138V139H12ZM15 138V139H14ZM37 138H39V139H37ZM93 138H95V139H97V140H94ZM104 138H105V140H104ZM232 138H234V140L232 139ZM18 139H20V141L18 140ZM36 139H37V141H36ZM140 139V138H139ZM224 139H226V140H224ZM233 140V141H229V140ZM235 139H237V140H235ZM253 139H256V137L255 138H253ZM3 140V141H2ZM6 140H8V141H6ZM10 140V141H9ZM13 140V141H12ZM23 140V141H22ZM25 140V141H24ZM103 140V141H102ZM115 141V143H114V141ZM117 140V141H116ZM224 141L223 143H222V141ZM17 141V142H16ZM19 141V142H18ZM32 141V142H31ZM33 141H34V143H37V145L36 144H33ZM39 141H41V142H39ZM95 141V142H94ZM98 141H100V142H98ZM111 143H110V142ZM236 141V142H235ZM251 141V140H250ZM253 141V140H252ZM7 142V143H6ZM16 142V143H15ZM23 142V143H22ZM29 142V143H28ZM49 142V143H48ZM112 142H113V144H112ZM226 142H229V143H227L226 144ZM231 142V143H230ZM238 142V144L239 145H237L236 143ZM8 143H10V145L8 146V145H6V144H8ZM19 143V144H18ZM22 143V144H21ZM25 143H26V145H25ZM32 144V147H33V145H35L34 147H33V150H32V147H28V146H30L31 144ZM40 143V144H39ZM88 143V144H87ZM95 143V144H94ZM106 143V144H105ZM107 143H109V145L107 144ZM186 143V142H185ZM218 143V144H217ZM220 143V144H219ZM253 143H255L254 141H253ZM13 144V145H12ZM21 144V145H20ZM27 144H29V145H27ZM44 144V145H43ZM52 144V145H51ZM183 144L185 145V147L183 146ZM206 144V143H205ZM208 144H210V145H208ZM228 144H230V145H228ZM248 144H249V141H248ZM19 145V146H18ZM46 145V146H45ZM78 145V146H77ZM86 145H88L87 147H86ZM90 145V146H89ZM94 145V146H93ZM99 145V146H98ZM106 146L107 147V149H106V147H104V146ZM116 145V146H115ZM168 145H171V147L169 148L168 147ZM173 145V146H172ZM178 147H177V146ZM224 145H226V146H224ZM232 145H235V146H232ZM250 145V144H249ZM15 146V147H14ZM25 146L29 149V151H27L28 149L27 148H25ZM39 146V147H38ZM50 148H49V147ZM58 146V147H57ZM115 146V147H114ZM175 146L177 147V148H175ZM207 146V147H206ZM222 146H224L225 147V149H227L226 151H228V152H226L225 151V149L222 147ZM5 147H9V148H6V149H4ZM86 147V148H85ZM88 147H90V149L92 150V151H90V149L88 148ZM112 147V148H111ZM228 147H232L231 149L230 148H228ZM249 147H251V148H249ZM11 148V150H9ZM15 148H17V150H20V151H17ZM23 148H25V151H24V149ZM39 148V149H38ZM59 149V151H58V149ZM92 148H95V149H92ZM105 148V149H104ZM119 148V149H118ZM187 148H189V149H187ZM204 148V149H203ZM222 148H223V150H222ZM243 148V147H242ZM246 148H248L247 150H246ZM22 149V150H21ZM35 149V150H34ZM43 149V150H42ZM54 149H55V151H54ZM74 149H76V150H74ZM82 151V152H78V151H80V150ZM100 149H102V150H100ZM104 149V150H103ZM210 149V150H209ZM8 150V151H7ZM16 152H15V151ZM40 150V151H39ZM47 150H49V151H47ZM63 150V151H62ZM88 150V151H87ZM97 150V152H98V150L99 151H101V155H103V156H101V157H99V158H97L99 155V153H97V157L95 158V151ZM112 150V151H111ZM115 150V151H116ZM189 150V151H188ZM190 150H192V152L190 151ZM194 150H198L199 152L197 153V151H194ZM205 150H206V152H205ZM214 150H215V152H214ZM237 151H238V149H236ZM235 150V151H236ZM249 150V151H250ZM10 151V152H9ZM23 151V152H22ZM28 153H27V152ZM30 151H32L31 153H30ZM47 151V152H46ZM57 151V152H56ZM65 151V152H64ZM103 151V152H102ZM135 151V150H134ZM134 151H133V155H136L135 157H138V156H141L142 157V155H145V154H143V152H140V150H139V152L142 154H140L139 155V153H138V150L136 149V151H135V154H134ZM156 151V152H155ZM210 151H211V153H210ZM222 151V152H221ZM14 152H15V154H14ZM24 152H26V154L24 153ZM39 152V153H38ZM45 152V154L43 155V153ZM51 152H53V153H51ZM60 152V153H59ZM73 152V153H72ZM85 152V153H84ZM87 152V153H86ZM92 153L93 155H94V158H93V155L91 156V154L90 153ZM94 152V153H93ZM122 152H123V154H122ZM208 152H209V154H208ZM218 152H220V154H223V153H225L224 154V156L223 155H221V156H223V157H221L220 156V154H217ZM263 152V151H262ZM6 153V154H5ZM9 153V154H8ZM17 153H20V154H17ZM33 153V154H32ZM35 153V154H34ZM37 153V154H36ZM62 153V154H61ZM65 153V154H64ZM76 153V154H75ZM78 153V154H77ZM116 153V154H115ZM148 153V152H147ZM151 153H149L150 155H151ZM197 153V155H195ZM212 153H213V155H212ZM229 153V154H228ZM255 153H257L256 154V156H255ZM11 154V155H10ZM13 154V155H12ZM39 154H40V156H39ZM54 154H56V155H54ZM81 154H84V155H82L81 156ZM86 154H88V155H90V157L91 158H93L92 160H90V158H89V161H88V157L89 156H87ZM105 154V155H104ZM187 154V155H186ZM206 154V155H205ZM29 155V156H28ZM30 155H32V156H30ZM35 155H38L37 157H36V159H40L41 157V159L40 160H38V161H36V159L34 158L35 157ZM48 155V156H47ZM49 155H51V156H49ZM117 155V156H116ZM133 155H131V156H133ZM156 155V154H155ZM200 155L202 156L201 158H200ZM203 155L205 156V158H203ZM212 155V156H211ZM24 156V157H23ZM26 156H28V158L26 157ZM84 156H86V157H84ZM104 156H106V158L104 157ZM193 156H195L194 157V159H192L193 158ZM215 156H219L218 158L217 157H215ZM226 156V157H225ZM253 156V157H252ZM40 157V158H39ZM51 157V158H50ZM61 157V158H62ZM74 159H73V158ZM82 157H84V159L82 160V162H81V160H79L80 162L78 163V159H81ZM111 157H114L113 159L111 158ZM134 157V156H133ZM190 157H192V158H190ZM207 157V158H206ZM213 157V158H212ZM254 158V160L252 159V158ZM256 157V158H255ZM24 158V159H23ZM27 158V159H26ZM87 160H86V159ZM104 158V159H107L106 161L105 160H103L102 161V159ZM186 158V159H185ZM198 158V160H196ZM202 159L203 161H201L200 159ZM216 158H217V160L219 161V160H223L222 162H220L221 163V167L222 168H218V167H220L218 164H219V162L216 160ZM221 158H224V159H221ZM70 159V160H69ZM72 159H73V161H72ZM94 159H96V161H94ZM173 159V160H172ZM227 159H228V161L229 162H231V164H230V166L228 165L229 164V162L227 161ZM232 159V160H231ZM44 160H46V161H44ZM57 160V159H56ZM76 160H77V164H76ZM85 160L86 161H88V162H85ZM186 160V161H185ZM193 160H195V162H196V164H195V162L193 161ZM201 161V162H203L202 164H200V162H198V161ZM212 160H216V162L214 161H212ZM66 161V160H65ZM69 161H71L70 163H69ZM75 161V162H74ZM107 161V162H108ZM109 161V162H110ZM114 161H116L117 163H118V161L115 159ZM114 161H111V162H114ZM174 161V162H173ZM190 161H192V162H194V163H192V164H195V166H196V168L198 169L196 172H194V173H196L195 175H200V176H196V177H191L192 179H190V178H186L187 177V174H185L186 172H187V168H189V167H186V166H190V164H188L187 165V163H189ZM206 161V162H205ZM224 161H226V164H225V162ZM244 161H242V163L244 162ZM44 162H46V163H44ZM59 162V161H58ZM101 162L103 163L102 165H101ZM184 162H186V166L184 165L185 163ZM82 163V164H81ZM85 163H87V165H83V164H85ZM117 163H113L112 165H114V164H116L117 165ZM174 163V164H173ZM205 163V165L207 166L206 168H205V165H203ZM211 163H214L213 165H211V166H209L208 164H211ZM216 163H218V164H216ZM224 163V164H223ZM245 163V162H244ZM250 163H253V164H250ZM36 164H38V165H36ZM41 164H43V165H41ZM44 164H46V165H44ZM75 164V165H74ZM104 164H106V165H104ZM216 164V165H215ZM223 164V165H222ZM47 165H49V166H51L50 167V169L49 168H47ZM54 165H59L58 163H56V164H54ZM71 165H73L72 167H70L71 169L75 166L76 168H73V170H67V167L68 166H71ZM95 165H96V163H95ZM96 165V166H97ZM110 165H111V163H110ZM176 167H175V166ZM202 165V166H201ZM227 165V166H226ZM23 166V167H22ZM24 166H25V168H24ZM30 166V167H29ZM33 166V167H32ZM42 166V167H41ZM43 166H45L46 167V169H45V167H43ZM48 166V167H49ZM96 166H94V167H92V171L90 170V172L91 173H93V175H94V171H95V169H96ZM118 166V165H117ZM170 166H172V167H170ZM173 166H174V169H173ZM197 166H200V167H203V168H200V170L201 171H203V172H205V171H209V169L210 168H212L213 170L212 171H209V172H207V173H203V172H199V168L197 167ZM209 166V167H208ZM213 166H215V167H213ZM216 166H218V167H216ZM233 166V167H232ZM37 167H39V168H37ZM61 167V168H62ZM108 167V168H107ZM157 167V168H156ZM180 167V168H179ZM231 169H230V168ZM236 167H238V168H240V170L239 169H237ZM18 168H20V167H18ZM22 168H24V169H22ZM41 168H44V169H42V171H39V169H41ZM85 167L84 168H82L81 170H80V168H79V170L81 171V173L82 172H84V171H86V170H89L90 168H91V166H90V168H88V169H86ZM94 168V169H93ZM112 168H116V166L114 165L113 167H111L110 169H112ZM161 168V169H160ZM162 168H164V169H162ZM169 168V169H168ZM170 168L171 169H173V170H170ZM175 168H177V170L178 171H175ZM34 169V170H33ZM36 169H38V171L36 170ZM51 169H53L52 170V172H51ZM64 169H65V171H64ZM83 169H86V170H84V171H82ZM117 169V168H116ZM116 169H112L113 170V172L111 171V170H107L108 172H110V174H112V173H114V171L116 172L117 170ZM155 169V170H154ZM157 169L160 171V172H158L157 171ZM179 169H180V171H179ZM182 169V170H181ZM185 169H187V170H185ZM203 169H205V170H203ZM238 171H237V170ZM243 169V170H242ZM250 169H251V172L248 174L247 172H249L250 171ZM27 170V171H26ZM29 170V171H28ZM32 170V171H31ZM49 170H50V173H52V177L50 176L51 174L50 173H48L49 172ZM153 170H154V172H153ZM168 170H170V172L168 171ZM184 170H185V173H184ZM211 170V169H210ZM231 170H234V171H231ZM241 170L243 171V172H241ZM247 170H249V171H247ZM36 173H35V172ZM156 171V172H155ZM174 171V172H173ZM247 171V172H246ZM17 172H18V170H17ZM25 172V173H24ZM48 173V174H46V173ZM89 171H86L85 173L87 174ZM130 173H128V172H126L125 174H131L130 176H132V171H129ZM175 172H178V173H175ZM197 172H199V173H197ZM238 172V173H237ZM244 172H246L245 173V175L247 174V178L246 177H244V176H241V175H243L244 174ZM31 174V176L29 175V174ZM39 173V174H38ZM46 175H48V176H46ZM167 173V174H166ZM209 173V174H208ZM243 173V174H242ZM35 174V175H34ZM89 174V173H88ZM109 174V173H108ZM107 175L106 174V172H105V175H107V176H105V177H107L106 179L104 178V182L105 183H101L102 184V187H105V188H107L109 185V183L111 182L110 180H108L109 178H110V176L111 175ZM153 174V175H152ZM163 174V175H162ZM186 175L185 177L184 176H182V175ZM205 174V176H203ZM236 174V175H235ZM11 175V174H10ZM92 174H89V176L90 177H92L91 176ZM113 175V174H112ZM165 175V176H164ZM194 174H193V176H195ZM20 176H21V178H20ZM30 176V177H29ZM34 176V177H33ZM108 176H109V178H108ZM129 176V175H128ZM150 176H152L153 178H151L150 179ZM163 176V177H162ZM183 178H182V177ZM249 176H250V180H249ZM25 177H27V178H25ZM29 177V178H28ZM89 177V178H90ZM113 176H111V178H112ZM133 177H135V172H134V176H132V180L133 179H135V178H133ZM146 177V178H145ZM163 179H162V178ZM165 177V178H164ZM207 177V178H208ZM231 177V176H230ZM48 178V179H47ZM110 178V179H111ZM151 180H149V179ZM161 178V179H160ZM34 180V183L32 182L33 180ZM137 179V178H136ZM147 179V180H146ZM185 179V180H184ZM206 179V178H205ZM243 179V180H242ZM246 179H248V180H246ZM41 180V181H40ZM47 180V181H46ZM57 180V179H56ZM149 180V182H146V181H148ZM153 180V181H152ZM232 180H233V178H232ZM26 181V182H25ZM28 181V182H27ZM99 181V180H98ZM98 181H95L94 183H96V185H97V182ZM134 181V182H135ZM11 182V181H10ZM31 182V183H30ZM49 182V183H48ZM137 182H140L139 183V186H142V187H144V186H146V188L144 187V189L142 190L141 188H138L139 186H137L138 185V183ZM142 182H143V184H142ZM147 184H146V183ZM185 182L187 183V184H185ZM199 182V181H198ZM19 183H21L20 185H18ZM99 183V182H98ZM149 183H152V185L151 184H149ZM246 183V182H245ZM27 186H26V185ZM32 184V185H31ZM39 184H41V183H39ZM133 184H135V183H133ZM141 184V185H140ZM187 185V186H185V185ZM235 184H234V186H235ZM239 184V185H238ZM99 185V184H98ZM148 185V186H147ZM154 185V186H153ZM5 186V187H6ZM25 186V187H24ZM42 186V185H41ZM87 186V185H86ZM234 186H233V188H234ZM236 186V187H237ZM10 187V188H9ZM19 187V188H18ZM132 187V188H133ZM135 187H137V188H135ZM150 187V188H149ZM172 187H175L174 189L177 191V192H179V194L178 193H176V191L172 188ZM235 187V188H236ZM256 187V186H255ZM253 188V186L252 187H250L251 189H248L250 192H254V190L253 189H255V191L257 192L258 191V189L257 188ZM0 188V189H1ZM15 190H14V189ZM28 188V189H27ZM36 188H38V189H36ZM155 190H154V189ZM232 188V189H233ZM10 190V189H12L10 192H12L11 194L9 193V191H7V190ZM19 189H21L20 191H16V190H19ZM40 189V190H39ZM44 189V188H43ZM138 189V191H136V190ZM140 189H141V191L143 192H141V194L139 193L140 192ZM172 189V191H169V190H171ZM232 189H231V191H232ZM237 191L239 192V188L237 187ZM30 190V191H29ZM34 190H36V191H38V192H36V191H34ZM89 189H84L83 191H88ZM151 190H154L153 192L151 191ZM234 190H236V189H234ZM232 191V193H234L235 194V196H236V194L238 193V192H236V191ZM251 190H253V191H251ZM14 191V192H13ZM21 191H22V193H21ZM35 193H34V192ZM45 191V190H44ZM96 191V193H94ZM94 192H92V195L93 194H95V199L98 201V204H97V201L95 202L94 200V198H92L91 200L89 199L88 200V197H90V195L89 196H87L85 199L87 200V201H89V202H91L92 203V205H94V203H96V207H100V202H102V201H100V198H98V197H101V192H97V190H95ZM99 191V190H98ZM144 191H146V192H144ZM8 192V193H7ZM17 192V193H16ZM42 192H43V190H42ZM47 192V191H46ZM45 192V193H46ZM159 192V193H158ZM250 192H248V194L250 193ZM5 193H7V194H9V197H5ZM14 193H16V194H14ZM19 193V194H18ZM24 193H26V194H24ZM34 193V195H32ZM134 193V192H133ZM134 193V195H138V194H135ZM158 193V194H157ZM170 193V194H169ZM184 193V194H183ZM222 193H224V192H221V194L219 193V195L220 196H222V197H220V196H218V194H215L214 195V198H212L215 202H217V203H212L213 201L210 199V197L208 198V199H210L209 201H208V199H207V201L206 200H204L205 202H203L204 203V205H205V203L206 202H208V204H209V207L210 206H214V207H217L218 208V206H219V208H220V206H225L226 205V207H228V206H230V207H232L233 205H231L233 202H231V196L233 195V194H231L230 192V194L229 193H227V192H225V194L226 195H228V196H226V195H222ZM258 193V195H262L259 191L257 192ZM257 193H253V194H249L250 195V197L248 196V198H247V201H245V203H247V204H250L251 205V203H252V207L251 206H247V204H246V206L248 207V211L249 210H253V207L255 208V207H259V208H262V209H260V211L262 212L263 210H264V205L261 203L262 201H263V203H264V200H262V199H264L262 196H259L258 198H257V196L258 195H256ZM260 193V194H259ZM4 194V195H3ZM14 194V195H13ZM25 196H24V195ZM36 194H38V195H36ZM91 194V193H90ZM97 194H99L100 196H96ZM145 194H143L144 195V197H145ZM165 194H167V195H165ZM177 194V195H176ZM91 195V197H94V196H92ZM171 195V196H170ZM181 197H180V196ZM254 196L255 195V199H250L252 196ZM11 196H16L15 198L14 197H11ZM21 196V197H20ZM225 196H226V198H225ZM11 197V198H10ZM27 197V198H26ZM39 197H41L40 199H43V201L40 203V201L41 200H39ZM140 197L138 198V199H140ZM230 197V198H229ZM233 197V196H232ZM7 198V199H6ZM31 198H34V199H31ZM98 198V199H97ZM9 199V200H8ZM21 199V200H20ZM28 199V200H27ZM36 199V200H35ZM178 199V200H179ZM229 199V201H227ZM12 200V201H11ZM35 200V201H34ZM38 200V201H37ZM86 200H82V201H85L86 203H89V202H87ZM92 200H93V202H92ZM103 200V199H102ZM252 200V201H251ZM260 200V201H259ZM8 201V202H7ZM17 201V202H16ZM24 201H26V202H24ZM46 203H45V202ZM54 201V202H53ZM211 201V202H210ZM227 203H226V202ZM248 201H251V202H248ZM257 201V202H256ZM16 202V203H15ZM85 202H83V204L85 203ZM15 203V204H14ZM27 203V204H26ZM29 203V204H28ZM33 203V204H32ZM44 203V204H43ZM52 203V204H51ZM56 205V207H54V204ZM116 203H118V202H116ZM211 203H212V205H211ZM231 203V204H230ZM10 204V203H9ZM7 205V206H9V207H13L12 205ZM36 204V205H35ZM90 204V203H89ZM207 204V203H206ZM208 204L206 205V207L208 206ZM216 204V205H215ZM218 204V205H217ZM259 204V205H258ZM39 205V206H38ZM41 205V206H40ZM45 207H44V206ZM73 205V204H72ZM75 205V204H74ZM82 205V204H81ZM87 208H89L90 210H91V212H87V210H86V215L88 216H90L91 215V213H92V209H96V212H97V209L98 210H103L102 212H104V214H105V218L102 216V214L103 213H101V210L100 211H98V212H100V217L99 216H97V215H99V213L97 212V214H96V212H95V210H93L94 211V213L92 214V218L94 217V215H95V217L94 218H97V217H99L100 219L99 220H103V218H104V221H102V222H104V224H113V221H115V222H117V227L114 229V230H112V233L113 232H115V231H120V232H115V233H110L109 235H108V237H111V238H109L108 239V237H106L107 239H105L104 240V242H98V240L97 239H95V238H92V239H89L90 240V242H92V240H94L93 242L94 243H92L93 245H94V247L97 249L98 247L97 246H99L100 248H101V250H103V251H100V250H98V251H95V253L93 252V254H98V252H102V253H99V254H101L100 256L102 257H100L99 255V257H100V260L98 259L97 261L98 262H102V263H104V264H122V262L124 261V259H122L123 257H121L120 258V256H118V254H119V252H120V254L122 255V256H124V253H125V251L123 250V252H122V250L121 251H119L120 249L119 248H117V247H120V246H117L118 244H120V242H123L124 243V241H126V239L128 238V237H130V236H132V233L130 234V235H126V236H128L126 239L124 238L123 240H121V241H119L121 238H122V236L123 237H125V234H128V233H130V232H127V231H125L124 230V232H127V233H122V231H123V229H125L121 224H119L118 222V219H120V218H118L117 216H119V214H120V212H121V210H120V212H119V210L117 211V208L119 207V205H115V203H113V207L115 208L116 207V210L114 211V209L112 208V206H110L111 208H112V210H111V208H106V207H109V206H105L104 208H96L95 206H93V208H92V206H90V207H88L87 206V204H84ZM98 205V206H97ZM198 205H200V203L198 204ZM197 205V206H198ZM256 205V206H255ZM258 205V206H257ZM263 205V206H262ZM35 206V207H34ZM51 206V207H50ZM223 206V208H225L226 209V207H224ZM43 207V208H42ZM48 207H50V208H52V209H47L46 210V208H48ZM230 207H228L227 208V210H224L222 207L220 208V213L218 212V213H216V216L218 215V216H220V218H216L215 217V219H214V222L212 223V228H213V233L211 232V230L210 231H208V230H205V233H203L202 231H204V230H202L201 232H200V230H197L198 232H200V233H193V235H195V237H191L192 239H198L197 240V242L195 241V240H191V243H193L194 241V245L195 246H197L198 244L199 245H201V247L200 248H198V249H201V250H203V251H200L201 253H202V255L203 256H206L207 255V252H208V256H206V257H209V256H211L212 258V260H214V257L217 255V252H218V254H220L221 253V255H217L218 256V258L219 259H223L222 261H223V264H224V262H227V263H225V264H229V261H233V263H230V264H237V262H239L238 264H244V262L246 263V264H248V263H250L251 264V262H252V264H254V259L256 260V258L258 257L257 255L258 254H260V252H261V249H260V247H261V241L259 242L258 240H262V241H264V234H262V235H260L261 233H258V232H256V231H254V229H256L257 227H258V224L260 223V225L261 224H263L262 223V221H264V220H262V218L261 217H263V216H260V215H257V214H261L260 213V211H257V213H256V209L257 210H259L258 208H255V210H253L252 212H250L249 211V213H248V217L249 218H247V219H249V220H247V219H245V218H243V215L244 214H240V209H239V206L237 207V206H233V209L232 208H230ZM249 207H250V209H249ZM42 208V209H41ZM107 209L108 210V212H106L104 209ZM120 208H122L121 207V205H120ZM211 208V207H210ZM239 209L238 211H240L239 212V214H240V216H242V217H240L239 215H237L238 214V211H236L235 212V210L236 209ZM39 209H41V211L39 210ZM207 209V211H209V208H204V212L206 213L207 211H205ZM222 209V210H221ZM42 210L44 211H48L47 212V215H46V212L44 211L43 213H41L42 212ZM50 210V211H49ZM55 212H54V211ZM70 210H71V208H70ZM90 210H88V211H90ZM30 211V212H31ZM57 211L60 213V214H58L57 213ZM117 211V212H116ZM224 211H231V212H229L231 215H228V212H223ZM36 212H38V213H36ZM40 212V213H39ZM51 212V213H50ZM72 212V211H71ZM14 213H16V214H14ZM36 213V214H35ZM45 213V214H44ZM63 215H62V214ZM118 213V214H117ZM50 214V215H49ZM54 214V216H52ZM74 214V213H73ZM103 214V215H104ZM221 214V215H220ZM225 214V215H224ZM252 214V215H251ZM9 215V214H8ZM13 215H11L10 217H13ZM35 217H33V216ZM44 215H46V216H44ZM60 215V216H59ZM117 215V216H116ZM223 215V216H222ZM228 215V216H227ZM233 215V216H232ZM250 215V216H249ZM254 215L255 216H258V217H255V218H259V219H254ZM262 215V214H261ZM27 216V217H26ZM43 218H42V217ZM97 216V217H96ZM222 216V217H221ZM226 218H225V217ZM235 216H236V218H237V220H234L235 219ZM9 217V218H10ZM53 217V218H52ZM58 217V218H57ZM70 217V216H69ZM69 217H68V219H69ZM91 217V216H90ZM103 217V218H102ZM117 217V221H116V219L114 220V218H116ZM120 217V216H119ZM232 217H233V220L234 221H236V222H232L233 220H232ZM253 217V218H252ZM30 218H32V219H30ZM46 218V219H45ZM47 218H48V220H47ZM55 218V219H54ZM229 218V219H228ZM15 219V220H14ZM49 219H50V221L52 220L53 222V224L49 221ZM54 219V220H53ZM67 219V220H68ZM106 219V220H105ZM113 219V220H112ZM221 219H223L222 221H221ZM241 219H244V220H247V221H245V223H244V220L242 221ZM254 219V220H253ZM32 220H33V222H36V223H33L32 222ZM35 220V221H34ZM43 220H46V221H42ZM66 219H64V221H65ZM228 220V221H227ZM253 220V221H252ZM260 220H261V222H260ZM37 221H39V222H37ZM57 221V222H56ZM63 221V222H64ZM110 221V223H107V222H109ZM216 221H219V222H216ZM224 221H226L225 223H224ZM232 223H231V222ZM241 221H242V224H240V226L239 227H242V226H247V223H248V221H250V223L248 224V225H251V226H245V228L244 227H242L243 229H241V228H239L241 231H242V233H244V230H246V232H245V234L248 232V231H252V232H249L248 234H251V235H248L249 237H243V236H241V238L242 239H246V241H247V243H244V242H246V241H241L242 239L241 238H239L240 237V235H242L240 232V230H239V232H235V234H236V236L238 237V239H236L235 237H233V236H235V234L233 233V236H230L229 237V235L227 234L228 233V231L226 230L229 226H227V225H231V224H233V225H239V224H236V223H241ZM255 221H256V223L257 224H255ZM259 221V222H258ZM29 222V223H28ZM46 222H49V223H46ZM229 222L231 223V224H229ZM247 222V223H246ZM26 223H28V224H26ZM31 223H33L32 225H31ZM235 223V224H234ZM35 224V225H34ZM37 224H39V226L40 227H38L37 226ZM47 224H49V226L47 225ZM51 224V225H50ZM56 224V225H55ZM63 224V223H62ZM118 224H119V226H122L123 227V229H122V227H120L122 230H120V228L118 227ZM160 224V223H159ZM218 224V225H217ZM223 224V225H222ZM254 224L255 225H257V226H254ZM25 225H27V226H29V227H31V228H27L26 230H27V232H26V230H25ZM31 225V226H30ZM44 225H46L45 227H42V226H44ZM215 225H216V228H217V230H215L216 228H214L215 227ZM219 225H220V227H222L223 229H225L227 232H226V235L228 236V238H226V237H224L225 235H223L222 233L223 232H225V231H223V229L221 228L220 229V227H219ZM225 225V226H224ZM242 225V226H241ZM35 226H37V227H35ZM110 226V225H109ZM112 226V225H111ZM160 226L161 227H159V225L157 224L156 226H155V229L156 230H154V232L153 233H157L158 232V234H155V235H151V233H150V235H151V237H150V235L148 234V237H149V239L151 240L152 239V241H154V243H155V245H154V243H153V247H151V248H155V246H157L156 248H164V249H166L167 248V246L169 247L168 249H170L171 248V246H172V248L170 249V250H172V251H178V250H183L184 248H182V247H185L186 248V246H184L183 244L181 245V242L180 241H182V242H184L185 243V240H184V237L186 236L185 235V232L184 231H182V226H177V227H175V228H177V229H174V227L173 228H170V229H167V231L165 230V228L164 227H162V225L160 224ZM164 226V225H163ZM17 227V226H16ZM18 227H19V225H18ZM25 227V228H24ZM35 227V228H34ZM181 227V228H180ZM224 227H226V228H224ZM249 227H251V228H249ZM22 228V229H21ZM32 228H34V230L32 229ZM36 228H38V229H36ZM41 228V229H40ZM161 228V229H160ZM180 228V229H179ZM211 228V229H212ZM16 229H18V228H16ZM35 229H36V231H35ZM40 229V230H39ZM119 229V230H118ZM174 229V230H173ZM218 229H220V230H218ZM19 230V229H18ZM18 230H15L14 232H17ZM29 230V231H28ZM33 230V231H32ZM42 230V231H43ZM139 230H141V229H138V232H139ZM163 230V231H162ZM173 231V232H175V231H179L180 230V232H178V233H173V232H171V231ZM215 230V231H214ZM135 231V230H134ZM155 231H157V232H155ZM171 233H170V232ZM196 231V232H197ZM208 231V232H207ZM222 232V233H219V232ZM21 232V231H20ZM19 231H18V233H20ZM35 232V233H34ZM181 232H183L182 234H181ZM214 232H216V234H218V235H216ZM37 236V234L39 235V236H35L34 234ZM41 233H43V232H41ZM118 233H120V234H118ZM136 233V232H135ZM161 233H163V235L162 236H160V234ZM180 233V234H179ZM201 233H203V234H201ZM210 235H209V234ZM21 234V233H20ZM206 239V237H207V235H208V238L210 239L211 237L213 238V239H203V237L201 236V235ZM204 234H207V235H204ZM211 234L212 235H214L216 238L215 239H217V237L219 238V237H221L219 240L217 239V241L214 239V236H211ZM225 234V233H224ZM240 234V235H239ZM14 235H16V236H18V237H16V236H14ZM29 235V236H28ZM33 235V236H32ZM113 235V236H112ZM118 235L120 236L119 238H118ZM174 235V237H176V239H174V238H172V236ZM179 235H180V237H181V239L183 238V240H181L180 239V241H176V240H179L178 238H180L179 237ZM200 235V236H199ZM232 235V234H231ZM255 235V236H254ZM12 239H10L9 237ZM21 237V239H20V237ZM166 236H168V237H171V238H168V237H166ZM211 236V237H210ZM245 236V235H244ZM247 236V235H246ZM257 236V237H256ZM16 237V238H15ZM29 237V238H28ZM32 237V238H31ZM147 237V238H148ZM231 237H233V240H231L230 238ZM252 237V238H251ZM16 240H15V239ZM17 238H19V240H17ZM36 238H40L41 239V244H40V241L38 242V240L39 239H37V241H35V239ZM223 238V239H222ZM236 239V241H235V239ZM255 238V239H254ZM261 238V239H260ZM6 239H8V240H6ZM10 239V240H9ZM30 239V240H29ZM199 239H200V241H199ZM222 239V240H221ZM226 239H229V241L228 240H226ZM241 239V240H240ZM251 239V240H250ZM254 239V240H253ZM258 239V240H257ZM0 240H1V242H3L2 241V239H1V237H0ZM23 240V241H22ZM52 240V239H51ZM115 240V241H114ZM118 240V241H117ZM169 240V241H168ZM205 240V243L207 242V240L209 241V242H207L208 244H211L212 246H214V245H216V244H214V242L215 243H217V245L216 246H218V244L220 245H223V244H225L226 243V247H229V249L227 250V249H225L226 247H225V245H223V247L221 248L220 246H218L217 247V249L218 250H216V246H214V247H212V246H210V245H208V244H204V241ZM215 240V241H214ZM30 241H31V243H30ZM95 241H97V242H95ZM117 241V242H116ZM174 241H176L177 242V244H176V242H174ZM202 241V242H201ZM212 243H211V242ZM220 241V242H219ZM226 241V242H225ZM228 241V242H227ZM237 242V243H235V242ZM241 241V244H239V242ZM253 241H255V242H253ZM16 242H18V243H16ZM89 242V241H88ZM89 242V243H90ZM114 242H116V243H114ZM158 242V243H157ZM171 242V243H170ZM180 242V243H179ZM199 242V243H198ZM233 242V245H231V243ZM252 242V243H251ZM257 242H259V243H257ZM11 243L9 244V243H7L6 242V244H8V245H11ZM39 243V244H38ZM95 243H101L100 245L98 244H95ZM118 243V244H117ZM123 243H121V247H122V245H123ZM178 243H179V245H178ZM196 243V244H195ZM203 243V244H202ZM227 243H228V246H227ZM230 243V244H229ZM235 243V244H234ZM17 246H16V245ZM19 244V245H18ZM35 244V248L33 247V245ZM167 244V245H166ZM246 244V245H245ZM251 244V245H250ZM260 244V245H259ZM21 245V246H20ZM40 245V246H39ZM46 245V246H47ZM93 245H91V247L93 246ZM97 245V246H96ZM159 245H161L160 247H159ZM170 245V246H169ZM181 245V246H180ZM198 245V246H199ZM206 245V246H205ZM208 245V246H207ZM231 245V246H230ZM16 246V247H15ZM41 246H43V247H41ZM113 246V248H111ZM114 246H115V248H114ZM164 246V247H163ZM238 246V247H237ZM242 247V249H241V251L244 253V254H247V255H244L242 252H240V248ZM247 246H250V247H247ZM255 246V247H254ZM10 247V246H9ZM15 247V248H14ZM106 247V248H105ZM176 247V248H175ZM180 247V248H179ZM203 247L204 248H206V247H209V249L207 248L206 250H204L203 249ZM220 247V248H219ZM225 247V248H224ZM252 247V248H251ZM257 247V248H256ZM90 248V247H89ZM88 248V250L90 251V250H92L93 249V251L95 250V248H93L92 247V249H89ZM99 248V249H100ZM151 248H148L149 250H147V249H145V251H150V249ZM210 248H212L213 250H215V251H213L212 252V250L210 249ZM224 248V249H223ZM232 248V249H231ZM18 249V248H17ZM115 249L117 250V249H119L118 251H115ZM168 249H166V251L168 250ZM178 249V250H177ZM219 249H221L220 250V252H219ZM225 250V253H224V251L223 250ZM235 249V251H232L234 254H232V252L230 251V250H234ZM237 249H239V251L237 252ZM251 249H253V250H251ZM257 249V250H256ZM42 250V251H41ZM110 250H114V252H112V251H110ZM207 250H209V251H207ZM210 250H211V255H209L210 254ZM227 251H229V252H227ZM249 251L252 253H249ZM255 251V252H254ZM97 252V253H96ZM106 252V253H105ZM110 252V253H109ZM112 252V253H111ZM115 252H117V253H115ZM215 252H216V254H215ZM231 252V253H230ZM263 252V251H262ZM261 252V256H263L262 254L264 253H262ZM215 255H214V254ZM238 253V254H237ZM111 254L112 255V257L111 256H109V255ZM115 254H117L116 256H115ZM119 254V255H120ZM223 254H225V255H223ZM227 254V255H226ZM229 254H230V256H229ZM232 254V255H231ZM251 254V255H250ZM234 255V256H233ZM239 257H237V256ZM242 255V256H241ZM222 256H225V257H222ZM232 256L233 257H235V258H237V259H235V260H233L234 258H232ZM240 256H241V258H240ZM244 256V257H243ZM249 257V258H251V260H249V258H247V257ZM253 256V257H252ZM257 256V257H256ZM260 256V257H261ZM98 257V258H99ZM109 257L111 258V260L109 259ZM119 257V258H118ZM230 257V258H229ZM246 257V258H245ZM257 258L258 260H256L257 262H258V264H259V262H262V263H264L263 262V260H264V256H263V260H261V258ZM107 258L109 259V261L107 260ZM114 258H116V259H114ZM124 258H125V256H124ZM216 258V257H215ZM217 258V259H218ZM227 258L228 259H230L229 261H227ZM243 258H245V260H243ZM102 259H104L105 261L103 262V260ZM114 259V260H113ZM121 261H120V260ZM217 259H215L216 261H217V263L219 262V259L217 260ZM224 259H226V261H224ZM260 259V260H259ZM241 260L243 261V262H241ZM247 260V261H246ZM251 261V262H249V261ZM106 261H108V263L106 262ZM111 261V262H110ZM235 261V262H234ZM261 263V264H262ZM127 264H129V263H127ZM257 264V263H256Z\"/></svg>", "mask_w": 264, "mask_h": 264}]
</instances>
